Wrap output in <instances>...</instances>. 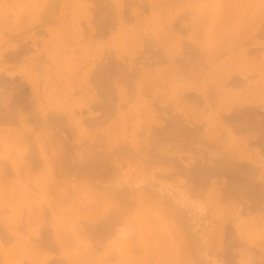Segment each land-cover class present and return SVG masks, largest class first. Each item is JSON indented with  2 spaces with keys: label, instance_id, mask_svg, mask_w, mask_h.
<instances>
[{
  "label": "rangeland",
  "instance_id": "374dc122",
  "mask_svg": "<svg viewBox=\"0 0 264 264\" xmlns=\"http://www.w3.org/2000/svg\"><path fill=\"white\" fill-rule=\"evenodd\" d=\"M7 0H5V2L3 1V0H0V8L1 9H3L2 10V15H5V14H7V9L9 10V11H11V13H10V15H9V11H8V17H7V15H5L6 16V19H5V16L4 17H2V21H3V30H2V32L0 33V80H1V82H0V94L2 93V95L4 94L5 96L6 95H8L7 93L9 92V95H8V99H12L14 102H19V103H15V104H17V105H15L14 107H15V109H17L16 110V115L15 114H13V115H15L16 117H17V119H16V117L15 116H13V117H11V120H9L8 119V121H10L11 122V126L13 127H11L10 126V124H6V123H4V121L3 120H5V119H3L2 121H3V123L4 124H0V125H3L1 128L3 129H1L0 128V136L2 135V134H4V136H1L2 137V139H1V137H0V153H2V154H6L7 152H10V150H12V151H15V153L13 154L12 152V154L10 153V155H8V153L6 154V155H3V157H4V160L2 159L3 157H1V155L2 154H0V162H6V165L4 164V163H0L1 165V167L3 166V168L5 169V167L8 165V164H10V159L11 158H13V159H15V160H19V158H21V157H19L20 155H23V151H26V152H28V148L29 147H31L32 145L31 144H29L30 143V140L31 139H34L33 141L35 142H33L32 140H31V142H33L32 144H33V147L35 148L36 147V149L39 147V144H41L42 143V145H43V148H45V152H46V154L47 155H50L51 154V156H52V158L54 159V163H55V165H56V171H55V168H54V166L55 165H53V171L54 172H58V171H61V169H59V167H57V166H59V164L61 165V168L63 167L64 168V166L65 167H70L71 168V166L72 165H68V166H66V164L65 163H67L68 161L69 162H71L72 163V161H74V159L72 158L73 156H74V158H75V161H77V159H76V155L77 154H75V152L78 150V149H80V148H78V147H80L81 146V148H82V144H83V146H84V144L86 143V142H89V143H91V147H92V130L95 128V129H98V130H100L101 129V131L102 130H104L103 128H105L107 131L109 130V128H110V130H109V134H111L112 135V138L111 139H108L109 141L111 140V143H113V146H114V144L116 143V146H118V145H121V142H125L124 144H126V145H128L129 144V141L128 140H130V138L131 137H135V140L138 142H140V141H142V144H139L136 148H140V149H142V151H140V153L142 152H144V150H146L145 151V154H146V152H148V151H151V149L150 150H147V149H149V147L146 149L145 148V146L148 144V141L150 140L152 143H156V141H157V139H155V142H154V139H152V138H149V140L147 141V139L148 138H146V137H149L147 134H148V132L145 130V132H144V135H140V129H138L139 128V126H140V124L141 125H143L142 123H146V120H148V118H145V115L144 114H146V110L148 109L147 108V106L149 107V109L151 110V116L152 115H154V117L156 116V117H160L161 116V114H162V112H164V110H162L164 107H162L163 105L165 106V105H167V103L169 102H171L170 103V105H171V109L167 106V108H169V109H167L166 107L164 108L165 110H169V112L168 113H171V114H173V115H175V114H181V112L179 113V111H181L182 110V113L184 112V109H185V107H186V105L189 107V109H193V111L195 112L194 114L196 115L195 117H196V122H197V125H198V122L200 123L199 124V126H201V128H202V130H203V133H200V135H201V139L203 140V138L204 139H206L207 138V140L206 141H208V136H210L211 134V136H214V134L216 135V136H219V135H221L220 137H221V139H223V137L225 136V137H227V135H225L226 133L223 131L222 132V130L221 129H216V126H214V125H217L219 128H222V125L224 126V128L226 127L227 129H228V127H231V126H228L227 124H224V122H226V123H228V124H230L231 125V123L233 124V122H231V120H229L228 119V121L226 120H224V118L226 117V116H223L222 117V119L224 120H222V121H218V124H217V119L216 118H218V120H221V118L219 119V116L221 117L222 115H224V114H221L222 113V111L224 110L225 112H226V110L228 109L229 110V107H230V110L232 111L233 110V108L236 106V107H239V105L240 106H243V105H245L246 107H247V103H248V105H249V107L248 108H251V111H252V107H253V105H254V107L255 106H257V107H255V109H256V112H262V113H264V106H262V105H264V100H262V99H264V91H261V90H264V84H262V83H264V82H260V78H259V76L260 75H262V74H264V73H262V69H260V68H264V67H262V66H264V64H262V62H264V61H260V59L258 60L257 58H255V56H254V58H253V60H252V57H253V55H255V54H257L258 52H259V50L260 49H264V46H262V45H264V43H262V42H264V39H262V38H264V37H262V36H264V35H260L261 36V38H259V37H257V35H254V36H256V38H257V40H256V38L255 37H252V39H249V37L251 36L250 35V33L251 32H253V31H260V29H262V27H264V26H261L260 27V25H262V22H264V19H262V16H264V15H262V14H264V10H261L260 11V13H259V10H260V8H257V10H258V12H257V10H256V7H259L260 6V4H262V3H264V2H262V1H264V0H248V1H246V0H228V1H230V2H227V0H216V1H214V0H209L211 3H210V5L208 6V2H207V0H190V1H188V0H182V1H179V0H172V1H174V2H172L171 1V3H167L168 5H166V7H165V13L164 12H162L163 13V17L165 18V26H164V22L160 19V18H162L161 17V11L162 10H164V9H162L161 7H163L164 8V6H162V5H164V4H166V2H168V1H170V0H165L164 2H163V0H162V2H160V0H158V2H156V3H154V1L153 0H141V4H137V3H139V0H137V5H131L129 2L130 1H133V0H129V2H128V5H126L125 7H124V3H125V1H128V0H125V1H123V0H112V2L114 3H111V1H108L109 3H110V5L112 6L113 5V7H114V5H115V7L113 8V7H111L110 6V8H112L111 10H112V12L113 13H111V11H109L110 13H111V15H110V13H108V11H106L105 10V12L104 11H102L103 9L101 8L102 6H105V3H102V1H101V3L103 4L102 6H100L99 7V9H95V6H96V4H99L100 5V0L98 1V0H96V2H95V4L93 3L94 2V0L92 1V0H76L77 2H81L82 4H83V7H82V12L81 13H77V15H76V18H75V21H74V24H72V25H68V21H62V15H60V14H62L63 12H61L59 9H57V11L56 10H54V11H56V14L54 13V12H52L51 10H49V11H51V14L52 13H54V14H52V17H53V20H54V18H55V20H54V22H56V23H54V22H52V23H50V25H49V23H48V21H46L45 23H48V24H43V25H45V26H38V27H43V29L45 30V32L44 31H42L43 33H41L40 34V32H39V34L38 33H36V35L34 34V35H31V33H34V31L36 32V29H37V31H39L38 30V28H36L37 26H35V29L33 28V27H31V26H33L35 23L36 24H38V21L40 20V18L38 17V14H37V12L38 13H40V10H38V11H36L35 12V9L36 8H34V7H36L35 5H36V3H35V0H26V1H21L20 2V0H17V3H18V1L20 2V3H18V5H17V7L15 6L14 8L11 6V4L9 3V0H8V3L6 2ZM92 1V2H91ZM145 1V2H144ZM188 1V2H187ZM193 1H195V3L194 4H192L193 3ZM202 1V3H198V2H201ZM214 1V2H213ZM260 1V2H259ZM4 2V3H3ZM99 2V3H98ZM124 2V3H123ZM134 2H136V0L134 1ZM134 2H131V3H133V4H135ZM147 2V3H146ZM189 2H190V4L191 5H188L189 4ZM217 2V3H216ZM220 2V3H219ZM226 4H225V3ZM27 3H28V5H27ZM142 3H145L144 5H142ZM161 3H162V5H161ZM181 3V4H180ZM187 3V4H186ZM216 3V4H215ZM227 3H228V6H229V9H228V6H227ZM242 3H243V6H242ZM9 4H10V6H9ZM126 4H127V2H126ZM129 4H130V9L129 8H127V6H129ZM146 4H150L149 6L150 7H148V12H147V10L146 11H142V9H144L143 8V6L145 7L146 6V8H147V5ZM179 4L181 5V7L179 6ZM214 4L216 5L214 8H213V6H214ZM223 4V5H222ZM231 4V5H230ZM234 4V5H233ZM237 4L239 5V6H237ZM259 4V5H258ZM87 5V6H86ZM99 5H97V6H99ZM138 5H142V7H141V9L138 7ZM157 5H159L158 7H156ZM171 5V6H170ZM174 5H176L175 7H174ZM185 5V7H183ZM254 5V6H253ZM262 5H264V4H262ZM261 5V6H262ZM88 6H94V8H87ZM96 6V7H97ZM137 6V8H135ZM177 6H179V7H177ZM222 6V7H221ZM227 8H226V7ZM233 6H234V8H233ZM241 6V7H240ZM32 7V8H31ZM108 7V6H107ZM107 7H105L106 9H107ZM120 7V8H119ZM124 9V8H127L128 10H130L131 11V15H128V14H130V13H125L124 12V15L126 14V15H128V16H133V17H131L132 19H128V21H130L129 23H127L126 22V20L124 21L123 19H122V8ZM203 7V8H202ZM232 7V8H231ZM235 7H236V10H238V11H235L234 12V10H235ZM238 7H240V8H238ZM98 8V7H97ZM104 8V9H105ZM145 8V9H146ZM169 8H170V10L171 11H169V15L167 14V12H168V10H169ZM173 8H175V9H173ZM181 8V9H180ZM204 8H205V10H204ZM214 9L213 10V13L211 12V9ZM217 8H218V10H219V13H218V11H217ZM242 8V9H241ZM253 8V9H252ZM262 9H264V6H262L261 7ZM15 9V10H14ZM26 9V10H25ZM31 9H33L32 11H31V13L29 12ZM88 9V10H87ZM90 9H95V12L96 11H98V13H99V11H101L102 13V16L101 17H103V14L105 15V16H107V15H109V17L108 18H111L110 16H112V17H116L115 19H114V21L115 22H117V24L115 23L114 24V26H112V27H114V28H112L111 27V25L114 23L113 21H112V24H110L111 23V21L110 22H108V25L107 24H105L108 20H110V19H106V22L104 21V22H101L100 23V20L99 19H97L96 20V22H98V23H95V24H93V22H95L94 20L95 19H93V22H90L89 20L93 17L91 14H93V12H91L92 10H90ZM126 9V10H127ZM144 9V10H145ZM188 9L189 10H191V11H196V13H192V14H195L196 16H195V18H193V16H191V11L190 12H188L187 13V15L189 16L188 18H186L187 20H185V23H186V21L187 22H189L188 24H189V26H192L190 29L188 28H186V27H184V26H187L186 24L185 25H183V27L184 28H186V30H188L189 32H187V34H186V30H185V32H183V33H185V35L183 34V33H177V30L179 31V29H178V27H177V30H176V32H175V29H176V26H174V23L171 25V23L172 22H174L173 20H175L176 18H178L179 17V14H180V12L182 13V11L183 10H185V11H188ZM196 9V10H195ZM231 9H232V11H231ZM44 10V9H43ZM42 9H41V11L42 12H44ZM139 10H140V12H139ZM207 10V11H206ZM225 10V11H224ZM248 10V11H247ZM119 11V12H118ZM120 11H122V12H120ZM136 11H138L139 13H137ZM184 11V12H185ZM223 11V12H222ZM230 11L233 13V16H231L230 17V14L232 15V13H230ZM243 11H244V13H243ZM254 11H255V15H251V14H254ZM32 12H34V13H32ZM58 12V13H57ZM61 12V13H60ZM94 12V13H95ZM104 12V13H103ZM143 12V13H142ZM145 12H147V13H145ZM171 12V13H170ZM205 12H207V13H205ZM215 12H217V13H215ZM225 12V13H224ZM228 12H229V14H228ZM238 12H240L238 15L240 16H238L237 18H236V16H237V14L236 13H238ZM248 12V13H247ZM252 12V13H251ZM15 13V14H14ZM21 13L22 14H24L23 16H24V18H21V20H23L24 22H20L19 24H18V26L16 27L14 24H16L17 23V20H18V17H19V15L21 16ZM28 13V14H27ZM29 13H30V15H31V18H26V17H28L29 16ZM45 13V12H44ZM98 13H96V15L98 14ZM135 13V14H134ZM140 13H142V16H141V14ZM159 13H160V15H159ZM177 13H178V16H177ZM201 13L203 14V15H201ZM208 13H209V15H208ZM259 13V15H258V17L256 16L257 14ZM262 13V14H261ZM19 14V15H18ZM37 14V15H36ZM40 14H43V13H40ZM39 14V15H40ZM47 14H50V12H48ZM50 14V15H51ZM80 14V15H79ZM100 14V15H101ZM121 15V17H120V15ZM140 14V15H139ZM218 14V15H217ZM225 14V15H224ZM236 14V15H235ZM242 14V15H241ZM243 14H244V16H243ZM245 14H247V16L245 15ZM249 14V15H248ZM78 15H79V17H78ZM88 15H90V16H88ZM94 15V14H93ZM136 15V16H135ZM157 15H158V18H157ZM181 15V14H180ZM182 15H186L185 13L184 14H182ZM181 15V16H182ZM206 15V16H205ZM213 15V16H212ZM229 15V16H228ZM41 16V15H40ZM104 16V17H105ZM128 16L126 17V16H123V18L124 17H126V19L128 18ZM180 16V17H181ZM210 16H212L213 17V19H212V17L210 18ZM221 16H224V17H221ZM243 16V17H242ZM255 16V17H254ZM9 17H14V18H9ZM57 17H59V18H57ZM83 18L82 20H83V24H85L86 25V27L87 28H89V31L87 32L88 34H86V32H85V35H84V33L82 32L83 31V29H84V31H85V29H87V28H85L84 26V28H82V24H81V22H80V18ZM94 17H96V18H98L99 17V15L98 16H94ZM100 17V18H101ZM185 17V16H184ZM184 17H182L183 19H185ZM187 17V16H186ZM201 17V18H200ZM209 17V18H208ZM230 17V18H229ZM253 17V18H252ZM51 17H49V19H50ZM191 18V19H190ZM193 18V19H192ZM204 18V19H203ZM207 18H208V20H207ZM227 18V19H226ZM242 18H244V19H242ZM7 19H9L8 21V23H7ZM10 19H11V21H10ZM37 19H39L38 21H37ZM47 19H48V16H47ZM58 19V20H57ZM80 19V20H79ZM112 19V18H111ZM124 21V22H126V23H124V22H122V20ZM182 19V20H183ZM189 19L191 20V23L192 22H194V23H192V25H190V21H189ZM199 19V20H198ZM203 19V20H202ZM212 19V20H211ZM223 19V20H222ZM242 19V20H241ZM253 19V20H252ZM262 19V20H261ZM27 21V23H25L26 21ZM28 20H31L30 21V23H31V25H29V21ZM41 20H43V23H44V18H42ZM77 20L79 21V22H77ZM85 20H86V22H85ZM101 20H102V18H101ZM131 20L133 21V22H131ZM179 20H181V19H179ZM194 20V21H193ZM218 20V21H217ZM222 20V21H221ZM228 20H231L233 23H231L230 21H228ZM241 20V21H240ZM260 20H261V24H260ZM51 21V20H50ZM162 21V22H161ZM177 20H175V25L177 24V22H176ZM208 21V22H207ZM212 21V23H210V25L207 27V25L209 24V22H211ZM226 21V22H225ZM255 21V22H254ZM42 22V21H41ZM64 22V23H63ZM76 22V23H75ZM159 22V23H158ZM179 23H180V21H178ZM183 22H184V20H183ZM230 22V23H229ZM240 22V23H239ZM256 22H258V23H256ZM10 23V24H9ZM21 23H23V24H21ZM32 23H33V25H32ZM90 23H92L93 24V26L92 25H90ZM104 23V25H107V26H104V25H102ZM182 23V22H181ZM196 23H199V24H196ZM218 23V24H217ZM220 23H222V24H220ZM6 24H9V25H6ZM26 24V25H25ZM35 24V25H36ZM39 24H40V22H39ZM65 24V25H64ZM79 24H80V27H79ZM109 24H110V26H109ZM130 24H132V25H130ZM160 24V25H159ZM195 24H196V26H195ZM203 25V24H205L204 25V27H203V29H201L202 27H201V25ZM217 25V27H219V29H220V27L221 26H224V24H226L225 25V27H222L220 30L219 29H217L216 28V25ZM220 24V25H219ZM238 24H240V25H242V26H240V25H238ZM253 24H256V25H253ZM258 24H260L259 26H258ZM23 25V26H22ZM27 25L28 26H30V28L32 29L33 28V30H29L28 32H27V30H23V29H26L27 28ZM41 25V24H40ZM59 25H61V26H59ZM66 25L68 26V27H66ZM98 25H100V26H98ZM179 25H181V24H179ZM231 26V28H230V26ZM248 25V26H247ZM251 25V26H250ZM25 26V27H24ZM96 26V27H95ZM124 26V27H123ZM131 26V27H130ZM156 26V27H155ZM163 26L166 28V30H164L163 29ZM170 26H173V27H175L174 29H173V27H170ZM198 26V27H197ZM200 26V27H199ZM227 26V27H226ZM229 26V27H228ZM245 26V27H244ZM254 27V28H250V27ZM257 26L259 27V30H257ZM5 27V28H4ZM13 27H15V28H13ZM92 27V28H91ZM98 27V29L100 30V32H99V30L98 29H96ZM111 27V28H110ZM170 27V28H169ZM194 27V28H193ZM207 27V28H206ZM249 28V30L248 29H246V28ZM17 28V29H16ZM30 28H28V29H30ZM94 28H95V30H94ZM108 28V29H107ZM228 28V29H227ZM230 28V29H229ZM246 30H245V29ZM4 29H6V31H4ZM13 29H15V30H13ZM22 29V30H21ZM40 29V28H39ZM108 31V33H107V31ZM109 29H111L112 31H110ZM171 29H173V30H171ZM183 29V28H182ZM182 29H180L181 31H184V30H182ZM195 29V30H194ZM198 29V30H197ZM215 29H216V31H215ZM240 29V30H239ZM250 29H252L251 30V32H250ZM256 29V30H255ZM17 30V31H16ZM20 30H21V32H20ZM94 30V31H93ZM190 30H191V32H190ZM196 30H197V32H196ZM202 30V32H199V31H201ZM207 30V31H206ZM224 30V31H223ZM226 30H227V32H226ZM228 30H229V32H228ZM3 31H4V33H5V35H4V33H3ZM41 31V30H40ZM101 31H102V33H101ZM104 31H105V33H107V34H105L104 33ZM140 31V32H139ZM12 34H11V33ZM14 32H16V34H17V36H18V34H19V36H18V38H21V39H24V40H22V41H26L25 42V44L26 43H28V44H26L27 45V47H26V45L24 46V47H26L24 50L25 51H23V48L24 47H22L21 48V45H19V47H20V49H18L19 47H18V45H16L15 44V42L16 41H13V38L11 37V39H10V36H12L13 34H15ZM24 32H26V33H24ZM90 32H96V34H97V32H99L98 33V35L100 36L99 38L97 37L96 39H95V36H96V34H94V36H92V34L90 33ZM151 34V36H150V34ZM219 32V33H218ZM222 32V33H221ZM224 32V33H223ZM242 32V33H241ZM255 32H253V33H251L252 35L255 33ZM262 32V31H261ZM28 33V34H27ZM47 33V35L45 36V34ZM197 33V35H194V34H196ZM214 33V34H213ZM245 33H249L248 35H245ZM260 33V32H259ZM259 33H255V34H258L259 35ZM262 33H264V32H262ZM7 34H10L9 36H7ZM21 34H23V36L21 35ZM24 34H26V35H24ZM38 34V35H37ZM89 34H91V36L89 35ZM102 36H101V35ZM141 34H142V36H145L146 34L148 35L149 34V36L151 37V38H149V37H147V36H145V38L147 37L148 38V40L150 39H152L153 40V38L155 39V42H154V40L153 41H151V45H155V44H153L152 42H154V43H157L156 44V46H152V47H155L154 49H152L151 48V45L150 44H148V47L146 46L147 45V41L148 40H144L143 38L144 37H141ZM145 34V35H144ZM169 34V35H168ZM177 34H179L178 36H177ZM182 34V36L181 37H185V38H183L182 39V41H184L185 42V39H186V41L188 42V40H190L189 42H190V44L188 45V46H190L191 45V42H192V44H193V48L194 47H196V48H198V50H199V54L196 52V56L194 55L195 53H194V51H196L197 49L195 48V50L192 52V55H194V56H192V55H190V56H192L193 58L191 59L190 58V60L191 61H196V62H198V60H201V61H199L198 63L200 64L201 62H202V64H200V65H198V66H204V67H198L197 66V64L198 63H196V65L193 63V65L192 64H189L188 63V61H187V59H189L188 58V56H189V54H191V53H187L188 55L187 56H185L186 55V53L185 54H182V52L183 51H186L187 50V48H186V50L183 48V50H182V52H180V49H182L181 47H180V43L182 42L181 41V37H180V35ZM199 34V35H198ZM211 34H212V36H213V38H212V36H211ZM217 34V35H216ZM218 34L220 35V36H222V38L219 36V38H218ZM222 34V35H221ZM227 34V35H226ZM237 34V35H236ZM240 34V35H239ZM1 35H2V37H1ZM28 35V36H27ZM33 36V37H31V38H29L30 36ZM105 35V36H104ZM192 35H194V36H192ZM242 35V37H241V39H240V36ZM4 36V37H3ZM16 36V37H17ZM21 36V37H20ZM82 36V37H81ZM84 36V37H83ZM106 38H104V37ZM191 36L194 38H191ZM207 36L208 37H210V39L209 38H207ZM216 36H217V39H216ZM225 36H227L226 38H225ZM231 36V37H230ZM239 36V37H238ZM8 37H9V39L11 40V41H13L12 43L9 41V39H8ZM16 37H14V38H16ZM22 37H24V38H22ZM26 37H28V38H26ZM94 37V38H93ZM103 37V38H102ZM124 37V38H123ZM153 37V38H152ZM178 37V38H177ZM189 37V38H188ZM214 37H215V39H214ZM233 37V38H232ZM248 37V38H247ZM26 38V39H25ZM79 38V39H78ZM93 38V39H92ZM165 38H167V39H165ZM175 38V39H174ZM180 38V40H178ZM199 38H201V39H199ZM229 38V39H228ZM235 40L236 39V41L234 42L233 40ZM235 38V39H234ZM237 38H238V44H237ZM251 38V37H250ZM255 38V40L256 41H251V40H253ZM28 39V40H27ZM142 39V40H141ZM188 39V40H187ZM220 39V40H219ZM227 39H228V41H227ZM35 40V41H34ZM36 40L38 41V43H37V46L35 45V43H36ZM98 40V41H97ZM128 42H127V41ZM144 40V42H142ZM165 40H166V42H165ZM207 40V41H206ZM212 42V44L210 45L209 43H210V41ZM213 40V41H212ZM243 40H245V41H249L250 42V44H249V42L248 43H246L245 44V42H243L242 43V41ZM9 41V42H8ZM21 41V40H20ZM20 41H18V44H19V42ZM33 42V44H32V42ZM93 41V42H92ZM125 41L127 42V43H125ZM164 41V42H163ZM177 41V43H175ZM179 41H180V43H179ZM224 41H226L225 43H224ZM240 41H241V44L242 45H240L239 43H240ZM262 41V42H261ZM8 42V43H7ZM35 42V43H34ZM131 42V43H130ZM186 42V43H187ZM202 42H204V43H202ZM207 42H209V43H207ZM215 42V43H214ZM221 42V43H220ZM258 42V43H257ZM22 43V42H21ZM125 43V44H124ZM147 47V50H148V48L149 49H152V50H157L158 51V53L156 52L155 53V51H153V53L155 54V59H157L158 58V56H159V59H160V63H159V61H157V60H155V63L153 62V63H151L154 59H153V55L154 54H152V53H150L151 55H149V57H152V58H149L148 57V52H150L149 50H148V52L146 51V48H145V46L144 47H142V45L143 44ZM148 43H149V41H148ZM179 43V44H178ZM208 44V46H207V44ZM216 43H218L217 45L218 46H215L216 45ZM231 43H232V45H231ZM234 43V44H233ZM253 45H252V44ZM256 43H257V46H256ZM24 44V43H23ZM46 44H48V47H47V45ZM91 44H94V45H91ZM120 44V45H119ZM130 44V45H129ZM174 44H176V46H177V48H175V45ZM182 44V43H181ZM213 44H215V45H213ZM222 44H224L225 45V48L226 49H224V45H222ZM236 44V46H238L237 48H235V50L233 49H231L232 47H233V45H235ZM244 44L245 45H249L250 47L252 46H254L252 49L254 50V53H253V55H252V52H250V53H245V52H248V51H246L247 49H249V46H244ZM259 44H261V45H259ZM18 47V48H16V46ZM30 45H32V46H30ZM118 47H117V46ZM150 45V46H149ZM185 45V44H184ZM187 45H185L184 47H186ZM204 45H206V46H204ZM210 45V46H209ZM222 45V46H221ZM230 46L231 48H228V47H226V46ZM23 46V45H22ZM62 46H64V47H62ZM115 46H116V48H115ZM204 46V47H203ZM211 46H215L214 48H211ZM222 47V48H220V47ZM258 46H261V47H259L258 48ZM78 47V48H77ZM110 48L111 47V49L113 48V50H116V52H108L109 54L111 53V54H113V55H115V56H112V57H114V58H112L111 59V61H116V60H114V59H118L117 60V62L119 61V60H122V61H124L123 59H125V60H127L128 61V63H129V61H130V63H132L135 59H137V61L139 60V58H140V60H142V64H141V61L139 62H136V66H138V63H140L139 65V70H140V68H141V66L143 65V63L144 62H146L147 63V61H151V59H153L151 62H149V63H151L152 65H154V66H152V65H148V64H145L144 63V65L143 66H145V67H143V68H141V72H139L137 69V73H139V74H142L143 72H142V69L143 70H145L146 72H147V75H146V83H149V82H147V80L148 81H150L151 83H149V84H151V86L150 85H148V84H144L143 86H141V84H139V82H138V80H136V78H138L137 76L136 77H134V81H133V84L132 85H134V88H131V87H133V86H131V85H129V88H128V85H126V90H129V93H131V95H133V97L132 96H130L129 94L127 95V91L124 93V96H125V98H127L126 99V102H127V104L128 105H126L125 103V99H124V96H122V95H119V96H122L123 98V100H119V102H118V99H121L119 96H118V91H117V89H116V83H115V85L114 86H109V87H105V88H101V86L98 84H96V80H94V79H89L88 81L90 82V81H92V80H94V83L98 86V88L99 89H103L102 91L101 90H99L98 88H96L97 86H95V84H93L95 87H91L90 85V83H92V82H90V83H88V82H85V81H87L86 80V77L89 75V76H92L91 74L93 73L94 74V72L92 71L93 69H94V67L92 66V65H94L95 67H96V65H98L97 63L99 62V64H102V63H104V61L105 62H107L108 63V60H107V58L109 59V57H111L109 54H107V53H105L104 52V48ZM139 47V48H138ZM158 47H160V50L162 51V54H163V56H162V59H164L165 57L166 58H168L169 59V57L172 55V57H171V61H175L176 59V61L177 62H174L175 64L177 63L178 64V62H179V64H178V66L179 65H183L182 67H184V65L185 66H187V63L190 65V69H188L189 67H187V72H189L190 70L192 71V69H193V75H191L192 74V72L190 73V74H188L187 75V73L185 72V74H186V76H182V74L180 73V75L182 76V77H180V75H178L179 73H177V71H179L180 70V68L178 67V66H175V69L177 70H175V69H172L173 67H167L166 68V66H170V65H168L167 63L169 62V63H173V62H170V60H167V61H164L166 64H163V60H161V54L160 55H158L159 54V52H161L160 50H158L159 48ZM170 49V51L167 49ZM203 47V48H202ZM207 47H208V50L206 51V49H207ZM235 47V46H234ZM256 47H257V49H256ZM15 49L16 48V50H13L12 51V49ZM84 48V49H83ZM105 48V49H106ZM127 48V49H126ZM156 48H158V49H156ZM192 48V47H191ZM191 48L189 49V51L191 50ZM213 50H211V49ZM216 48V50H214ZM227 48H228V50L229 51H227L226 52V50H227ZM246 48V49H245ZM79 49V50H78ZM122 50V51H120V50ZM137 49H139V50H141V51H138ZM143 49H145V54L142 52V51H144ZM173 50V53H172V50ZM201 49H202V51H201ZM219 49V50H218ZM220 49L222 50V52H223V50H224V52L222 53V54H220V55H218L219 54V52L221 53V51H220ZM230 49H231V51H230ZM242 49V51H240ZM243 49H245L244 51H243ZM252 49H250V51L252 50ZM259 49V50H258ZM2 50V51H1ZM108 50V49H107ZM117 50H118V52H117ZM133 50H135V51H133ZM137 50V51H136ZM151 50V51H152ZM166 50H168V52L166 51ZM177 50H179V51H177ZM205 50V51H204ZM210 50V51H209ZM255 50H257V52L255 51ZM14 51H15V53H14ZM18 51H21L22 53L20 54V55H16V56H14L15 54H18L19 52ZM69 51V52H68ZM91 51V52H90ZM109 51H111L110 49H109ZM125 51V52H124ZM165 51V52H164ZM212 51V52H211ZM218 52V56L217 55H215L216 54V52ZM261 51L262 50H260V53H261ZM5 52V53H4ZM10 52V53H9ZM74 52V53H73ZM105 54H104V53ZM121 52V54H119ZM136 52H141V54L139 53H137L138 55H136V53L134 54V53ZM177 52H179L180 54H177V56H175V54L177 53ZM212 53L211 55H209L210 53ZM235 52V53H234ZM241 52H244L249 58H247L246 56H244L245 54L243 53V55H241ZM12 53H14V54H12ZM90 53H92V54H90ZM116 53V54H115ZM124 53V54H123ZM167 53V54H166ZM169 53V54H168ZM200 53H203L202 54V56L200 55ZM12 54V55H11ZM98 54H104V55H106V56H108L106 59H104V57L103 58H101V59H103L104 61L103 62H101V59H100V55H98ZM156 54H157V56H156ZM198 54V55H197ZM252 56H251V55ZM262 54H264V51H262V53H261V60H264V58H262V57H264V55H262ZM91 55H93V56H91ZM124 55V56H123ZM136 55V56H135ZM144 55H147V59H145V61L143 60V57H144ZM181 55H183V57H184V59L185 58H187V59H182V60H184V61H182V60H179L178 59V57H181L182 58V56ZM212 55H215V56H213V59H211L212 58ZM241 55V56H240ZM257 55H259V54H257ZM3 56V57H2ZM17 56H19V57H17ZM99 56V57H98ZM103 56V55H102ZM120 56V57H119ZM124 58H123V57ZM128 56H130V58L128 57ZM133 56H135V57H137V56H140V57H137V58H135V59H133L134 57ZM141 56H142V58H141ZM189 56V57H190ZM208 57V58H210V59H208V58H206V57ZM211 56V57H210ZM217 56V57H216ZM260 56V55H259ZM125 57H128L129 59H127V58H125ZM131 57H132V59H133V61H132V59H131ZM164 57V58H163ZM177 57V58H176ZM220 57H222L221 59H219ZM233 57H235V58H233ZM239 57V58H238ZM245 58V60L247 61V62H245V60H244V58ZM74 58H76V59H74ZM98 58H99V61H98ZM123 58V59H122ZM148 58H149V60H148ZM202 58H203V61H204V63H203V61H202ZM216 58V59H215ZM218 58V59H217ZM223 58H224V60H225V62H224V60H223ZM230 59V61H228L229 59ZM240 59V60H236V59ZM247 58V59H246ZM78 59V60H77ZM93 59H95V60H93ZM158 59V60H159ZM175 59V60H174ZM233 59V60H232ZM77 60V61H76ZM89 61V64L86 66L85 64H87V62ZM98 62H97V61ZM147 60V61H146ZM164 60H166V59H164ZM234 61V62H232V61ZM87 61V62H86ZM94 61V62H93ZM95 61L97 62L96 63V65H95ZM110 60H109V62H111ZM127 61H125V62H127ZM132 61V62H131ZM144 61V62H143ZM162 61V62H161ZM187 61V63H185ZM206 61H208V63H209V66H208V63H206ZM218 61L220 62V64L218 63ZM223 61V62H222ZM235 61L237 62L236 64H235ZM101 62V63H100ZM125 62H123L124 64H125ZM222 62V63H221ZM226 62H228L227 64H226ZM243 62V63H242ZM250 62H251V64H252V67L251 66H249L250 65ZM254 62V63H253ZM68 63H69V65H68ZM80 63V64H79ZM91 63V64H90ZM128 63H126V64H128ZM162 63V64H161ZM191 63V62H190ZM231 63V64H230ZM240 63V64H239ZM262 65H260V64ZM121 64H122V62H121ZM126 64L124 65V68H125V66H126ZM133 64H134V62L132 63V66H133ZM176 64V65H177ZM207 66H206V65ZM242 64H244V65H242ZM247 64V65H246ZM254 64L256 65V67L258 68V67H260L259 68V70H261L260 72L262 73H260V72H257V71H259L257 68H254ZM86 66V67H80V66ZM105 65V64H104ZM104 65H102V66H104ZM135 65V64H134ZM174 65V64H173ZM172 65V66H173ZM192 65V66H191ZM222 65L224 66V67H222ZM99 66V65H98ZM101 66V65H100ZM130 67L131 65L130 64H128L127 65V67ZM150 67V66H152V67H150V68H148V67ZM195 66V67H194ZM240 66V67H239ZM242 66V67H241ZM79 67H80V69H79ZM91 69H90V68ZM154 67V70L152 71V68ZM192 67V68H191ZM226 67V68H225ZM232 67V68H231ZM25 68V69H24ZM70 68L72 69V70H70ZM133 68V67H132ZM156 68V69H155ZM165 68V69H164ZM171 68V69H170ZM178 68V69H177ZM199 68H202V69H204V70H201V69H199ZM231 68V69H230ZM236 68V69H235ZM36 69V70H35ZM67 69H69V71L67 70ZM81 70V72H82V74H80L79 73V76H78V72L76 73L77 75H75V74H73V73H75L74 71H76V70ZM90 69V70H89ZM146 69H148V70H146ZM184 69V68H183ZM194 69H195V72L197 73H195L194 72ZM246 69V70H245ZM257 69V70H256ZM78 70V71H79ZM85 70H87V72H88V70H89V72L91 71L92 73H89L88 72V75H86V73L87 72H85ZM95 70V69H94ZM133 70H135V69H133ZM135 70V71H136ZM157 70V71H156ZM161 70H162V72H161ZM168 70V71H167ZM207 70V71H206ZM248 70H250V71H248ZM64 71V72H63ZM70 71L72 72V74H73V76L75 75V78L74 77H72V74L70 73ZM154 71H156V72H154ZM200 71V72H199ZM207 73H206V72ZM251 71H256V75L257 74H259V75H257L258 76V81H257V78H255V76H254V78L252 77L253 75H255L254 74V72L252 73ZM85 72V73H84ZM148 72H152V73H155V74H153V75H155L156 77V79L159 81L158 83L160 84V83H163V84H161V86L162 87H158L159 86V84L157 83V86L155 85V84H152L154 81L153 80H155L156 81V79H154V77H152V74H149ZM158 72V73H157ZM159 72L162 74H159ZM245 73V75H244V73ZM68 73H69V75H68ZM199 73H201V74H199ZM241 73V74H240ZM6 74V75H5ZM158 74V75H157ZM249 74V75H248ZM253 74V75H252ZM9 75V76H8ZM160 75V76H159ZM201 77H200V76ZM239 75H240V77H239ZM246 75H248V76H246ZM3 76V77H2ZM84 76V77H83ZM88 76V77H89ZM102 76V75H101ZM157 76L159 77V78H162V79H158L157 78ZM187 76H190L192 79H189V77H187ZM227 76V77H226ZM251 76V77H250ZM82 77H83V82H82ZM88 77H87V79H88ZM147 77H149L148 79H147ZM196 77H197V79L199 78V79H202L201 81H202V86H201V81L199 82L200 84H195V83H198V81H199V79L197 80L196 79ZM203 77V78H202ZM234 77H237V78H234ZM239 77V78H238ZM261 77V76H260ZM262 77H264V76H262ZM66 78V79H65ZM116 78V77H115ZM150 78H152L153 80H150ZM224 78V79H223ZM230 78V79H229ZM246 78V79H245ZM251 78H253V79H251ZM41 79V80H40ZM61 79L63 80L62 82H61ZM75 79V82L76 83H74V80ZM227 79H229L228 81H227V84L225 83L226 82V80ZM233 79V80H232ZM235 79H245L244 81L246 82V86H248L249 85V87L251 88V91H256L255 92V94L253 95V93L254 92H251V91H248V90H250V88L249 87H245V86H243V84L241 85L240 83H241V81H239V82H237ZM262 79H264V78H262ZM4 80H6V82L4 81ZM85 80V81H84ZM164 81V82H161V81ZM166 80V81H165ZM195 80V81H194ZM230 80H232V81H230ZM234 80L237 82V83H234ZM242 80V81H243ZM253 80H255L253 83H252V81ZM56 81V82H55ZM190 81V82H189ZM216 81V82H215ZM224 81V82H223ZM248 81V82H247ZM249 81H251L250 83H249ZM4 82V83H3ZM72 83V84H76L77 86H75V87H73V85L72 84H70L69 85V83ZM81 82H82V84L83 85H85V86H87V88L85 89L83 86H81L82 84H81ZM203 82H204V86L206 87V84L208 83V84H210L211 85V88H212V86H213V90H214V87H215V90L214 91H217L216 93L221 97H218L217 98V96L218 95H216V93L214 94V93H212L210 96L211 97H209V94L210 93H208V92H211V91H207L206 89H205V87L203 86ZM206 82V83H205ZM230 82V83H229ZM54 83V84H53ZM79 83H80V86H79ZM86 83V84H85ZM156 83V82H155ZM181 83V84H180ZM222 83V84H221ZM225 83V84H224ZM229 83V84H228ZM234 84V85H232V84ZM242 83H244V82H242ZM249 83V84H248ZM257 83H259V84H262V89L260 88V87H258V85L259 84H257ZM18 84V85H17ZM61 84V85H60ZM164 84H166V86L167 87H165V85ZM176 85L175 87H174V85ZM245 84V83H244ZM248 84V85H247ZM252 84V86H250ZM56 85L58 86V88L56 87ZM72 85V86H71ZM92 85V86H93ZM153 85H155L154 87H153ZM164 85V86H163ZM169 85H173V86H169ZM209 85V86H210ZM225 85H226V87H225ZM236 85H240V86H237V88H236ZM6 86V87H5ZM89 86L92 88V90H91V88H89ZM100 86V87H99ZM144 86L145 87H147V88H144ZM153 87V88H151L152 90L155 88V87H158L157 89L155 88L153 91L151 90V89H149V91H148V88H150V87ZM222 86H223V88H222ZM229 86V87H228ZM255 86V87H254ZM20 87V88H19ZM65 87V88H64ZM67 87H69V88H67ZM113 87V88H112ZM114 87H115V90H114ZM122 87H124V86H120V88H122ZM171 87V89H169ZM174 87V88H173ZM185 87V88H184ZM207 87H208V85H207ZM233 87V88H232ZM235 87V88H234ZM239 87V88H238ZM255 88V90H254V88ZM10 88V89H9ZM16 90H15V89ZM74 88V89H73ZM79 88V89H78ZM83 88V89H82ZM94 88H96V90L94 89ZM110 88V89H109ZM125 88H123V89H125ZM128 88V89H127ZM136 88V89H135ZM139 88H141V93H142V95L144 96L143 97V100H142V95L141 94H139L140 93V90H139ZM162 88V89H161ZM163 88H168L167 90H170L171 91V93H170V91H164L165 89H163ZM172 88H173V90H172ZM191 88V89H190ZM62 89V90H61ZM77 90L76 91V93H73V94H76V95H73V96H70L71 94H69V93H71V92H73L74 90ZM87 89H90L89 90V93H88V91H87ZM106 89V90H105ZM144 89H147L146 90V92H147V94H146V96H145V93H144V91L143 90ZM186 91H185V90ZM201 89V90H200ZM204 89V90H203ZM224 89V90H223ZM241 89L244 91H241ZM261 89V90H260ZM15 90V91H14ZM20 90V91H19ZM67 90V91H66ZM78 90H79V92H78ZM86 90V91H85ZM98 90V91H97ZM110 90H113L112 92L110 91ZM151 90V91H150ZM192 90V91H191ZM212 90V89H211ZM247 90V91H246ZM258 90V91H257ZM63 91V92H62ZM69 91V92H68ZM84 91V93H82ZM94 91H97L98 92V95L97 94H95L94 93ZM101 91V92H100ZM137 91V92H136ZM155 91H157V92H155ZM163 92V93H161V92ZM179 91H181V92H184V93H186V96L188 97H186L185 98V100H184V103H183V100L182 99H184V94H182L183 95V98L181 99H178V97L180 96H176V94L177 93H179L180 94V92ZM194 91V92H193ZM204 93H206V94H204ZM213 91V92H214ZM247 93H246V92ZM260 91V92H259ZM4 92H6V94L4 93ZM15 92V93H14ZM17 92V93H16ZM19 92V93H18ZM57 92V93H56ZM96 92V93H97ZM99 92L101 93V94H103V96H101L100 94H99ZM105 92V93H104ZM111 92V94H113L114 96H112V95H110L109 93ZM177 92V93H176ZM89 94V97L91 98H89L87 95ZM107 93V94H106ZM152 93V95L150 96V94ZM153 93H155V94H157L158 96H160V95H162V97L160 96V97H158L159 98V100H160V98H162L163 99V94H165L166 95V97H164V102L166 101V100H168L167 101V103L165 102V104H161L160 102H162V103H164L163 102V100L161 99L159 102H158V100H155V101H153V99H152V101L154 102V104H155V102H156V104L155 105H152L151 103H153L152 101H150V97H152L153 96ZM161 93V94H160ZM169 94L170 93V98L167 96V94ZM172 93H175V94H172ZM198 93V94H197ZM201 93H203V94H201ZM252 93V94H251ZM257 93V94H256ZM259 93V94H258ZM17 94V95H16ZM24 94V95H23ZM68 94V95H67ZM83 94H84V96H83ZM106 94V95H105ZM160 94V95H159ZM172 94V95H171ZM200 94V95H199ZM2 95H1V97H2ZM92 95H94L95 96V98H94V96H92ZM100 95V96H99ZM105 95V96H104ZM112 96V97H108L107 98V96ZM148 95V96H147ZM157 95H156V97H157ZM178 95V94H177ZM182 95L180 96V97H182ZM202 95V96H201ZM214 95H216V96H214ZM48 96V97H47ZM68 96H69V100H68ZM82 96L85 98H87L88 99V101L90 102L91 100L93 101V103L91 104V102L89 103V105L91 106H88L87 107V105H88V103H86V101L85 100H87V99H84V98H82ZM129 96L132 98L131 100L133 101V102H130L131 100L129 99ZM150 96V97H149ZM174 96V97H173ZM201 96V97H200ZM252 96L254 97L253 99H252ZM0 97V98H1ZM102 98L103 97V99H101L102 101H100V98ZM105 97H106V99H105ZM154 98V96H153V98L154 99H158V98ZM174 98V101L172 100L173 98ZM190 97H192V99H191V101H190ZM198 97V100L196 99V98ZM200 97V98H199ZM216 97V98H215ZM255 97H256V99H255ZM26 98V99H25ZM96 98H98V99H96ZM110 98V99H109ZM111 98H114L113 100H114V103H115V105H113V107L114 106H116L115 107V109H114V114H113V110H109V112L106 114V115H104V119H105V117L107 118V119H105V120H101V121H105L104 123H102L101 125H102V128L100 127V129H99V125H100V123H101V121H99L98 122V124L96 123L95 125L94 124H92V126H93V128H91V129H89V134H88V131H87V129L88 128H90V125L88 126V128L86 129L85 127H87V124H83V125H80L81 124V122L83 123V121L85 122V119H83L82 121H77V120H80V119H82L84 116L85 117H90L91 115H96V116H99V111L100 110H96L97 108L95 107V106H97V100H98V104H104V103H107L108 101L109 102H111L112 101V99ZM118 98V99H117ZM136 98H137V100H136ZM166 98V99H165ZM168 98V99H167ZM196 99V101H195V99ZM215 98V99H214ZM2 99H3V101H2ZM8 99H7V97H5L4 98V96H3V98H1L0 99V101H2L0 104H1V106H3L2 104H4L3 102H5V103H7V104H5V105H7V107L9 106H11V105H9L10 104V101H8ZM10 99V100H11ZM21 99V100H20ZM94 99H96V101L94 100ZM117 99V100H116ZM139 99H141V100H139ZM148 99H149V101L151 102V103H149V101H148ZM176 99V100H175ZM189 99V100H188ZM193 99H194V101H193ZM252 101H251V100ZM262 100V103L261 102H259L260 100ZM11 100V101H12ZM28 100H30V101H28ZM72 100V101H71ZM169 100H171V101H169ZM258 102V103H260V105H255V104H252V103H257L256 101ZM117 101V102H116ZM120 101L123 103V105H122V103L120 104ZM129 101V102H128ZM140 101V102H139ZM148 101V102H147ZM178 101H179V103H178ZM180 101H182V103L180 102ZM215 101V102H214ZM220 101H222L221 103H223V104H221V103H219L220 104V106H222L223 105V108L222 107H220V108H222L223 110L221 111V109H218V107L216 106L218 103L217 102H220ZM235 101H237V102H240V101H244L243 103H246V104H237V105H235L234 107H233V105H234V102ZM255 101V102H254ZM75 103V105H73L74 103ZM100 102V103H99ZM142 102V103H141ZM174 102V103H173ZM186 102V103H185ZM197 102H199V103H197ZM213 102H214V104H213ZM12 103V102H11ZM64 103V105H62ZM72 103V104H71ZM96 103V105H94V106H92L93 104H95ZM120 104V106L118 107V105ZM134 103V104H133ZM149 103V104H148ZM168 103V104H169ZM178 103V104H177ZM191 103H193V104H191ZM233 103V105H231L230 106V104H232ZM257 103V104H258ZM78 105V107H77V105ZM82 104V105H81ZM118 104V105H117ZM124 104H125V107H124ZM142 104H144L143 105V107H141L142 106ZM148 104V105H147ZM151 104V105H150ZM180 104V105H179ZM4 105V106H5ZM38 105V106H37ZM68 105V106H67ZM122 105V106H121ZM141 105V106H140ZM146 105V106H145ZM183 105H184V107H183ZM190 105V106H189ZM198 105V106H197ZM213 105V107H211ZM0 106V107H1ZM3 106V107H4ZM13 106V105H12ZM18 106V107H17ZM20 106V107H19ZM66 108H65V107ZM81 106H84V107H81ZM145 106V107H144ZM153 106V107H152ZM154 106H156V108L158 109V106H160L159 107V109H161V112H160V116H157L158 115V113H159V110L156 112L157 113V115L156 114H154V112H155V110H157ZM252 106V107H251ZM262 106V107H261ZM3 107H1V109L3 108ZM6 106L4 107L5 108V110H7L8 108H7ZM14 107H10V108H14ZM25 107V108H24ZM27 107V108H26ZM37 107V108H36ZM40 107V108H39ZM43 107V108H42ZM92 107L93 108H95V109H93L92 110ZM112 107V108H113ZM188 107H186V109H185V111H187V108ZM191 107V108H190ZM211 107V108H210ZM225 107H227L226 109H225ZM231 107H233L232 109H231ZM7 108V109H6ZM9 108V109H10ZM45 108V109H44ZM48 108V109H47ZM69 108V109H68ZM74 108H76V109H74ZM78 108H85L83 111H84V113H82L84 116L82 117V115H79V112H80V110L78 111ZM89 108V109H88ZM117 108H120V109H117ZM123 108V109H122ZM140 108H143L142 109V113L140 112L141 111V109ZM257 108H258V110H257ZM8 109V110H9ZM14 109V110H15ZM25 109V110H24ZM30 109V110H29ZM44 109V110H43ZM47 109V110H46ZM53 109V110H52ZM60 109V110H59ZM75 111H74V110ZM91 109V113L89 112L88 113V111ZM125 109H127V110H125ZM130 109H132L131 111H133V115L131 114V116H129L128 114H127V112H129V110ZM146 109V110H145ZM147 110V111H149L150 112V110ZM155 109V110H154ZM196 109V110H195ZM214 109V110H213ZM254 108H253V111L255 110ZM262 110V111H259V110ZM3 110V109H2ZM2 110H0V112L2 111ZM4 110V111H5ZM11 110H13V109H10V112H13V111H11ZM18 110H20V111H18ZM36 110V111H35ZM45 110L46 111H48V112H45ZM56 110V111H55ZM65 110H67V112L65 111ZM76 110H77V113H78V115H73L74 113H76ZM116 110H118L117 111V113H116ZM123 110H124V112H123ZM140 110V111H139ZM152 110H153V113H152ZM218 110V111H217ZM17 111H18V113H17ZM27 111V112H26ZM44 111V112H43ZM55 111V112H54ZM69 111V112H68ZM82 111V110H81ZM130 111V112H131ZM172 111H174V112H172ZM175 111L177 112V113H175ZM214 111V112H213ZM9 112V111H8ZM20 112H22L24 115H26V116H24V117H28V118H31V120L29 121V119L27 118L26 120H28L29 122V126L26 124L27 123V121L26 122H24L25 121V118L23 117V114H21L20 115ZM43 112V113H42ZM74 112V113H73ZM88 114H87V113ZM130 112H129V114H130ZM137 112H139V114L137 113ZM145 112V113H144ZM166 112V111H165ZM191 112V111H190ZM205 112V113H204ZM255 112V111H254ZM254 112H251V114L252 115H254L255 113ZM5 113V112H4ZM13 113H15V111L13 112ZM47 113V114H46ZM57 113V114H56ZM62 113V114H61ZM66 113H68V114H66ZM71 113V114H70ZM81 113V112H80ZM101 113V112H100ZM112 115H111V114ZM132 113V112H131ZM167 113V112H166ZM175 113V114H174ZM224 113V112H223ZM226 113H230V111L229 112H226ZM225 113V114H226ZM1 114H3V112H1ZM0 114V115H1ZM7 114H9L10 115V113H7ZM7 114H6V117H8V118H10L9 116H7ZM31 114V115H30ZM51 114V115H50ZM59 114V115H58ZM61 114V115H60ZM88 116H87V115ZM91 114V115H90ZM109 114H110V116H109ZM117 114V115H116ZM128 116H127V115ZM137 114V115H136ZM171 114H164L163 113V116H166L167 117V115H170V116H173V115H171ZM221 114V115H220ZM257 114V113H256ZM255 114V118H256V115ZM39 115V116H38ZM55 115V120H56V117H58L59 116V118H61V120L59 121V119L57 118V120H58V122L57 121H55V120H53V116ZM90 115V116H89ZM93 115V116H94ZM101 115V114H100ZM114 115V117H113V119H112V116ZM120 115V116H119ZM202 115V116H201ZM214 115V116H213ZM227 115V114H226ZM229 115V114H228ZM259 116H262V117H264V115H261V114H258ZM20 116H22L23 117V121L21 120L22 118L20 117ZM42 116V117H41ZM46 116V117H45ZM65 116H67V117H65ZM118 116V117H117ZM138 116V117H137ZM139 116L140 117H142V119H139ZM211 116H212V118H211ZM15 117V118H14ZM19 117H20V119H19ZM40 117V118H39ZM79 117H80V119H79ZM115 117H117L116 119H115ZM127 117H128V119H127ZM133 117H134V120L133 121H131L130 122V119L129 118H132L133 119ZM136 117V118H135ZM162 117V116H161ZM248 117H250L249 118V120L251 119V116L250 115H248ZM254 116H252V118H253ZM262 117H260V118H262ZM4 118V117H3ZM51 118H52V121L54 122L55 121V124H53L52 123V126L50 125V124H48V123H51L50 121H51ZM74 118H76V119H74ZM91 119L93 118V120H94V117H90ZM111 120H110V119ZM156 119V122H159L158 120L160 119ZM214 118V119H213ZM244 118V117H243ZM255 118H253V119H255ZM258 118V117H257ZM260 118H258V120L257 119H255V120H253V119H251V121L253 120V121H255V123L254 124H257L258 122H259V125L261 126H259V125H257V126H259L260 127V129L262 128V125H264V122H262V124L260 123L262 120H260ZM0 119H2V117L0 118ZM12 119H16V120H18V122L16 121H12ZM35 119V120H34ZM40 119V120H39ZM63 119V120H62ZM88 119V118H87ZM103 119V118H102ZM131 119V120H132ZM138 121H137V120ZM144 119H146V120H144ZM208 119V120H207ZM216 119V120H215ZM244 119H247V118H244ZM243 119V121H245L246 122V120H244ZM37 120V121H36ZM46 120H47V122H46ZM93 120H91V121H93ZM96 120V119H95ZM113 120H115V121H113ZM215 120V121H214ZM248 120V119H247ZM248 120V121H249ZM258 122H257V121ZM2 121H0V122H2ZM8 121H6L7 123H10V122H8ZM24 122V124L22 123V122ZM40 121V122H39ZM76 121V122H75ZM111 121V122H110ZM127 121V122H126ZM137 121V122H136ZM206 121H207V123H208V125H207V123H206ZM210 123H209V122ZM212 121V122H211ZM241 122H242V124L245 126V124H251V123H245V122H243L242 121V118H241V120H240ZM239 121V122H240ZM13 122H15V124L17 123L18 125H15ZM34 122V123H33ZM57 122V123H56ZM59 122H62L61 124L59 123ZM69 122V123H68ZM74 122V123H73ZM88 122V120H86V123ZM108 122V123H107ZM125 122V123H124ZM129 122V123H128ZM195 122V123H196ZM222 122V123H221ZM257 122V123H256ZM12 123L15 125H12ZM32 123V124H31ZM76 123V124H75ZM93 123H94V121H93ZM131 123H133L132 124V126H133V129H135V130H132V127H131V125H129V124H131ZM138 123V124H137ZM144 123V124H145ZM148 123L149 124H151L152 125V123L153 122H151V121H148ZM214 123V124H213ZM222 125H221V124ZM236 124H237V121L235 122ZM34 124H35V127H34ZM36 124H37V126H36ZM60 125V126H56V125ZM70 126H69V125ZM73 124V125H72ZM154 124V123H153ZM213 124V125H212ZM219 124H220V126H219ZM241 123H238V125H242ZM24 125H26L27 127H25ZM53 125H55V126H53ZM77 125V126H76ZM98 125V126H97ZM104 125V126H103ZM105 125L107 126V127H109V128H107V127H105ZM129 127H128V126ZM137 125V126H136ZM139 125V126H138ZM205 125H207V127L208 126H210L209 128H206L205 127ZM227 125V126H226ZM242 125V126H243ZM7 126H8V129H6L7 128ZM16 126H19V127H21L20 129H22L21 131H20V129L18 130V128L19 127H17V129H16ZM97 126V127H96ZM125 126L128 128V131H127V128H126V130L125 129H123V128H125ZM211 126H213V129H212V127ZM241 126V127H242ZM250 126V125H249ZM249 126H245V127H249ZM252 126H253V124H252ZM10 127V128H9ZM25 127V128H24ZM45 127V128H44ZM71 127H74V128H71ZM77 127V128H76ZM84 127V128H83ZM116 129H118V130H116ZM131 127V128H130ZM138 127V128H137ZM233 127V126H232ZM231 127V128H232ZM254 128L256 127V125L255 126H253ZM28 128H30V130H27ZM61 128H63V129H61ZM80 128V129H79ZM114 129L113 131H117L116 133H114L111 129ZM206 128V129H205ZM242 128H244V127H242ZM241 128V129H242ZM5 129H6V131H5ZM10 129V130H9ZM13 129H14V131H13ZM35 129H37V130H35ZM60 131H59V130ZM67 129V130H66ZM72 131H71V130ZM94 129V131H95V133H97L96 132V130ZM247 129V128H246ZM244 130L243 129V131H241V132H244L245 131V137H251V138H253L254 139V137L256 136V135H258V133H257V131L254 133L253 132V130H252V128H251V130L252 131H250L249 132V135L252 133V134H254V137H252V135L251 136H247V133H248V131L247 130ZM256 129V128H255ZM260 129H259V131H260ZM262 129H264V128H262ZM261 129V131H264V130H262ZM9 130V131H8ZM17 130V131H16ZM24 130L27 132V131H29L28 133H24V134H21L22 136H23V141H25V142H23V141H21L20 142V140L19 139H21L22 138V136H19L20 134V132H24ZM33 130V131H32ZM81 130L83 131L82 133H81ZM86 131V133H87V135H89V136H91L92 138H83V136H81V135H84V134H86L85 133V131ZM91 130V131H90ZM122 130V131H121ZM204 130L208 133V135H206V136H202V134H204ZM207 130H210V133H209V131H207ZM216 130V131H215ZM217 130H220V131H217ZM232 131V130H235V129H229V131ZM248 130H250V127L248 128ZM32 131V132H31ZM56 131V132H55ZM63 131V132H62ZM127 131V132H126ZM130 131H133V133L132 132H130ZM139 131V132H138ZM213 131H215L214 132V134H213ZM230 131V132H231ZM258 131V132H259ZM261 131H260V133H261ZM9 132V133H8ZM15 132H17V134L15 133ZM31 132V134L33 135V137H31V134H29ZM37 132V133H36ZM44 132H47L46 134H44ZM58 132V133H57ZM73 132V133H72ZM111 132V133H110ZM137 132V133H136ZM220 132H222V134H220ZM233 132V131H232ZM236 130H235V134H236ZM10 133H12V134H10ZM13 133H15L14 135H13ZM41 133V134H40ZM65 133V134H64ZM100 133V131L97 133V134H99ZM119 133H121L120 135H119ZM126 133H128V134H126ZM240 132H238L237 134H239ZM259 133V135H261ZM19 134V135H18ZM28 134V136L29 137H31V139L29 138L28 140H27V138L24 140V135L26 136ZM55 134V135H54ZM60 134V135H59ZM64 134V135H63ZM97 134H96V136H97ZM135 134L137 135V134H139V135H137V136H135ZM210 134V135H209ZM223 134H224V136H223ZM241 134V133H240ZM239 134V136L241 137V135ZM244 134V133H243ZM10 135V136H9ZM16 135H18V140L19 141H17V136ZM36 135H39V136H36ZM41 135V136H40ZM50 137V136H52V138H54L55 139V137H56V139L59 141H56L57 142V144H56V147L58 146V144L60 143V145L58 146V148L59 147H61V148H59V150H58V148H57V150L59 151V154L61 155L62 154V152L65 150V152H63V155H64V153L66 154L67 152H66V150L68 151V153H69V149L71 148L70 146H72V152H70V153H72V155L71 154H69V155H71V156H69V155H66V156H69V158H70V160L71 159H73V160H68L67 161V159H66V157H65V159H66V161L67 162H65L64 160H62V162H65L64 164L63 163H59V164H56V161H58V162H60L58 159H56V158H58V151L57 150H51V149H54V148H51V147H55L54 145H52V143L54 142V140L53 139H51V137L49 138L48 136ZM55 137H54V136ZM74 135V136H73ZM76 135V136H75ZM117 135H119V136H117ZM128 136V138H126L127 136ZM234 135V134H233ZM259 135H258V137H259ZM14 136H16V137H14ZM86 136V135H85ZM84 136V137H85ZM96 136H94V137H96ZM113 136H115V138L113 137ZM131 136V137H130ZM21 137V138H20ZM27 137V136H26ZM44 137L46 138L47 137V139H45L47 142L50 140H53V142L52 143H47L46 141H44ZM78 137H79V140H80V137H81V142H83L80 146H77L78 145V143L80 142V141H78ZM117 137H119V138H117ZM121 137L124 139L123 141L122 140H120L121 142H119L120 144H117V142L119 141L118 139H121ZM234 137H235V139L237 140V139H240L239 137H238V135L237 136H235L234 135ZM12 138H15L16 139V142H14V139H12ZM38 138L40 139V140H38ZM76 138V139H75ZM117 138V139H116ZM138 138H140V140L138 139ZM157 138V137H156ZM256 138V137H255ZM43 139V140H42ZM55 139V140H56ZM75 139V140H74ZM83 139H85V140H83ZM87 139V140H86ZM89 139H91V142L89 141ZM96 139H98V138H96ZM96 139L94 138V140L96 141ZM113 139V140H112ZM128 139V140H127ZM138 139V140H137ZM160 139V138H159ZM241 139H245V138H243V136L241 137ZM247 139V142L249 143V141L251 140V139H249V138H246ZM245 139V140H246ZM252 139V140H253ZM38 140V141H37ZM64 140V141H63ZM108 140H102V143L103 142H105L104 144H110V142L108 141ZM115 140H118V141H116L115 142ZM125 140H127L128 142H126ZM162 140V139H161ZM187 139L185 138V139H182V140H175V141H178L177 143H175V144H178L179 142H183V143H185V141H186ZM225 140H226V138H225ZM224 140V141H225ZM256 140V139H255ZM11 141V142H10ZM13 141V142H12ZM27 141H29L28 142V145H27ZM43 141V142H42ZM72 141H74L73 142V145H75V144H77V145H75L76 147H77V149H74L75 147L72 145V144H70L69 145V143H72ZM95 141H93V143L95 142ZM144 141H146V142H144ZM168 141V140H167ZM166 141V143H171L170 141H172V140H170V141H168L167 142ZM174 141V140H173ZM173 141H172V143L171 144H173ZM187 141H189L190 143H191V141L190 140H187ZM222 141V140H221ZM232 142H233V140H231ZM20 142V143H19ZM45 142H46V144H45ZM76 142H78V143H76ZM80 142V143H81ZM151 142L149 143V144H151ZM162 142V141H161ZM160 141H159V143L157 142V144H160L161 143ZM165 142V141H164ZM164 142L162 143V144H164ZM188 142V143H189ZM220 142V141H219ZM223 142V141H222ZM227 144H229L230 143V141H229V138H228V140H226L225 141ZM225 142H224V144L223 145H226V147H229V146H231V144H233V143H230V145H228L227 146V144H225ZM229 142V143H228ZM256 142H257V140H256ZM16 143V144H15ZM98 143H99V141H98ZM122 143V144H123ZM128 143V144H127ZM183 143H182V145H181V147H182V149H183ZM189 143V144H190ZM195 143H198V142H194L193 141V144L191 143V145L189 146V144H184V146L186 145V147H191V146H193V147H201V144L202 143H204L205 144V147H206V143L205 142H199V143H201L199 146H196L197 144H195ZM208 143V142H207ZM2 144V145H1ZM8 144L10 145L9 147H8ZM20 144L22 145V149L24 148V149H27V150H20ZM34 144H35V146H34ZM49 144H50V146H49ZM68 144V145H67ZM95 144V143H94ZM132 144V143H131ZM130 144V145H131ZM161 144V146L160 145H157L158 147H162L163 145ZM175 144H174V146H175ZM222 144V143H221ZM244 143L242 142V144L241 145H243ZM255 144H257L258 145V143H255ZM253 145L252 144V147H251V144H250V148H249V146H245V145H243L245 148H244V151L246 152L245 154L246 155H250V154H255V151H257V149H258V146H260V144L257 146V145ZM30 145V146H29ZM50 147V148H48V146ZM88 146H89V144H87ZM87 145H85V147L87 146ZM195 145V146H194ZM203 145V144H202ZM15 146V147H14ZM17 146H19V147H17ZM24 146V147H23ZM29 146V147H28ZM47 146V147H46ZM69 146V147H68ZM154 146H155V150H156V152H160V151H162V150H165L166 148H165V146L168 148H170V146H169V144H165L162 148L163 149H160V148H158L155 144H154ZM204 146V145H203ZM66 147V148H65ZM84 147V148H85ZM143 147V148H142ZM156 147H157V149H160V150H157L156 149ZM172 147V149H170L169 150V148H168V150H169V152H167L166 150V152L167 153H170V151L171 150H176L177 148L179 149V147H177V146H175V147H177V148H175V149H173V146H171ZM181 147H180V149H181ZM193 147H191V148H186V152L183 150H176V151H171V153L173 152V154L174 155H172V156H175V158H177V163H180L181 165H183L182 167H183V170L185 171V169H186V167L185 166H187L184 162L186 161V160H188L189 161V164H190V158L194 155L192 152H194L197 148H193ZM232 147H233V145H232ZM247 147V148H246ZM254 147H256V148H254ZM17 148V149H16ZM46 148L48 149V151L50 152V154H48L49 152L46 150ZM64 148V149H63ZM145 148V149H144ZM193 148V149H192ZM253 148V149H252ZM261 148V147H260ZM260 148L258 149V150H260ZM30 149V148H29ZM63 150V151H61V150ZM83 149V148H82ZM87 149V148H86ZM86 149H85V151H86ZM144 149V150H143ZM190 151V149H192L191 150V152H189L188 150ZM195 149V150H194ZM247 149V150H246ZM248 149H250V150H248ZM71 150V149H70ZM81 150V149H80ZM194 150V151H193ZM22 153H20V152ZM52 151V152H51ZM55 151H56V158H55ZM61 151V152H60ZM79 151V150H78ZM76 152V153H80V152ZM84 151V149L82 150V152ZM152 151H154L153 149H152ZM151 151V153L153 154V152ZM187 151L189 152V153H192L193 155L191 156V155H188V154H186L187 153ZM252 151V152H251ZM254 151V152H253ZM156 152H154V154L156 155V161H158L159 159H162L161 157L163 156V154H164V152L162 151V156H161V152H160V154L158 155V154H156ZM176 152V153H175ZM178 152H183V154L182 155H180V153H178ZM185 152V153H184ZM249 152V153H248ZM17 153H18V157H14V155L16 156L17 155ZM67 153V154H68ZM139 153V154H140ZM150 153V152H149ZM150 153V154H151ZM20 154V155H19ZM28 154L29 153H27V156H28ZM54 154V155H53ZM145 154L143 153V154H140V155H142V157L144 156L145 157ZM148 154V153H147ZM150 154H148V156H150ZM175 154H178V155H175ZM186 154V155H185ZM63 155H61V157H63L64 158V156ZM139 155V156H140ZM171 155V154H170ZM183 155L184 156H190V157H183ZM10 157V158H7V157ZM51 156H50V158H49V156H47V158H49L50 160H53V159H51ZM138 156V158H140ZM159 156V157H158ZM165 157L167 156L166 154L164 155ZM164 156H163V159H164ZM171 156V157H172ZM177 156V157H176ZM179 156H180V158H179ZM184 158V159H181L182 157ZM253 156V155H252ZM23 157L25 158L26 157V155H25V152H24V155H23ZM22 157V158H23ZM60 157V158H61ZM133 157H135V156H133ZM143 157V158H144ZM146 157H147V155H146ZM168 157H170V156H167V158ZM5 158H7V160H5ZM18 158V159H17ZM23 158V159H24ZM129 159H130V161L133 159L134 160V158H132V157H128ZM132 158V159H131ZM148 158H150V159H148ZM152 158V159H151ZM154 158V155H152V157H147L146 158V160L148 159V160H150V161H148L149 163L152 161V163L150 164L151 165V168L152 167H155V166H153V165H155V164H153V163H156V162H153V159ZM166 158V159H167ZM174 158V157H173ZM170 159V160H174V159ZM62 159V158H61ZM166 159L165 160H163L162 162H163V164H160V160H159V163L157 164L156 163V167L155 168H153V169H151L150 168V165L148 164V162L146 161V163H147V165H144V163L145 162H143L141 165L143 166V167H141V165H138V164H133V163H129V169H128V167L126 168L125 167V165H123V168H124V171H125V173H123L125 176L123 177V175L122 176H120V179L118 178V180L119 181H122V179L121 178H125V177H128V174H130V176H129V178L130 179H133V181H134V183H137L138 182V180H139V182L141 181L140 179H141V176H146V174H144V172H142L144 169H147L148 167V170H153V171H155L154 169H158L159 168V170H161V172L159 171V170H157L158 172H160V173H163L164 171V173H163V175H166L167 174V172H169L170 173V171H171V169H172V171H173V165H176V160H174L173 162H175V164H173V163H171L170 161H166ZM181 159V160H180ZM190 159V160H189ZM21 160V159H20ZM19 160V161H20ZM25 160V159H24ZM30 160V159H29ZM28 159H26V161H27V163H28V161H29ZM137 160V158L134 160V161H136ZM183 160V161H182ZM25 161V162H26ZM74 161V162H75ZM133 161V162H134ZM180 161H182V162H180ZM22 162L24 163V161H21V164H20V162H18L19 163V165H23L22 164ZM57 162V163H58ZM68 162V163H69ZM73 162V163H74ZM132 162V161H131ZM164 162H169L171 165H172V168L170 169V164L168 163V165L165 167V168H167V169H169V171L168 170H166L165 168H163V165H164ZM187 162V161H186ZM30 163V162H29ZM70 163V164H71ZM140 163H141V161H140ZM74 164H76V162L74 163ZM73 164V165H74ZM132 164V165H131ZM188 164V163H187ZM5 165V166H4ZM159 165V166H158ZM162 165V166H161ZM165 165H166V163H165ZM133 166H135V168H133ZM145 166H147L146 168H145ZM158 166V167H157ZM161 166V167H160ZM178 166H179V164H178ZM178 166H176V169H177V167ZM9 167V168H8ZM35 167H37V166H35ZM139 167H141V168H139ZM190 166H187V170H188V168H189ZM10 169V165L9 166H7L6 167V169ZM31 168V174H29L30 173V170L27 172V175L29 174V175H31V182L30 183H32V185L30 184V183H27V181H26V179L24 180V179H22L23 181H25L24 183V185H25V188L27 187V188H29V189H25L24 190V192L26 193V194H20L19 192H16L15 193V195L13 194V191H10V189H13V188H15V187H12V185H14L15 186V184L16 183H18L17 181L18 180H21V178H22V174H21V172H20V174L21 175H19L20 176V178L18 177L17 179L18 180H15L16 179V177H15V174H14V172L13 171H4V169L2 170L1 168H0V170H2V171H0V190L1 191H3L4 193H5V195L6 196H4L5 197V199H4V197L3 196H1V195H4V194H2L1 193V191H0V200L2 199L1 197H3V199H2V201H4V202H2V201H0V202H2V205L3 204H5V201H6V203L8 204V203H11V205H12V207H10L11 209H9V208H7V207H9L10 206V204H8V205H5V208H7V211H6V209L1 205V203H0V206H2L4 209H2V207H0V209H2L0 212H3V214H0V219L2 220V218L7 222V225H11L10 226V228H11V230H12V228H16L17 226H18V228L20 229H17L18 231H16V233L19 235H17V237L19 238L20 237V239H19V241H21V246L23 247V243H24V247L21 249L20 248V246L18 247L17 246V249L19 248V252H17V249L13 252V257H15V255L17 254V253H20V251L21 250H23V252L24 251H26V253L24 254L22 251V253L24 254V257H25V260H24V258H23V260L24 261H26V262H24V261H22V257H23V254L21 255L22 257L20 258L19 256H20V254H18V255H16L18 258H20V260H18L17 259V264H28L29 263V260H28V258H29V255H28V251H27V249L29 248V249H31V246H29L28 247V242H30V244H32V242H31V240H33V239H37L38 240V242L39 241H41V240H39V239H43V238H40V237H37V236H39L40 234L42 235L43 234V236H44V233H47V232H42V231H46V230H41V233L39 232V234L37 233L38 232V229H40V226H42V227H45L46 229H47V231H48V229H49V226H50V224H51V226H50V229H49V231H48V235L46 234V236H49L48 238L46 237V239L48 240V239H50L52 242L49 244L50 246H53L54 245V247H57V248H55L54 249V247H53V250H54V252L52 251H50L51 250V247L50 246H48V244L46 243V240H42L41 242H43L42 244L45 246V243H46V248L49 250V248H50V250L48 251V252H50L52 255H53V257L57 254V258H58V261H60V259H62V261H64V259L66 258V256H70V257H73V256H77V254H76V251H78V249L77 250H75V248H78L79 246V240H80V238L82 239V236H83V234H82V232H78V231H76L77 229L76 228H78V227H76V228H74L73 227V225L75 224L73 221H75L77 218H76V215H70L69 217H73V216H75L74 218H76L75 220H74V218H70L69 220H71L70 222H72V224H67V219L66 218H68L67 216V214H73V212H75V214H76V211H77V209L78 208H76L73 204H71V205H68L67 204V202H63L62 201V197H65V196H67L66 198H70L72 195H70L71 194V190H70V192H66L65 190V188H70L71 189V187L73 186V185H77V184H82L83 182H82V178L79 176V175H77V173L75 174L74 172H76V170L74 171L73 169L74 168H72V171H69V172H67V170H71L70 168H68V169H64L63 170V172H64V174L65 173H69V175H70V179H69V183H66L67 184V186L69 185H71L70 187L68 186V187H63V186H65V183H64V181L63 180H60V179H64L62 176H64L63 174L62 175H60V179H57L58 178V176H59V174H61L60 172H58V176L56 175H51V176H47V181H46V174H45V176H44V171H42V170H37L36 171V169L38 168H34V167H30ZM29 168V169H30ZM33 168L35 169L34 171H32L33 170ZM137 168V169H136ZM144 168V169H143ZM161 168V169H160ZM180 168V166L178 167V169ZM185 168V169H184ZM21 169H24L23 167H21ZM134 169V170H133ZM141 169H143L142 171H141ZM177 169V170H178ZM44 170V169H43ZM138 170V171H137ZM141 171V173H140V171ZM147 170V171H148ZM180 170V172L182 171V168L181 169H179ZM178 170V171H179ZM3 171H4V173H3ZM46 171V170H45ZM66 171V172H65ZM74 171V172H73ZM153 171H151V173L148 171V173L146 172V170H145V173H147V175L148 174H150V175H148V176H150V178L151 177H153L154 175V178L152 179H150L148 176H146L145 178L144 177H142V182H143V184H145L144 183V181H146V186L148 187V185H147V183L148 182H151L153 185H157V186H152L151 187V185L152 184H150V183H148L149 184V187L150 188H152V191L154 190V188L155 189H157L158 190V184L161 182V183H164V182H162V181H165L166 183H169L170 182V184L168 185V187H166L167 185H165V186H162V185H160V188L159 189H161V190H159V191H153V193L155 192V194L157 193V194H159V195H162V193L160 194V191L162 192V190L163 191H167L166 189L167 188H169V187H171L170 185H172V187L174 188V189H172V187H171V189L172 190H170V188H169V190L167 191V192H163V193H166V196L167 197H169L170 199L173 197L172 195L173 194H175V195H177V186L178 187H181V183H184V184H182V187L185 185V183L187 182L185 179V182H184V180H183V178L185 177L184 175V177H182V175L180 176V175H178L176 172H172L173 173V175H175V176H172L171 174L172 173H170L169 174V178L168 177H166V179L168 178V181L166 180V179H163L162 180V174L161 175H159L160 173H156V174H154L155 172H153ZM156 171V172H157ZM175 171V170H174ZM184 171H183V173H184ZM7 172V173H6ZM36 172H38V175H37V173ZM42 172H44L43 174H41ZM53 172V174H55ZM71 172V173H70ZM132 172H135V173H132ZM152 172H153V175H152ZM11 175V177H9V174ZM74 173V174H73ZM166 173V174H165ZM3 174V175H2ZM6 174V175H5ZM14 176H13V175ZM24 174H26V173H24ZM72 174V175H71ZM134 174V175H133ZM137 174V175H136ZM180 174V173H179ZM186 174V173H185ZM38 176L40 179H41V177H40V175H43V179H42V181H44V179H45V181L48 183V181H49V179H52L51 180V182H52V184H51V186H50V182L47 184V185H45V182H43V190L44 191H42V186H41V190H39V189H37V187L34 185L35 184V182L37 181V180H33V176ZM68 174H66V177L67 176H69ZM75 175H77V177L79 176L80 178H77ZM127 175V176H126ZM135 175L137 176V179H136V177H135ZM139 175H140V177H139ZM176 175H178V179H177V177H176ZM3 178H2V177ZM12 176H13V180H11L12 179ZM53 176V177H52ZM74 177V178H71V177ZM159 176H161V177H159ZM167 176H168V174H167ZM180 176V177H179ZM15 177V178H14ZM38 177H37V179H38ZM56 177V178H55ZM62 177V178H61ZM133 177V178H132ZM139 177V178H138ZM157 177V178H156ZM159 177V178H158ZM165 177H163V178H165ZM171 177H173V178H171ZM176 177V178H175ZM182 177V179H180ZM4 178H6L5 180H2V179H4ZM10 178V179H9ZM23 178H26V175L23 177ZM155 178L157 179L156 181H155ZM187 178V177H186ZM67 180H68V177L66 178ZM74 179H76V180H78L79 181V179H82L81 181H79V182H77V184L75 183V184H73L74 183V181L73 180ZM145 179V180H144ZM148 179V180H147ZM160 179H161V181H160ZM177 179V181H180V182H173V180L175 181ZM259 179H261V178H259ZM2 180V181H1ZM21 180V181H22ZM39 180V179H38ZM57 180H58V182H57ZM137 180V181H136ZM159 180V181H158ZM4 181V182H3ZM20 181V182H21ZM59 183V184H61V186L63 187V189H62V187H59L58 185H57V183ZM84 181V180H83ZM136 181V182H135ZM154 181V182H153ZM1 182H3L4 183V185L6 184V186L8 185V188L6 187V189H5V186H3V185H1ZM15 182V183H14ZM18 183V184H22V183ZM61 182V183H60ZM63 182V183H62ZM66 182V181H65ZM68 182V181H67ZM142 182H141V184H139V188H136V191H135V189H133V187L132 186H129V185H125L124 187H126L127 188V186H129V187H131L132 188V190L130 191V193L132 192V194H130L129 193V196L127 197V202L128 201H132L133 200V203H132V205H131V202H128L129 204H126L127 202L126 201H124L125 199H126V197H120V198H123L122 200L124 201V202H126L125 204H126V206L125 205H123L122 203V206H125L124 208H126V210H123V212L121 211V213L119 212V214H121V216H120V219H121V221H119V223L118 224H116V226L114 225L113 227H111V230L112 231H114V236L117 234L118 235V233H116V232H118L117 230L118 229H116V227L118 228L119 226L118 225H124V226H126V225H128V226H126V227H130L131 225V223H132V231L134 230V228H135V234H136V236L135 237H137L138 236V241H139V243H137V244H139V247L140 246H142L141 245V241L139 240V235H138V229H137V227H136V222H134L135 220H133V213L135 212V214H137L138 213V215H142V212H138V211H143V208L142 209H140V210H137V209H139L140 207L139 206H137V205H140V203H137L138 202V200L134 197V196H136V193H137V191L138 190H140V191H138V193H141V194H143V196H144V199H146V200H144L143 199V201H141V202H146V203H144V205L146 206V207H149L150 209H147L145 206H143L144 207V210H145V208H146V210L148 211V212H150V210H152L153 208H155V210L154 211H156L155 213H156V217H154L155 219H153L152 217H150L149 216V213H147L146 211H143V213H147L148 215L146 216L145 214L143 215V220H145V223L147 224V225H144V227H148V224L150 225L151 224V228H153V230H152V232L153 233H151L152 235L154 234V227L156 228V225L155 226H153L154 225V223H152V222H154V221H150L151 220V218L153 219V220H155V223H157V222H159V220H160V222L162 221V222H165L166 224L165 225H163L164 227L167 225V229H170V230H168L167 231V233H169L170 234V236H172L171 238H170V240L172 239L173 240V238H174V243H173V241H172V243L171 242H169V244L171 243V245L172 244H174V245H168V246H171L172 248H174V252L175 253H173V254H176V256L178 257V258H180V263L181 264H191L190 262L192 261V263L193 264H195V262L196 263H200L201 261V263H203V259L205 258V259H208V257H209V262L211 261V259H212V255H213V257L215 256V254H216V252H217V249L219 250V245L218 246H216V242H214V243H212V240L211 241H209V244L211 243V245H209L208 244V246H209V248L206 246V244H204V243H208V241L207 242H204V240L206 239H202V243H201V238L200 237H202V236H204V237H209V238H207V239H210L211 238V234L209 235V233H211V232H208V230H207V232H208V236H205V235H202V234H205V233H207L206 232V229H208L209 228V230H210V227H208V224L211 222V220L209 219L210 217H212L211 219H213V214H211L207 209H205V210H207L206 212H204V210L201 212L200 211V213L199 212H197V214L199 213V214H201V215H203L204 213L205 214H207V215H209V213H210V215L208 216V218L206 219L205 218V216L207 217V215H205V216H203V220H200L202 223H200V225L202 226V228L201 229H203L204 227H206V229H204V230H202V231H205L204 233L202 232L201 234H199V232H201L200 230V226H199V229L200 230H198V228L197 227H195L194 228V231L196 232V231H199V232H196V235H197V233L200 235H197L198 236V239H199V242H200V246H201V244H202V246H201V248H202V252H201V249H200V251L199 252H201V254H202V257L203 258H200L199 260L200 261H198V260H194L195 258L196 259H198L199 258V256H201L200 255V253L199 254H197V253H195V252H197L198 251V246H196V245H199V243L198 244H194L192 241H189V243L191 244V247L189 248V243L188 242H186V240H191L190 238H189V236H187L188 238H186V240H185V243H183L184 245H182V246H179L180 245V242H181V240H180V238L181 237H183L182 235H181V237L179 236V234H181V229L182 228H180L178 225H180V226H184L183 224H180V223H183V221H185V219L187 220L186 221V224L188 225V221L190 222V220H192V218H194V216H195V212L196 211H191L190 210V212L189 213H192L191 214V216H192V218H190L189 217V214L188 215H185V213L183 214L182 213V216H185L184 218L183 217H179V218H177V220L179 219L180 221H182V222H179V221H176L175 220V222H179V224L177 225L176 223H174V224H176L178 227H179V229H180V233H179V229H178V231H177V229H176V227H175V229L174 230H172V228L170 227V225H171V223L170 222H174V220L173 219H175V218H172V214L171 213H173L172 211H170L168 208L166 209L165 208V211L163 212V206L164 205H166L165 203V200H167L168 201V199L169 198H166V196L163 194V196H165L164 198H162V197H160V199H164V200H159L158 199V197L156 198V196L154 195V197L156 198V200L154 201V198H153V196L151 195V192L150 191H147V189H150V188H146V186H145V188H143V187H140V185L142 186L143 184H142ZM2 183V184H3ZM122 184L123 183H125L124 181H122L121 182ZM156 183V184H155ZM166 183H164V184H166ZM176 183V184H175ZM31 186H30V185ZM42 184V183H41ZM53 184L56 186H54V188H57V186H58V190L60 191V189L63 191H61L59 194H61V198H54V195L52 196L53 198V200H55L56 199V201L58 202L59 200L58 199H60L62 202H63V205H62V203L60 202V207H61V209L63 208V210H67V208H69V210H71L72 209V213H71V211H69V210H67L66 211V215L64 214L65 212H62L63 210H61L60 209V207H58L59 206V203L56 205V203H53L54 201H52L51 199H49L50 201H48V199L45 197V196H47L48 194L50 195V198H51V192L49 193V192H47V191H49V189H53V190H50V191H52V194H53V191H55V193H56V191L57 192H59L58 190H55L54 188H53ZM63 184V185H62ZM73 184V185H72ZM111 184H113V183H111ZM27 185V186H26ZM124 185V184H123ZM136 185V184H135ZM174 185H176V186H174ZM1 186H2V188H1ZM28 186H30V187H32L33 189L35 188V192H33V189H31L30 187H28ZM44 186H46V187H44ZM48 186V187H47ZM50 186V187H49ZM138 186V185H137ZM161 186L163 187V189L161 188ZM124 187H122V188H124ZM165 187H166V189H165ZM176 187V188H175ZM218 187H221V186H218ZM46 188V189H45ZM135 188V187H134ZM141 188H142V190H144V192H145V189H146V191H147V193L145 192V193H143V191L141 192ZM8 190V191H5V190ZM175 189H176V191H175ZM232 189V188H231ZM47 190V191H46ZM151 190V189H150ZM234 190H236V189H234ZM233 190V191H234ZM31 191V192H30ZM39 193H38V192ZM170 191V192H169ZM173 191V192H172ZM239 191V190H238ZM238 191L236 190V192L238 193ZM7 192V193H6ZM10 192V193H9ZM37 192V193H36ZM95 192V191H94ZM93 192V194L91 195H87L86 194V196H91L92 198H87L86 200H87V204H86V206H87V208L88 209H91V210H86V212L88 213V214H86L87 215V218H86V215H85V212H83V213H79L78 211H77V216H79V214H80V219L78 218L77 220L78 221H76L77 223H80L81 222V220L83 221V223L84 222H86V221H88L89 219H92V217H96L94 220L92 219V221H89V222H86V223H84V224H82V225H84V228L85 227H87L88 226V224L87 223H89V226H91V225H93V224H96V223H98L99 221H101L102 219L101 218H103V216H104V218L105 217H107V216H109L110 215V212H115V207L116 206H118L119 204H116V203H118V201L119 202H121L122 200L119 198V197H116V201H117V198L118 199H120V200H118L117 202H115V199H111V201H112V203H111V201L109 202V200L107 201V203L109 202L110 203V206H109V210H108V212L107 213H105L106 211L102 208V207H104V206H106L107 207V209H108V205H109V203L108 204H106V202H105V204H104V206H101V205H103V204H101L100 203V205H99V203H97L96 202V197H95V193ZM136 192V193H135ZM148 192H150V195H151V197H149V195H146V194H148ZM175 192V193H174ZM230 192L232 193V191H229V193L227 194V195H225V196H227V197H225L224 196V198H225V202H226V205L227 206H229V210H236V215L234 214V216H237V218H236V220H237V223L236 224H238V220H241L240 221V223L242 222H246V219H247V221H248V219H250V218H255V216L258 214V213H261V214H264V212H260V210H256L255 211V209L253 208L254 207V205L252 206V205H250L249 206V203H251L250 201H248V199H246V197H245V199L248 201V206L246 205L247 203L245 202V199L244 198H242L244 195H242L243 193L242 192H239V193H242L241 194V196L242 197H240V194L238 195L237 194V197H236V199H234L235 197L234 196H236V195H232V194H235V193H232L231 194V197H230ZM9 193V195H7ZM18 193V194H17ZM31 193V196L29 195V194ZM42 193V194H41ZM54 193V194H55ZM67 193V194H66ZM69 193V194H68ZM135 193V194H134ZM172 193V194H171ZM195 193L198 195V193H197V191L195 190ZM201 193V192H200ZM200 193H199V195H200ZM40 194V195H39ZM46 194V195H45ZM63 194V195H62ZM64 194H66L65 196H64ZM97 194V193H96ZM169 194H171V195H169ZM43 199V201H42V199H41V201L43 202H41V204H43V205H45L46 207H45V209H44V211H43V216H44V212H45V210L47 211V212H45V213H47L46 215L48 216V218H47V222H48V224H47V222H46V220L44 219V220H42L44 217H46V216H40L41 215V213L42 212H39V211H42L43 210V208H44V206H43V208L41 207V206H39V204L38 203H40L39 202V200H40V198L39 199H37V197H39V196ZM43 195H44V197H43ZM58 195V194H57ZM169 195V196H168ZM201 195H203L202 196V198H203V201L205 202V200H206V193H201ZM16 196H17V198H16ZM56 196V195H55ZM130 196H132V197H134V198H132V200L130 199ZM238 196H239V201L237 202V204L236 203H234V204H232L233 202H235L234 200H238ZM6 197H7V199H6ZM12 197H13V201L11 202V199H12ZM19 197L22 199H19ZM23 197V198H22ZM35 197H36V200H35ZM56 197H60V196H56ZM93 197H94V199H93ZM198 197V196H197ZM200 198H198L197 200H198V202L199 203H201L200 202V200L199 199H202L201 198V196H199ZM232 197H233V199H232ZM34 198V199H33ZM49 198V197H48ZM151 198H153V199H151ZM9 199V200H8ZM19 199V200H18ZM24 199V200H23ZM88 199H89V201H91V199H92V201H91V203L89 204V201H88ZM130 199V200H129ZM152 200V205H151V200ZM169 199V200H170ZM174 199H177L175 196H174ZM173 198H172V200L170 201V204H172V202H175V200H174ZM242 199H243V201H242ZM15 200H17V201H15ZM32 201V203H31V201ZM65 200H67V199H65ZM73 200V199H72ZM93 200H94V204L96 205H94V204H92V202H93ZM136 200V201H135ZM161 202V203H164L163 204V206L162 207H160L161 205V203H159V201ZM174 200V201H173ZM229 201V203H231L230 205L228 204V201ZM15 201V202H14ZM20 201V202H19ZM52 201V202H51ZM55 201V202H56ZM68 201V200H67ZM71 201V200H70ZM150 201V202H149ZM162 201H164V202H162ZM176 201H178V200H176ZM202 201V200H201ZM19 202V203H18ZM22 202V203H21ZM35 202V203H34ZM38 202V203H37ZM46 202H47V204L50 202V203H52V206L53 205H56V207L55 206H53L54 208V212H52L51 211V208H52V206H51V204L49 203V205H46ZM74 202V201H73ZM83 202V201H82ZM123 202V203H124ZM140 202V201H139ZM156 202H158L159 204L158 205H160L159 206V208L160 209H158V207H157V203ZM207 202V201H206ZM205 202V203H206ZM30 203H31V206L32 207H34L33 205H36L37 206V204H38V208L40 207L42 210H39L36 206V208L34 207L33 208V210H36V212L35 211H31L30 213L32 214L33 213V216L32 215H30L29 214V211H27V209H28V206L30 205ZM84 203H86V201H84ZM83 203V204H84ZM115 204V206H114V204ZM169 203V202H168ZM175 203H178V202H175ZM174 203V204H175ZM203 203V202H202ZM204 203V204H205ZM242 205H241V204ZM25 204V206L23 207V205ZM40 204V205H41ZM76 204H79V203H76ZM90 206H89V205ZM113 204V205H112ZM252 204H255V203H252ZM68 207H67V206ZM80 205V204H79ZM98 205L100 206V207H98ZM114 206V209L113 208H111L112 206ZM128 205H131L133 208H131L130 206H128ZM136 205V206H135ZM168 205V204H167ZM166 205V206H167ZM173 205V204H172ZM205 205H207V203L205 204ZM232 205H233V207H234V209H233V207H232ZM242 207H241V206ZM245 205V206H244ZM49 206V207H48ZM70 206V207H69ZM78 206V205H77ZM92 206V208H89V207H91ZM95 206V210H97V211H99V212H97L96 211V213H95V215H93V214H91V216H89V213H93V212H90V211H94L93 209V207ZM122 206H120V207H122ZM171 206V205H170ZM203 206V204H201V207ZM244 206V207H243ZM252 206V208H250V209H248L249 207H251ZM15 207H16V209H15ZM20 207V209H19V211H18V208ZM72 207V208H71ZM75 209H74V208ZM128 207V208H127ZM129 207L131 208V211H129ZM137 207V208H136ZM165 207V206H164ZM168 207V206H167ZM23 208V213H24V215L22 216V211L20 212V210ZM100 210H102V211H104V213H100V212H102V211H100ZM170 208V207H169ZM203 208H205V207H203ZM207 208V207H206ZM13 209H14V211H13ZM25 209V210H24ZM48 209V210H47ZM113 211H112V210ZM123 209V208H122ZM209 209V208H208ZM251 209H253L252 211H251ZM12 210V211H11ZM38 210V211H37ZM58 211V212H56L55 213V211ZM74 210V211H73ZM159 210H161V211H159ZM167 210H169V211H167ZM202 210V209H201ZM249 210V211H248ZM18 211V212H17ZM25 211V212H24ZM60 211V212H59ZM127 213H126V212ZM128 211H129V213H128ZM159 211V212H158ZM166 211H167V213H166ZM233 211V212H234ZM251 211V212H250ZM259 211V212H258ZM40 213V215H39V213ZM171 212V213H170ZM230 212V211H229ZM238 212V213H237ZM242 212H246V213H249V214H247V215H249V216H251V214H252V216L253 217H249V216H247L246 215V213L244 214V213H242ZM257 212V213H256ZM12 213V216H13V218H12V216H10V218L8 217L10 214ZM15 213V214H14ZM21 213V215H19ZM52 213V214H51ZM61 215V217L59 216V214ZM62 213H63V215H62ZM126 213V214H125ZM150 213H152L153 214V211H151ZM159 213L162 215V217H159ZM240 213V215H238ZM242 213V214H241ZM254 213H256V214H254ZM34 214H35V216H34ZM49 214V215H48ZM57 214H58V216H57ZM97 214V215H96ZM98 214H100V216L98 217ZM101 214L103 215L102 217H101ZM109 214V215H108ZM112 214V213H111ZM125 214V215H124ZM128 214V215H127ZM152 214H150V215H152ZM166 214H171V215H169V216H165ZM193 214H194V216H193ZM198 214V215H199ZM244 214V215H243ZM36 215H39V216H36ZM52 215H55V217H54V219L56 220V218L58 219V221H53V223H52V219H53V217L52 218H49V217H51ZM66 217H65V216ZM131 215V217H129ZM155 215V214H154ZM201 215H199L201 218H202V216ZM260 215V214H259ZM259 215H257L256 216V218L257 217H259ZM7 216V217H6ZM14 216H15V218H17L18 216L20 217V218H17V219H15L14 218ZM28 216H31V219H32V221L33 222H35V223H32L31 224V222L30 223H28L27 225L25 224V225H20L19 226V224H20V222H17L16 220H18L19 219V221H21L22 219H24L25 217L26 218H28ZM82 216H83V218H85V219H82ZM125 216L127 217V218H125ZM165 216V217H164ZM171 216V217H170ZM243 216H247L246 217V219H245V217H244V219L242 220L241 219V217L243 218ZM39 217H43V218H39ZM147 217H149V218H147V219H150V220H147L146 221V218ZM159 217V218H158ZM170 217V218H169ZM175 217V216H174ZM196 217V216H195ZM199 217V218H200ZM9 218V219H8ZM13 220H12V219ZM22 218V219H21ZM63 218H65L66 219V223H63V222H61V220H63ZM98 218V219H97ZM103 218V219H104ZM131 218V220H129ZM161 218H164V219H162L161 220ZM167 218H169V220H165V219H167ZM171 218H172V220H171ZM183 218V219H182ZM198 218V216L196 217V219ZM229 218V217H228ZM8 219V220H7ZM11 219V220H10ZM21 219V220H20ZM50 219H51V222H50ZM53 219V220H54ZM59 219H61V220H59ZM87 219V220H86ZM100 219V220H99ZM129 221H128V220ZM159 219V220H158ZM182 219V220H181ZM195 219V218H194ZM195 219V220H196ZM204 219H206V221L204 220ZM38 220V221H37ZM80 220V221H79ZM86 220V221H85ZM208 220H210L209 222H207ZM8 221H10L9 223H8ZM11 221H14V223L12 224L11 223ZM24 221V220H23ZM31 221V220H30ZM36 221L38 222V223H36ZM130 221H132L131 223H130ZM167 221V222H166ZM192 221H194V220H192ZM205 221V222H204ZM213 221V220H212ZM56 222H57V224H56ZM69 221H68V223H70ZM125 222V223H124ZM148 222V223H147ZM150 222V223H149ZM158 223L157 224V227L158 226H162V223ZM41 223H42V225H41ZM50 223V224H49ZM93 223V224H92ZM130 223V224H129ZM134 223V224H133ZM170 223V224H169ZM185 223V222H184ZM192 223H194V224H192ZM190 222L189 223V225L188 226H186V224H185V226H186V228L188 227V229L190 230H192V232H193V227L194 226H196V221L195 222ZM207 225H206V224ZM211 223H214V222H211ZM14 224H17V226L16 227H13L14 226ZM37 224V225H36ZM53 224H54V226H53ZM62 225V227L60 226V225ZM164 224V223H163ZM173 224V225H174ZM191 224H192V226H191ZM204 224L206 225V226H204ZM6 225V226H7ZM30 225L32 226V227H30ZM38 225H39V227H38ZM57 225V226H56ZM71 227H70V226ZM76 225V224H75ZM80 224H78V226H79ZM133 225H134V227H133ZM175 225V226H176ZM242 224H239L238 225V227H239V229H240V231H242V230H244L243 229V227L241 226ZM0 226H2V227H0V228H3V224L1 225V223H0ZM6 226H5V230H7L6 229ZM24 226V227H23ZM29 226V227H28ZM33 226H34V228H33ZM61 228H60V227ZM77 226V225H76ZM88 226V227H89ZM153 226V227H152ZM184 226V227H185ZM189 226L191 227V228H189ZM209 226H212V225H209ZM258 226V225H257ZM256 226V227H257ZM36 227H38V228H36ZM42 227H41V229H42ZM54 227H56L55 229H54ZM173 227V226H172ZM246 227V226H245ZM244 227V228H245ZM27 228V229H26ZM29 228H32L33 230H28ZM44 228V229H45ZM62 229L61 231H65L64 233L63 232H61V231H59L60 229ZM76 229V230H74V229ZM162 228V227H161ZM186 228L184 229L185 230V232H187V230H186ZM196 228H197V230H196ZM213 228H215V225H213ZM212 228V229H213ZM36 229V230H35ZM71 231H70V230ZM73 229V230H72ZM79 229H81L80 227H79ZM78 229V230H79ZM113 229H115V230H113ZM145 229V228H144ZM149 229H150V226H149ZM164 229V228H163ZM166 229V230H167ZM246 229H247V227L245 228V230L242 232V234L246 231ZM259 227H257L255 230H254V232H256V233H258L257 235L255 234L254 235V237L255 238H247V237H244L243 238V235L244 236H246V232L243 234V235H241V242L242 241H244V242H242V244L243 243H245V244H243V245H247L249 248H248V250H247V248H246V250L248 251V252H251L250 254H252V256H257L258 258H264V256H258L260 253V255H264V253H262V252H264V250H262V248H264V238H262L261 237V234H262V231H264V230H262L261 229V231H260V235H259ZM1 230V229H0ZM56 230H58L59 232H61V234H59ZM175 230H176V232H175ZM190 230V231H191ZM13 232L12 233H10V234H13V235H15L16 236V233H15V231H14V229L12 230ZM20 231H26L25 233H23V234H25V235H23V234H21L20 233ZM36 231V232H35ZM72 231H76V232H72ZM258 231V232H257ZM19 232V233H18ZM31 232V233H30ZM72 232V233H71ZM78 232V234L80 233V234H82V236L81 235H79L80 236V238H79V236H78V234H76ZM146 232V231H145ZM195 232H194V234H195ZM213 232H214V229H213ZM213 232H212V234H213ZM27 233L29 234L30 233V235H32L33 236V238H32V236H31V239H30V241H28L29 240V236L30 235H28V238L26 237V235H27ZM37 234L36 236L34 235V234ZM58 233V234H57ZM70 233V234H69ZM74 233V234H73ZM116 233V234H115ZM148 233H150V232H148ZM182 233H184V231L182 232ZM65 234V235H64ZM133 233H130L129 235L131 236ZM134 234V235H135ZM150 234V235H151ZM178 234V236H176ZM187 234V233H186ZM186 234H185V236H186ZM40 235V236H41ZM60 235H64L65 236V242L67 243V238H69L68 237V235L71 237V238H73V236L75 237V238H73V239H70V240H72L71 241V243L72 244H70V247L69 248H71L72 247V249H73V251H72V249H70L71 250V253H69V250H68V252L65 250V249H63L62 247H63V245L65 246V242H64V244H63V242H62V240L64 239H61V237H63V236H61L60 238L58 237V238H56L57 236H60ZM67 235V236H66ZM120 236H121V234H119ZM151 235V236H152ZM184 235V234H183ZM196 235H195V239H197L196 238ZM262 235H264V234H262ZM42 236V237H43ZM113 236V237H114ZM126 237L128 236V235H125ZM130 236H128L127 238L129 239V237ZM176 236V237H175ZM110 237H112V233H111V235H109L108 236V238H110ZM113 237L111 238V239H113ZM124 236H121V240L122 239H124L123 241H120L119 239H117V237H114V240L113 241H115L116 239H117V243L116 242H113V241H111L110 239H108L107 238V236L105 237V238H102V239H100V240H102V243H104L103 244V246L104 247H102V245L100 246V244H102V243H96L95 242V244H94V242H92V241H90V240H88V241H90V242H87V239H85L86 241H83V242H87V243H90L91 245H93L92 246V248L91 249H94V248H96V246H98L99 248L98 249H101L102 251H100V250H98L97 248L95 249V250H97V251H93L94 253H97V254H94V255H96V256H100V257H103V259H104V257H105V261L104 260H102V262L103 263H106L107 261L109 262L108 264H110V261L109 260H111V263L112 264H115V262H116V260L114 259V257L113 258H111L112 257V255H111V253H110V251H109V255H108V251H106L105 252V250H107V247L108 246H111L112 244H115V245H117L118 243H120V245H123L124 243H130V244H133L132 243V241H136V239H132L130 242L128 241V240H126L125 241V238H123ZM132 238H134L133 236H131ZM177 237H178V239H177ZM203 237V238H204ZM213 237V236H212ZM259 237V238H258ZM261 237V238H260ZM5 237H3V239H4ZM22 238H24V239H28V240H26V241H28L27 243H25L26 241H22L23 239ZM76 238H79L77 241H76ZM85 237H83V239H84ZM118 238H119V236H118ZM126 238V239H127ZM176 238V239H175ZM184 238V237H183ZM3 239H1V240H3ZM57 239V240H56ZM74 239H75V241H76V244H75V241H74ZM82 239V240H83ZM89 239V238H88ZM108 239V240H107ZM151 239H153V237L152 238H150V240ZM212 239V238H211ZM246 239H247V243L249 244H251V242H252V244H251V246L253 245V247L255 248V249H257L258 248V250L257 251H259V254L258 255H256V254H254V253H257L256 251H255V249L253 248V247H251L252 248V251H250V244L248 245L247 243H246ZM251 239V242H249V240ZM260 239V240H259ZM0 240V244H1V246L4 248V251L5 250H7V249H10V248H8L7 247V244L9 245V244H12V241H13V239L12 238H10V241H8V240H5V242H7V243H3L4 244V246L2 245V241ZM3 240V241H4ZM58 240H61V242H62V245H60L61 243H59L60 241H58ZM70 240L68 241L69 243H70ZM118 240H119V242H118ZM130 240V239H129ZM155 240V239H154ZM169 240V241H170ZM16 240L14 239V241H13V244L15 245V242ZM19 241H17V242H19ZM54 241V242H53ZM97 241H99V240H97ZM128 241V242H127ZM135 241H134V243H135ZM151 241H153V240H151ZM150 241V242H151ZM175 241H176V243H175ZM194 241H196V240H194ZM206 241V240H205ZM259 241V242H258ZM23 242V243H22ZM40 242V243H41ZM45 242V243H44ZM47 242H49V240L47 241ZM81 240H80V243H81V246H80V249L81 248H83V244H85L84 246H86V247H88V245H90V244H87V243H83ZM92 242V243H91ZM101 242V241H100ZM107 244H106V243ZM122 242V243H121ZM149 242V243H150ZM155 242V247H157L158 246V244H157V241L155 240L154 241ZM153 242V243H154ZM183 242V241H182ZM196 242H198V240L196 241ZM255 242H256V244H255ZM260 242H262V244H260ZM53 243H55V244H53ZM59 243V244H58ZM186 243H188L187 245H188V247H186L185 245H186ZM12 244V246L14 247V245ZM25 244H27V247L25 246ZM38 248H41L42 249V247H43V250H42V252L44 251V253H46V256H47V259H48V256H50V257H52V255L50 254V255H48L49 253L48 252H46L45 251V248H44V246H42L41 244H38L36 241H35V243H34ZM33 244V245H34ZM53 244V245H52ZM68 244V243H67ZM75 244V245H74ZM182 244V243H181ZM255 244V245H254ZM32 245V246H33ZM61 247H60V246ZM71 245H74V246H71ZM91 245L89 246V247H91ZM125 245V244H124ZM123 245V246H124ZM128 244H126L125 246H127ZM136 245V244H135ZM177 245L180 247H177ZM193 245V246H192ZM194 245L196 246V248L194 247ZM204 245V246H203ZM256 245H258V246H256ZM12 246H11V248H12ZM35 246V247H36ZM39 246H41V247H39ZM68 246V245H67ZM113 246V245H112ZM112 246L111 247H109V248H112ZM123 246H121V247H123ZM131 246V245H130ZM149 246H151V244L149 245ZM186 248H185V247ZM200 246H199V248H200ZM207 248H206V247ZM260 246H262V247H260ZM7 247V248H6ZM36 247V248H37ZM66 247V246H65ZM89 247L87 248V249H89ZM94 247V248H93ZM114 247V246H113ZM134 247V246H133ZM170 247V249L169 250H172V248ZM175 247H177L176 249H175ZM183 247H184V249H195L196 251H194V253H192V254H195V257H193L192 258V256H191V258H189V259H193V260H190V261H188L189 259H188V257L186 256L187 254H188V252H190V250L187 252V253H185L184 252V250H183ZM203 247H205L206 248V252H207V254H208V256L206 255H204V248ZM212 247V249H211V251H210V248ZM214 247V248H213ZM218 247V248H217ZM36 248L34 249V246H33V249L34 250H31V253H30V251H29V254L31 255H34V253L36 252V251H41V249L40 250H38V248H37V250H36ZM69 248H67L66 247V249H69ZM102 248H104V251H103V249ZM129 248V247H128ZM138 248V245H137V247H135V248H133L134 250H132V251H135L136 249ZM152 248V247H151ZM151 248H149L150 249V251H152L151 250ZM167 248V247H166ZM217 248V249H216ZM259 248H261V249H259ZM28 249V250H29ZM61 249V250H60ZM155 249V248H154ZM215 249V250H214ZM254 249V250H253ZM56 250V251H55ZM57 250H58V252H57ZM59 250L60 251H62V252H59ZM168 250V251H169ZM35 251V252H34ZM64 251V252H63ZM138 250H136V252H137ZM181 251V252H180ZM184 253H183V252ZM193 251V250H192ZM209 251V252H208ZM215 251V252H214ZM245 251V250H244ZM247 251H245L246 253H248ZM254 251V252H253ZM34 252V253H33ZM107 255H104V253ZM136 252L134 253V257H137V255H135L136 254ZM154 252V251H153ZM210 252H211V255H210ZM14 253H16V254H14ZM39 252H37L36 254H35V256L38 254ZM43 253V254H44ZM60 253V254H59ZM69 253V254H68ZM131 253V252H130ZM157 253V252H156ZM155 253V254H156ZM159 253V252H158ZM166 253H169V254H172V251L170 252H166ZM165 253V254H166ZM179 253V254H178ZM191 253V252H190ZM213 253V254H212ZM215 253V254H214ZM65 255V256H63V255ZM68 254V255H67ZM73 254V255H72ZM137 254H138V252H137ZM154 254V253H153ZM185 255V257H187V258H185L184 257V255ZM192 254H190V255H192ZM217 254H218V252H217ZM28 255V256H27ZM60 255L61 256H63V258H61L60 257ZM84 255V254H83ZM159 255H161V254H159ZM158 255V257L160 258L161 256H159ZM181 255H182V258H181ZM190 255H188V256H190ZM28 258H27V257ZM35 256H33V258H36ZM38 256V255H37ZM140 256V255H139ZM138 256V257H139ZM157 255H155V257H156ZM175 256V257H176ZM194 256V255H193ZM196 256H198V257H196ZM254 256V257H255ZM16 257V258H17ZM107 257H109L110 259H107ZM154 257V256H153ZM172 257V259H173V256H170V258ZM176 257V258H177ZM80 258H83V256H80L79 258L77 257V259H76V261L75 262H77V260H79ZM158 258V259H159ZM166 258L167 257H165V260H166ZM185 258V259H184ZM256 258V257H255ZM260 258V259H261ZM51 259V263H52V258H49L48 260H50ZM83 259H86V258H83ZM106 259H107V261H106ZM112 259H113V261H112ZM152 259L153 258H151L150 259V261H152ZM158 259H156L155 260V258L153 259V262H150V263H152V264H158V262H157V260ZM188 259V260H187ZM202 259V260H201ZM260 259H259V262H260ZM53 260H57L56 259V256L54 257V259ZM87 260V259H86ZM86 260H83V263L86 261ZM100 260H101V258H100ZM155 260V261H154ZM160 260V259H159ZM165 260H163V262H162V264L165 262ZM184 260H185V262L187 261V263H185L184 262ZM255 260V259H254ZM258 259H256V261H257ZM262 260V259H261ZM170 261H172V260H170ZM19 262V263H18ZM54 262H56V261H54ZM169 262V261H168ZM173 262V261H172ZM206 260H204V263L203 264H206ZM47 263V262H46ZM50 263V262H49ZM48 263V264H49ZM149 262L147 263V264H150ZM175 263V261L173 262V264ZM180 263H178V264H180ZM198 263V264H199ZM56 264V263H55ZM107 264V263H106ZM127 264V263H126ZM166 264V263H165ZM168 264H171V263H168ZM207 264H209L208 262H207ZM226 264H229V263H227L226 262Z\"/></svg>",
  "mask_w": 264,
  "mask_h": 264
},
{
  "label": "bare ground",
  "instance_id": "6f19581e",
  "mask_svg": "<svg viewBox=\"0 0 264 264\" xmlns=\"http://www.w3.org/2000/svg\"><path fill=\"white\" fill-rule=\"evenodd\" d=\"M3 1L5 2V0H3ZM21 1H26V0H20V2H21ZM85 1H86V0H85ZM89 1H90V0H89ZM92 1H93V0H92ZM92 1H91V2H92ZM98 1H99V0H98ZM101 1H102V0L99 1V2H100V5H99V4H96V6H97V5H99V6H97L98 8L95 6V9H96V10L99 9V7L103 5L102 3H105V6H102V7H101V8L103 9L102 11L105 12V10H106V11H108V13H110L109 11H111V13H113V12H112L113 9L110 8L111 5H110V3L108 2V1H111V3H113L112 0H103L102 3H101ZM123 1H125V0H123ZM134 1H135V0L129 2V0H128V1H125V3L123 2V3H124V7H125L126 5H128V2H129L131 5H133V6H134V5H137V4H141V0H139V3H137V0H136V2H134ZM146 1H147V0H146ZM153 1H154V3L158 2V0H153ZM164 1H165V0H163V2H164ZM167 1H168V0H167ZM171 1H172V0L166 2V4L162 5L163 2H162V0H160V2H162L161 5L164 6V8L161 7L162 9H164V10L161 11V14H162L161 17H162V18H160V19H161L162 21H163V20L165 21V18L163 17L164 15H163L162 12L165 11V7H166V5H168L169 3H171ZM174 1H175V0H174ZM174 1H172V2H174ZM179 1H182V0H179ZM188 1H190V0H188ZM188 1H187V2H188ZM199 1H200V0H199ZM202 1H203V0H202ZM202 1H201V2H198V3H202ZM204 1H205V0H204ZM210 1H211V0H210ZM210 1L207 0V2L209 3L208 6H209L210 3H211ZM214 1H216V0H214ZM214 1H213V2H214ZM221 1H222V0H221ZM223 1H224V0H223ZM223 1H222V2H223ZM243 1H244V0H243ZM246 1H248V0H246ZM4 2H3V3H4ZM6 2L8 3V0H7ZM20 2L18 1V3H20ZM95 2H96V0H94L93 3L95 4ZM99 2H98V3H99ZM126 2H127V4H126ZM131 2H134L135 4H133V3H131ZM144 2H145V1H144ZM147 2H148V1H147ZM147 2H146V3H147ZM175 2H176V1H175ZM182 2H183V1H182ZM227 2H230V1L227 0ZM244 2H245V1H244ZM259 2H260V1H259ZM262 2H264V1H262ZM9 3L11 4V6H12L13 8H14L15 6L17 7V5H18L17 0H9ZM35 3H36V5H35L36 7H34V8H36V9H35V12L38 11V10H40V13H43V14H40V13L37 12L38 17H39V18L41 17V18H40V20L37 19V21L39 20V21H38V24L35 23L36 25H35V24L33 25V23H32L33 26H31V27H33V28L35 29V26H37L36 28H38L39 31H37V29H36V32L34 31V33H31V35H34V34L36 35V33L39 34V32H40V34H41V33H43L42 31L45 32V30L43 29V27H38V26H45V25H43V24H48L49 22H50V23L54 22L55 18H54V20H53L52 14H54V13L56 14L57 9H59L61 12H63L62 14H60V15H62V17H61V18H62V21H64V20H65V21H68V25H72V24H74V21H75V18H76L77 13H81V12H82V7H83V4H82L81 2H77L76 0H35ZM96 3H97V2H96ZM136 3H137V4H136ZM167 3H168V4H167ZM194 3H195V1H193L192 4H194ZM216 3H217V2H216ZM216 3H215V4H216ZM219 3H220V2H219ZM224 3H225V2H224ZM10 4H9V6H10ZM113 4H114V3H113ZM130 4H129V6H127V8H129V9H130ZM144 4H145V3H142V5H144ZM180 4H181V3H180ZM180 4H179V6L181 7ZM186 4H187V3H186ZM195 4H196V3H195ZM211 4H212V3H211ZM215 4H214L213 8L216 6ZM225 4H226V3H225ZM262 4H264V3H262ZM262 4H260L259 7H256V10H257V8H260L259 13H260L261 10H264V9L261 8L262 6H264V5H262ZM27 5H28V3H27ZM142 5H138V7L141 9ZM146 5H147V8H146V6H145V7L143 6V8H144V9L146 8V9H145V10L142 9V11H146V10H147V12H148V10H149L148 7H150L151 5H150V4H146ZM149 5H150V6H149ZM188 5H191L190 2H189ZM222 5H223V4H222ZM230 5H231V4H230ZM233 5H234V4H233ZM258 5H259V4H258ZM261 5H262V6H261ZM11 6H10V7H11ZM86 6H87V5H86ZM107 6H108V7H107ZM140 6H141V7H140ZM155 6H156V5H155ZM158 6H159V5H157L156 7H158ZM170 6H171V5H170ZM175 6H176V5H174V7H175ZM179 6H177V7H179ZM227 6H228V3H227ZM237 6H239V5L237 4ZM242 6H243V3H242ZM253 6H254V5H253ZM91 7H92V6H91ZM91 7L88 6L87 8H91ZM105 7H107V9H106ZM111 7H113V5H112ZM114 7H115V5H114ZM114 7H113V8H114ZM183 7H185V5H184ZM221 7H222V6H221ZM225 7H226V6H225ZM240 7H241V6H240ZM240 7H238V8H240ZM31 8H32V7H31ZM92 8H94V6H93ZM104 8H105V9H104ZM119 8H120V7H119ZM121 8H122V7H121ZM127 8H124V9L122 8V11H123V12L120 11V12L123 13L122 15H123V16H126V17H127L128 15H131V11L128 10ZM135 8H137V6H136ZM175 8H176V7H175ZM175 8H173V9H175ZM202 8H203V7H202ZM213 8L211 9V12H212V13H213V10H214ZM226 8H227V7H226ZM231 8H232V7H231ZM233 8H234V6H233ZM41 9H42V10L44 9L43 11H44L45 13L42 12ZM53 9L56 10V11H54ZM95 9H93V10L90 9V10H92L91 12H93V11L95 12ZM111 9H112V10H111ZM126 9H127V10H126ZM180 9H181V8H180ZM228 9H229V6H228ZM241 9H242V8H241ZM252 9H253V8H252ZM2 10H3V9L0 8V33H1L2 30H3V28H2V27H3V24H2V23H3L4 20L2 21V17H4L5 15H7V14H8V11H9V10L7 9V14L2 15V13H3ZM14 10H15V9H14ZM25 10H26V9H25ZM32 10H33V9H31L29 12L31 13ZM49 10H51V11L53 10L52 12H54V13L51 14V11H49ZM87 10H88V9H87ZM195 10H196V9H195ZM204 10H205V8H204ZM219 10H220V9H219ZM219 10H218V8H217L218 13H219ZM125 11H126V12H125ZM169 11H171L170 8H169L167 14L169 13ZM184 11H185V10H183L182 13L180 12V14L182 15V14L185 13L186 15H182V16H181V15L179 14V17L175 19V20H177V21H176V22H177L176 25H175V20H173L174 22L171 23V25L174 23V26H176L175 32H176L177 27H178L179 31L177 30V33H178V32H179V33H180V32L183 33V32H185V30H186L187 27H188L189 29L192 27V26H189V24H188L189 22H187L188 20L186 19V18H188V17L190 16L189 14H188V15H189V16H188L187 13L190 12L191 10L188 9V11H185V12H184ZM206 11H207V10H206ZM224 11H225V10H224ZM231 11H232V9H231ZM231 11H230V13H232ZM235 11H238V10H236V7H235L234 12H235ZM247 11H248V10H247ZM48 12H50L51 15H50V14H47ZM61 12H60V13H61ZM94 12H93L94 15L91 14L93 17L89 20L90 22H93V19H95V20H94L95 22H93V24L98 23V22H96L97 19L100 20V23H101V22H104V21L106 22V19H110V20H108L105 24L108 25V22H110V21H111L110 24H112V21H113L114 23L111 25V27L114 26L115 23L117 24V22L114 21V19H115L116 17H115V18L112 17L113 15L110 16V17L112 18V19H111V18H108L109 15L105 16V15L103 14V17H101V16H102V14H101L102 12H101V11H99V13H98V11H96L95 13H94ZM104 12H103V13H104ZM118 12H119V11H118ZM124 12H125V13L128 12V13H130V14L127 13L128 15H126V14L124 15ZM136 12L139 13L140 10H139V12H138V11H136ZM147 12H145V13H147ZM193 12L196 13V11H191L190 14H191V16H193V18H195L196 15H195V14H192ZM222 12H223V11H222ZM234 12H233V13H234ZM257 12H258V10H257ZM10 13H11V11H9V15H10ZM30 13H29V16L26 17V18H28V19L31 18ZM32 13H34V12H32ZM57 13H58V12H57ZM96 13H98V14L96 15ZM111 13H110V15H111ZM142 13H143V12H142ZM142 13H140L141 16H142ZM164 13H165V12H164ZM170 13H171V12H170ZM205 13H207V12H205ZM215 13H217V12H215ZM224 13H225V12H224ZM233 13H232V15L230 14V17L233 16ZM239 13H240V12L236 13V14H237L236 18L240 15ZM243 13H244V11H243ZM247 13H248V12H247ZM251 13H252V12H251ZM259 13L256 15L257 17H258V15H259ZM11 14H12V13H11ZM14 14H15V13H14ZM27 14H28V13H27ZM37 14H36V15H37ZM39 14H40L41 16H40ZM100 14H101V15H100ZM134 14H135V13H134ZM140 14H139V15H140ZM219 14H220V13H219ZM228 14H229V12H228ZM236 14H235V15H236ZM238 14H239V15H238ZM261 14H262V13H261ZM18 15H19V14H18ZM23 15H24V14H22V13H21V16L19 15L18 20H17V23L14 24L16 27L18 26V24H19L21 21L24 22L23 20H21V18H24ZM79 15H80V14H79ZM79 15H78V17H79ZM98 15H99L98 18L94 17V16H98ZM119 15H120V14H119ZM159 15H160V13H159ZM168 15H169V14H168ZM201 15H203V14L201 13ZM208 15H209V13H208ZM217 15H218V14H217ZM224 15H225V14H224ZM241 15H242V14H241ZM245 15L247 16V14H245ZM248 15H249V14H248ZM251 15H255V11H254V14H251ZM262 15H264V14H262ZM47 16H48V19H47ZM88 16H90V15H88ZM104 16H105V17H104ZM123 16H122V19H123L124 21L126 20V22L128 21L129 18L132 19L131 17H133V16H131V17L128 16V18L126 19V17L123 18ZM135 16H136V15H135ZM177 16H178V13H177ZM180 16H181V17H180ZM184 16H185V17H184ZM186 16H187V17H186ZM191 16H190V17H191ZM205 16H206V15H205ZM212 16H213V15H212ZM212 16H210V18H211ZM228 16H229V15H228ZM243 16H244V14H243ZM243 16H242V17H243ZM7 17H8V15H7ZM49 17H51V18L49 19ZM100 17L102 18V20H101ZM120 17H121V15H120ZM182 17H184L185 19H183ZM221 17H224V16H221ZM230 17H229V18H230ZM239 17H240V16H239ZM254 17H255V16H254ZM9 18H14V17H9ZM42 18H44V23H43V20H41ZM57 18H59V17H57ZM105 18H106V19H105ZM157 18H158V15H157ZM193 18H192V19H193ZM200 18H201V17H200ZM208 18H209V17H208ZM208 18H207V20H208ZM252 18H253V17H252ZM5 19H6V16H5ZM31 19H32V18H31ZM80 19H81V20H80ZM80 19H79V20H80V22H81V24H82V25H81L82 28H84V27L87 28L86 25L83 24V23H84V22H83L84 19H83L82 17H81ZM82 19H83V20H82ZM122 19H121V20H122ZM179 19H181V20H179ZM182 19L184 20V22H183ZM190 19H191V18H190ZM190 19H189V21H190V25H192V23H194V22L191 23V20H190ZM203 19H204V18H203ZM203 19H202V20H203ZM212 19H213V17H212ZM212 19H211V20H212ZM226 19H227V18H226ZM242 19H244V18H242ZM242 19H241V20H242ZM262 19H264V16H262ZM262 19H261V20H262ZM8 20H9V19L6 20L7 23L9 22ZM50 20H51V21H50ZM57 20H58V19H57ZM123 20H122V22H124ZM132 20H133V19H132ZM132 20H131V22H133ZM185 20H187V21H186L187 24L185 23ZM198 20H199V19H198ZM222 20H223V19H222ZM222 20H221V21H222ZM241 20H240V21H241ZM252 20H253V19H252ZM261 20H260V24H261ZM10 21H11V19H10ZM25 21H26V20H25ZM28 21H29V22H28L29 25H31V23H30L31 20H28ZM41 21H42V22H41ZM46 21H48V23H45ZM97 21H98V20H97ZM162 21H161V22H162ZM164 21H163V22H164ZM178 21H180V23H179ZM193 21H194V20H193ZM217 21H218V20H217ZM228 21H230L231 23H233L231 20H228ZM39 22H40L41 25L39 24ZM77 22H79V21L77 20ZM82 22H83V23H82ZM85 22H86V20H85ZM126 22H124V23H126ZM129 22H130V21H128L127 23H129ZM181 22H182V23H181ZM207 22H208V21H207ZM225 22H226V21H225ZM230 22H229V23H230ZM254 22H255V21H254ZM25 23H27V21H26ZM50 23H49V25H50ZM54 23H56V22H54ZM63 23H64V22H63ZM75 23H76V22H75ZM158 23H159V22H158ZM210 23H212V21L209 22V24L207 25V27L210 25ZM239 23H240V22H239ZM256 23H258V22H256ZM9 24H10V23H9ZM9 24H6V25H9ZM21 24H23V23H21ZM93 24L90 23V25H92V26H93ZM110 24H109V26H110ZM179 24H181V25H179ZM185 24L187 25V26H184V27H186V28L183 27V25H185ZM196 24H199V23H196ZM196 24H195V26H196ZM217 24H218V23H217ZM220 24H222V23H220ZM220 24H219V25H220ZM260 24H258V26H259ZM25 25H26V24H25ZM64 25H65V24H64ZM95 25H96V24H95ZM102 25H104V23H103ZM107 25H104V26H107ZM130 25H132V24H130ZM159 25H160V24H159ZM200 25H201V24H200ZM204 25H205V24L201 25V27H202L201 29H203ZM215 25H216V24H215ZM225 25H226V24H224V26H221L220 29H221L222 27H225ZM238 25H240V24H238ZM253 25H256V24H253ZM9 26H10V25H9ZM22 26H23V25H22ZM59 26H61V25H59ZM83 26H84V27H83ZM98 26H100V25H98ZM164 26H165V22H164ZM164 26H163V29L166 30V28H165ZM229 26H230V25H229ZM229 26H228V27H229ZM231 26H232V25H231ZM231 26H230V28H231ZM240 26H242V25H240ZM247 26H248V25H247ZM250 26H251V25H250ZM258 26H257V30H259V27H258ZM261 26H264V22H262V25H260V27H261ZM24 27H25V26H24ZM66 27H68V26L66 25ZM79 27H80V24H79ZM95 27H96V26H95ZM111 27H110V28H111ZM123 27H124V26H123ZM130 27H131V26H130ZM155 27H156V26H155ZM170 27H173V26H170ZM170 27H169V28H170ZM197 27H198V26H197ZM199 27H200V26H199ZM207 27H206V28H207ZM226 27H227V26H226ZM244 27H245V26H244ZM4 28H5V27H4ZM13 28H15V27H13ZM28 28H30V26L27 25V28H26V29H23V30H27V32H28L29 30H33V28H32V29H31V28L28 29ZM39 28H40V29H39ZM91 28H92V27H91ZM112 28H114V27H112ZM174 28H175V27H173V29H174ZM182 28H183V29H182ZM188 28H187V29H188ZM193 28H194V27H193ZM216 28L219 29V27H217V25H216ZM230 28H229V29H230ZM250 28H254V27L252 26V27H250ZM16 29H17V28H16ZM96 29H98V27H97ZM107 29H108V28H107ZM114 29H115V28H114ZM173 29H171V30H173ZM180 29H182V30H184V31H181ZM220 29H219V30H220ZM227 29H228V28H227ZM244 29H245V28H244ZM246 29L249 30L248 27H247ZM246 29H245V30H246ZM13 30H15V29H13ZM21 30H22V29H21ZM21 30H20V32H21ZM40 30H41V31H40ZM94 30H95V28H94ZM94 30H93V31H94ZM98 30H99V29H98ZM105 30H106V29H105ZM109 30L112 31L111 29H109ZM194 30H195V29H194ZM197 30H198V29H197ZM197 30H196V32H197ZM239 30H240V29H239ZM251 30H252V29H250V32H251ZM255 30H256V29H255ZM4 31H6V29H4ZM4 31H3V33H4ZM16 31H17V30H16ZM88 31H89V28L85 29V31H84V29H83L82 32H83L84 35H85V32H86V34H88V33H87ZM106 31H107V30H106ZM206 31H207V30H206ZM215 31H216V29H215ZM217 31H218V30H217ZM217 31H216V32H217ZM220 31H221V30H220ZM223 31H224V30H223ZM252 31H253V30H252ZM261 31L264 32V27H262V29H260V31H256V32L253 31V32H255V33H259V32H260L259 35H258V34H255V33L252 35L251 33H253V32H251V33H250V35H251L250 37H251V38L249 37V39H252V37H255V38H256V36H254V35H257V37H259L261 34L264 35V33H262ZM29 32H30V31H29ZM99 32H100V30H99ZM99 32H97V34H96V32H90V33H91V34L93 33L92 36H94V34H96V36H95V39H96L97 37H98V38L100 37V36L98 35ZM139 32H140V31H139ZM187 32H189V31L186 30V34H187ZM190 32H191V30H190ZM199 32H202V30L199 31ZM226 32H227V30H226ZM228 32H229V30H228ZM10 33H11V32H10ZM14 33H15V34H13L12 36H10V39H11V37H12V38H13V41H16L15 44L18 45V47H19V45H21V48H22V47H24L26 44H28V43L25 44L26 41H22V40H24V39L18 38L19 34H18V36H17L16 32H14ZM24 33H26V32H24ZM101 33H102V31H101ZM104 33H105V31H104ZM107 33H108V31H107ZM107 33H105V34H107ZM148 33H149V32H148ZM218 33H219V32H218ZM221 33H222V32H221ZM223 33H224V32H223ZM229 33H230V32H229ZM241 33H242V32H241ZM11 34H12V33H11ZM27 34H28V33H27ZM38 34H37V35H38ZM40 34H39V35H40ZM91 34H89V35L91 36ZM149 34H150V33H149ZM149 34H148V35H147V34H146V35L144 34V35L147 36V37H149V38H151V37H150L151 34H150V36H149ZM183 34L185 35V33H183ZM213 34H214V33H213ZM248 34H249V33H248ZM248 34L245 33V35H248ZM4 35H5V33H4ZM9 35H10V34H7V36H9ZM21 35L23 36V34H21ZM24 35H26V34H24ZM46 35H47V33L45 34V36H46ZM100 35H101V34H100ZM102 35H103V34H102ZM102 35H101V36H102ZM107 35H108V34H107ZM168 35H169V34H168ZM178 35H179V34H177V36H178ZM194 35H197V33L194 34ZM194 35H192V36H194ZM198 35H199V34H198ZM216 35H217V34H216ZM221 35H222V34H221ZM226 35H227V34H226ZM236 35H237V34H236ZM239 35H240V34H239ZM262 35H261V36H262ZM16 36H17V37H16ZM27 36H28V35H27ZM29 36H30V35H29ZM85 36H86V35H85ZM92 36H91V37H92ZM104 36H105V35H104ZM104 36H103V37H104ZM145 36H142V34H141V37H144V38H143L144 40L147 38V37L145 38ZM181 36H182V34L180 35V37H181ZM192 36H191V38H193ZM211 36H212V34H211ZM211 36H210V37H211ZM219 36H220V35L218 34V38H219ZM222 36H223V35H222ZM222 36H220V37L222 38ZM261 36H260L259 38H261ZM1 37H2V35H1ZM3 37H4V36H3ZM14 37H16V38H14ZM20 37H21V36H20ZM31 37H33V36H30L29 38H31ZM81 37H82V36H81ZM83 37H84V36H83ZM103 37H102V38H103ZM210 37L207 36V38H209V39H210ZM226 37H227V36H225V38H226ZM230 37H231V36H230ZM238 37H239V36H238ZM241 37H242V35L240 36V39H241ZM262 37H264V36H262ZM22 38H24V37H22ZM26 38H28V37H26ZM26 38H25V39H26ZM93 38H94V37H93ZM93 38H92V39H93ZM104 38H105V37H104ZM123 38H124V37H123ZM152 38H153V37H152ZM177 38H178V37H177ZM183 38H185V37H181V41H182ZM188 38H189V37H188ZM194 38H195V37H194ZM194 38H193V39H194ZM212 38H213V36H212ZM232 38H233V37H232ZM232 38H231V39H232ZM247 38H248V37H247ZM255 38H254L253 40H251V41H256L257 38H256V40H255ZM0 39H1V38H0ZM8 39H9V37H8ZM10 39H9V41L12 43L13 41H11L12 39H11V40H10ZM78 39H79V38H78ZM105 39H106V38H105ZM165 39H167V38H165ZM174 39H175V38H174ZM199 39H201V38H199ZM214 39H215V37H214ZM216 39H217V36H216ZM228 39H229V38H228ZM228 39H227V41H228ZM234 39H235V38H234ZM262 39H264V38H262ZM20 40H21V41H20ZM27 40H28V39H27ZM141 40H142V39H141ZM144 40H143L142 42H144ZM146 40H148V38H147ZM153 40H154V42H155V39H154V38H153ZM153 40H152V39H151V40L149 39V40H148L149 43H148V41H147V45H146V46L148 47V44L151 45V41H153ZM178 40H180V38H179ZM183 40H184V39H183ZM187 40H188V39H187ZM219 40H220V39H219ZM232 40H233V39H232ZM9 41H8V42H9ZM18 41H20L19 44H18ZM34 41H35V40H34ZM38 41H39V40H38ZM38 41L36 40V43L34 42L36 46H37ZM97 41H98V40H97ZM126 41H127V40H126ZM126 41H125V43L128 42V41H127V42H126ZM189 41H190V40H188V42H187L186 39H185V42H184V41L181 42L182 44L180 43V41H179L180 44L178 43V44L180 45V47L182 48V49H180V52H182L183 48H184L185 50H186V48H187L186 51H183V52H182V54H185V53H186L185 56H187L189 53H191V54H189V56L192 55V52H193V51L195 50V48H196V47L193 48V44H192V42H191V45L188 46V45L190 44ZM206 41H207V40H206ZM209 41H210V40H209ZM212 41H213V40H212ZM233 41L235 42L236 39L233 40ZM249 41H250V40H249ZM249 41H245V40H243L242 43L245 42V44H246V43H248ZM8 42H7V43H8ZM21 42H22V43H21ZM31 42H32V41H31ZM39 42H40V41H39ZM92 42H93V41H92ZM154 42H152V43L155 44V45H151V48H152V49L155 48V47H152V46H156V44H157V43H154ZM163 42H164V41H163ZM165 42H166V40H165ZM186 42H187V43H186ZM225 42H226V41H224V43H225ZM261 42H262V41H261ZM23 43H24V44H23ZM125 43H124V44H125ZM130 43H131V42H130ZM144 43H145V42H144ZM175 43H177V41H176ZM202 43H204V42H202ZM207 43H209V42H207ZM207 43H206V44H207ZM214 43H215V42H214ZM220 43H221V42H220ZM226 43H227V42H226ZM257 43H258V42H257ZM257 43H256V46H257ZM262 43H264V42H262ZM32 44H33V42H32ZM142 44H143V43H142ZM184 44H185V45L188 44V45H187L186 47H184V46H185ZM209 44L211 45L212 42L210 41ZM217 44H218V43H216V45H215V44H213V45L218 46ZM233 44H234V43H233ZM237 44H238V38H237ZM239 44L242 45V44H241V41H240ZM245 44H244V46H249V45H245ZM249 44H250V42H249ZM251 44H252V43H251ZM253 44H254V43H253ZM253 44H252V45H253ZM0 45H1V44H0ZM16 45H15V46H16ZM22 45H23V46H22ZM46 45H47V47H48V44H46ZM91 45H94V44H91ZM119 45H120V44H119ZM129 45H130V44H129ZM150 45H149V46H150ZM174 45H175V48H177L176 44H174ZM210 45H209V46H210ZM222 45H224V44H222ZM222 45H221V46H222ZM231 45H232V43H231ZM231 45H230V46H231ZM259 45H261V44H259ZM30 46H32V45H30ZM116 46H117V45H116ZM116 46H115V48H116ZM144 46H145V45L143 44L142 47H144ZM146 46H145L146 51H147V52H148V50L150 51V52H148V54H147L148 57H149V55H151L150 53L154 54L153 51H155V50H152V49H149V48H148V50H147V47H146ZM204 46H206V45H204ZM204 46H203V47H204ZM207 46H208V44H207ZM215 46H214V47H215ZM230 46L228 45V46H226V47L231 48L232 46H231V47H230ZM234 46H235V47H234ZM238 46H239V45H238ZM238 46H236V44H235V45H233V47H232L231 49H232V50H233V49L235 50V48H237ZM262 46H264V45H262ZM18 47L16 46V48H18ZM26 47H27V45H26ZM26 47L23 48V51H25L24 49H25ZM62 47H64V46H62ZM117 47H118V46H117ZM191 47H192V48H191ZM203 47H202V48H203ZM214 47L211 46V48H214ZM219 47H220V46H219ZM253 47H254V46H253ZM253 47H252V46H251V47L249 46V49L246 50V51H248V52H245V53L247 54V53L252 52V55H253V53H254V50H253V49L255 48V47H254V48H253ZM259 47H261V46H258V48H259ZM16 48H15V49L13 48L12 51H13V50H16ZM77 48H78V47H77ZM105 48H106V47H105ZM105 48H104L103 50H104V52L106 51L105 53H107V54H109L108 52H111V53H112L113 51L116 52V50H113L114 47H113L112 49H111V47H110V48L108 47V48H106V49H105ZM115 48H114V49H115ZM138 48H139V47H138ZM158 48H159V49H158ZM158 48H156V49L160 50V47H158ZM166 48H167V47H166ZM190 48H191V50L189 51ZM211 48H210V49H211ZM220 48H222V47H220ZM228 48H227L226 52L229 51ZM252 48H253V49H252ZM18 49H20V47H19ZM26 49H27V48H26ZM83 49H84V48H83ZM107 49H108V50H107ZM109 49H110L111 51H109ZM126 49H127V48H126ZM167 49H168V48H167ZM196 49H197V50L194 51V53H195L194 55H195V56H196V52H197V53L199 52L198 48H196ZM224 49H226V48H225V45H224ZM231 49H230V51H231ZM245 49H246V48H245ZM245 49H243V51H244ZM250 49H252V50L250 51ZM256 49H257V47H256ZM78 50H79V49H78ZM119 50H120V49H119ZM137 50H138V51H141V50H139V49H137ZM137 50H136V51H137ZM143 50H144V51H142V52L145 54L146 51H145V49H143ZM151 50H152V51H151ZM168 50L170 51V49H168ZM168 50H166V51L168 52ZM171 50H172V49H171ZM207 50H208V47H207L206 51H207ZM211 50H212V49H211ZM214 50H216V48H215ZM218 50H219V49H218ZM258 50H259V49H258ZM260 50L264 51V49H260ZM260 50H259V52L257 53V54H259L260 56L254 53L255 55H253L252 60H253V58H254V56H255V58H257V59L259 58L261 62L264 61V60H261V53H262V51H261V53H260ZM1 51H2V50H1ZM107 51H108V52H107ZM120 51H122V50H120ZM133 51H135V50H133ZM160 51H161V50H160ZM177 51H179V50H177ZM191 51H192V52H191ZM201 51H202V49H201ZM204 51H205V50H204ZM209 51H210V50H209ZM212 51H213V50H212ZM212 51H211V52H212ZM220 51H221V53L219 52V54H218V52L215 51V52H216L215 55H217V54L220 55V54H222V53L224 52V50H223V52H222L221 49H220ZM240 51H242V49H241ZM255 51L257 52V50H255ZM18 52H19V53H18V54H15L14 56H16V55H20V54L22 53L21 51H18ZM68 52H69V51H68ZM90 52H91V51H90ZM104 52H103V53H104ZM117 52H118V50H117ZM124 52H125V51H124ZM156 52L158 53L157 50L155 51V53H156ZM164 52H165V51H164ZM4 53H5V52H4ZM9 53H10V52H9ZM14 53H15V51H14ZM14 53H12V54H14ZM73 53H74V52H73ZM105 53H104V54H105ZM111 53H110V54H111ZM133 53H134V52H133ZM135 53H136V52H135ZM135 53H134V54H135ZM137 53H138V54H139V53L141 54V52H137ZM137 53H136V55H138ZM172 53H173V50H172ZM187 53H188V54H187ZM209 53H210V52H209ZM234 53H235V52H234ZM243 53H244V52H241V55H243ZM245 53H244V54H245ZM12 54H11V55H12ZM90 54H92V53H90ZM104 54H101V55L98 54V55H100V59L103 58V57H104V59H106V58L110 55V54H109L108 56H106L107 54H106V55H104ZM113 54H114V53H113ZM113 54L110 55L111 57H109V59L107 58L108 63L105 62L103 59H101V62L104 61V63L99 64V62H98V61H99V58H98V61L96 60L98 63L95 61V65H96V63H97L99 66L96 65V67H95L94 65H92V66L94 67V69H95V70H94V69L92 70V71L94 72V74H93L91 71L89 72V70L91 69V68L89 67L90 69L88 70V72H89V73H92V74H91L92 76H89L87 70H85V72H87L86 75H88L89 77L87 76V77H88V79H87V77H86V80H87V81H85V80H84V81H85V82H88V83L92 82V83H90V84H91L90 86H91L92 88L95 87V86H97L98 84L101 86V88H105V87H109V86H111L112 84H113L112 86H114L115 83H116V85H117V86H116V89H117V91H118V96H119V95L124 96V93L127 91V95L129 94L130 96L133 97V95H131V93H129V90H126L125 87H126V85H128V88H129V85H131V86H133V87H131V88H134V85H132V84H133V81L135 80L134 77H136V76L138 77V78H136V80H138V82H139V84H141V86H143L144 84H145V85L148 84V85L151 86V84H149V83H151V82L147 80V82H149V83H146V80H145V79H146L147 72H146L145 70H143V69H142V72H143L142 74H139V73H137V72H138V71L141 72V68H143V67L146 66V65L143 66L144 63H145V64H148V63L151 62L153 59H154V60H153L151 63H153V62L155 63V60L159 61V63H160L159 56H158L157 59H155V58H154V57H155V54H154L153 56L151 55V56L153 57V59H151V61H150L149 58H152V57H149V58H148L149 61L146 60V61H147V63H146V62H144V61H145V59H147V58H146L147 55H144V57H143V60H144L143 62H144V63H143V65L141 66V68H140V70H139L138 67L140 66V65H139L140 63H138V66H136V65H137L136 62H138V61L140 62V61H141V64H142V60H140V58H139V60L137 61V59H138L137 57H140V56H137V57H135L136 55L133 56V57H134L133 59L137 58V59H135L134 61H133V59H132V57H131L132 61H133L134 64H135V65L133 64V66H132V63H133V62L131 61L132 63H130V61H129V63H128L127 60L123 59V58H124V57H123L124 55L122 56V57H123L122 59H123L124 61L119 60V61L117 62V60H118L117 58L114 59V60H116V61H111V59L114 58V57H112V56H115V55H113ZM115 54H116V53H115ZM119 54H121V52H120ZM123 54H124V53H123ZM160 54H161V55H160ZM163 54H164V53H163ZM163 54H162V51H161V52H159L158 55L161 56L160 58H161V60H163V64H166V63L168 62L167 60H170V59H171L172 55L169 57V59L166 58V57H165V58L163 57L164 59H166V60H164V59H162ZM166 54H167V53H166ZM168 54H169V53H168ZM177 54H180V53L177 52V53L175 54V56H177ZM198 54H199V53H198ZM198 54H197V55H198ZM202 54H203V53H200L201 56H202ZM211 54H212V53H210L209 55H211ZM246 54H245L244 56H246L247 58H249V57L247 56L248 54H247V55H246ZM102 55H103V56H102ZM194 55H192V56H194ZM215 55H212V58H211V59H213V56H215ZM218 55H217V56H218ZM241 55H240V56H241ZM250 55H251V54H250ZM252 55H251V56H252ZM262 55H264V54H262ZM91 56H93V55H91ZM156 56H157V54H156ZM181 56H182V58H181V57H178V59L180 58L179 60L184 59L183 55H181ZM189 56H188L189 59L185 58V59H187V61H188L189 64H192V65H193V63H194V64L196 65V63H198L199 61H201V60H198V62H196V61H197V60H196V61L193 62V61L190 60V58L192 59L193 57H192V56L189 57ZM217 56H216V57H217ZM2 57H3V56H2ZM17 57H19V56H17ZM98 57H99V56H98ZM105 57H106V58H105ZM119 57H120V56H119ZM128 57L130 58V56H128ZM128 57H125V58L129 59ZM205 57H206V56H205ZM210 57H211V56H210ZM141 58H142V56H141ZM144 58H145V59H144ZM176 58H177V57H176ZM206 58H208V57H206ZM218 58H219V57H218ZM218 58H217V59H218ZM221 58H222V57H220L219 59H221ZM233 58H235V57H233ZM238 58H239V57H238ZM238 58H237L236 60H240V59H241V58H240V59H238ZM243 58H244V57H243ZM247 58H246V59H247ZM262 58H264V57H262ZM74 59H76V58H74ZM158 59H159V60H158ZM185 59H184V60H185ZM208 59H210V58H208ZM215 59H216V58H215ZM228 59H229V58H228ZM259 59H258V60H259ZM77 60H78V59H77ZM77 60H76V61H77ZM93 60H95V59H93ZM109 60H110L111 62H109ZM129 60H130V59H129ZM174 60H175V59H174ZM176 60H177V59H176ZM176 60H175V61H171V60H170V62H173V63H169V62H168L167 64H168V65L171 64V65H170V66H166V68H167V67H168V68H169V67H173L172 69H175V66H178V64H179V62H178V64L176 63L177 65L174 63V62H177ZM184 60H182V61H184ZM223 60H224V58H223ZM232 60H233V59H232ZM232 60H231V61H232ZM244 60H245V58H244ZM87 61H88V60H87ZM87 61H86V62H87ZM89 61H90V60H89ZM89 61L87 62V64H85L86 66L89 64ZM125 61H127V62H125ZM164 61H167V62L165 63ZM187 61H186L185 63H187ZM202 61H203V58H202ZM228 61H230V59H229ZM240 61H241V60H240ZM253 61H254V60H253ZM93 62H94V61H93ZM101 62H100V63H101ZM121 62H122V64H121ZM123 62H125V64L128 63V64H130L131 66H130V67H129V66L127 67L128 64H126V66H125V68H124V65H125V64H124ZM161 62H162V61H161ZM190 62H191V63H190ZM192 62H193V63H192ZM195 62H196V63H195ZM222 62H223V61H222ZM222 62H221V63H222ZM224 62H225V60H224ZM232 62H234V61H232ZM245 62H247V61L245 60ZM151 63H149L148 65H152ZM188 63H187V66L184 65V67H182V66H183L182 64L179 65L178 67L180 68V70L177 71V70L175 69V70L177 71V73L180 72V73L182 74V76L185 74V72L187 73V75L190 74V73L193 71V69H192V71H191V70L189 71L190 73L187 72V71H188V70H187V67H189L188 69H190V65H189ZM203 63H204V61H203ZM206 63H208V61H206ZM218 63L220 64L219 61H218ZM227 63H228V62H226V64H227ZM236 63H237V62L235 61V64H236ZM242 63H243V62H242ZM253 63H254V62H253ZM79 64H80V63H79ZM90 64H91V63H90ZM104 64H105V65H104ZM161 64H162V63H161ZM173 64H174V65H173ZM200 64H202V62H201ZM200 64L198 63L197 66L200 65ZM230 64H231V63H230ZM239 64H240V63H239ZM259 64H260V63H259ZM262 64H264V62H262ZM68 65H69V63H68ZM100 65H101V66H100ZM102 65H104V66H102ZM172 65H173V66H172ZM192 65H191V66H192ZM202 65H203V64H202ZM202 65H201V66H198V67H204V66H202ZM205 65H206V64H205ZM227 65H228V64H227ZM242 65H244V64H242ZM246 65H247V64H246ZM260 65H261V64H260ZM86 66H83V65H82V66H80V67L82 68V67H86ZM152 66H154V65H152ZM152 66H150V67H152ZM206 66H207V65H206ZM208 66H209V63H208ZM249 66L252 67L251 62H250V65H249ZM261 66H262V65H261ZM261 66H260V67H261ZM80 67H79V69H80ZM132 67H133V68H132ZM147 67H148V66H147ZM150 67H148V68H150ZM194 67H195V66H194ZM222 67H224V66L222 65ZM239 67H240V66H239ZM241 67H242V66H241ZM260 67L257 68L256 65L254 64V68H257L258 70H259ZM262 67H264V66H262ZM183 68H184V69H183ZM191 68H192V67H191ZM225 68H226V67H225ZM231 68H232V67H231ZM231 68H230V69H231ZM24 69H25V68H24ZM79 69H78V70H79ZM133 69H135V70L137 69L138 71H137V70L135 71V70H133ZM150 69H151V68H150ZM155 69H156V68H155ZM164 69H165V68H164ZM170 69H171V68H170ZM177 69H178V68H177ZM199 69L204 70V69H202V68H199ZM235 69H236V68H235ZM257 69H256V70H257ZM260 69H262V73H264V68H260ZM35 70H36V69H35ZM67 70L69 71V69H67ZM70 70H72V69L70 68ZM78 70L74 71L75 73H73V74H75V75L78 74V76H79V73L82 74L81 70H79V71H78ZM146 70H148V69H146ZM153 70H154V67L152 68V71H153ZM245 70H246V69H245ZM156 71H157V70H156ZM156 71H154V72H156ZM167 71H168V70H167ZM206 71H207V70H206ZM206 71H205V72H206ZM248 71H250V70H248ZM260 71H261V70H259V71H257V72H260ZM63 72H64V71H63ZM77 72H78V73H77ZM85 72H84V73H85ZM161 72H162V70H161ZM194 72H195V69H194ZM196 72H197V71H196ZM196 72H195V73H196ZM199 72H200V71H199ZM251 72L253 73L254 71H251ZM70 73L72 74L71 71H70ZM76 73H77V74H76ZM148 73H149V74H152V77H154V79H156V78H155V77H156V76H155V75H156L155 73H152V72H148ZM157 73H158V72H157ZM180 73H179L178 75H180ZM183 73H184V74H183ZM206 73H207V72H206ZM243 73H244V72H243ZM245 73H246V72H245ZM245 73H244V75H245ZM260 73H261V72H260ZM262 73H261V74H262ZM73 74H72V77L75 78V75L73 76ZM153 74H155V75H153ZM159 74H161V73L159 72ZM193 74H194V73L192 72L191 75H193ZM196 74H197V73H196ZM199 74H201V73H199ZM240 74H241V73H240ZM254 74H255V75L252 74V75H253L252 77L254 78V76H255V78H257V81H258L259 79H258V76H257V75H259V74L256 75V71L254 72ZM5 75H6V74H5ZM68 75H69V73H68ZM82 75H83V74H82ZM101 75H102V76H101ZM157 75H158V74H157ZM161 75H162V74H161ZM248 75H249V74H248ZM248 75H246V76H248ZM8 76H9V75H8ZM159 76H160V75H159ZM182 76L180 75V77H182ZM184 76H186V74H185ZM199 76H200V75H199ZM260 76H261V77H260ZM260 76H259V78H260V82H264V79H262V78H264V77H262V76H264V74H262V75H260ZM2 77H3V76H2ZM83 77H84V76H83ZM83 77H82V82H83ZM115 77H116V78H115ZM187 77H189V79H192L190 76H187ZM200 77H201V76H200ZM200 77H199V78H200ZM226 77H227V76H226ZM239 77H240V75H239ZM239 77H238V78H239ZM250 77H251V76H250ZM148 78H149V77H147V79H148ZM157 78H158V79H162V78H159L158 76H157ZM199 78H198V79H199ZM202 78H203V77H202ZM234 78H237V77H234ZM240 78H241V77H240ZM253 78H251V79H253ZM65 79H66V78H65ZM75 79H76V78H75ZM75 79L73 80L74 83H76V82H75ZM89 79H90V80H91V79L96 80V84H97V85L94 83V80H92V81L89 82V81H88ZM196 79H197V77H196ZM198 79H197V80H198ZM223 79H224V78H223ZM229 79H230V78H229ZM229 79L226 80V82H225L226 84H227V81H228ZM245 79H246V78H245ZM245 79H244V80H245ZM40 80H41V79H40ZM150 80H153V79L150 78ZM201 80H202V79H199L198 83H195V84L198 85V84L201 83V86H202V81H203V80H202V81H201ZM232 80H233V79H232ZM232 80H230V81H232ZM235 80H236L237 82L241 81L240 84H241V85L243 84V86H245L246 88L249 87L248 84L251 82V81H249V83L247 84L248 86H246V82H245L243 79H240V80H239V79H235ZM235 80H234V83H237ZM238 80H239V81H238ZM242 80H243V81H242ZM4 81L6 82V80H4ZM62 81H63V80L61 79V82H62ZM153 81H154V82H153L152 84H155V85L157 86V83H158L160 80L158 81V80L156 79V81H155V80H153ZM165 81H166V80H165ZM194 81H195V80H194ZM200 81H201V82H200ZM254 81H255V80H253L252 83H253ZM0 82H1V80H0ZM55 82H56V81H55ZM82 82H81V84H82ZM155 82H156V83H155ZM161 82H164V81L162 80ZM189 82H190V81H189ZM199 82H200V83H199ZM215 82H216V81H215ZM223 82H224V81H223ZM242 82H244L245 84L242 83ZM247 82H248V81H247ZM258 82H259V81H258ZM3 83H4V82H3ZM72 83H73V82H72ZM72 83L70 82L69 85L72 84ZM205 83H206V82H205ZM225 83H224V84H225ZM229 83H230V82H229ZM229 83H228V84H229ZM53 84H54V83H53ZM85 84H86V83H85ZM93 84H95V86H94ZM158 84H159V83H158ZM161 84H163V83H160L158 87H162ZM180 84H181V83H180ZM221 84H222V83H221ZM231 84H232V83H231ZM253 84H254V83H253ZM257 84H259V83H257ZM262 84H264V83H262ZM262 84H259V85H258V87H260L261 89H262ZM17 85H18V84H17ZM60 85H61V84H60ZM72 85H73V87L77 86L76 84H72ZM72 85H71V86H72ZM92 85H93V86H92ZM155 85H153V87H154ZM164 85H165V87H167L166 84H164ZM164 85H163V86H164ZM173 85H174V84H173ZM173 85H169V86H173ZM207 85H208V87H207ZM209 85H210V84L207 83V84H206V87H205V86H204V82H203V86L205 87V89H206L207 91H211V92H208V93H210V94H209V97H211V96H212L211 94H212V93L215 94L217 91H214V90H215V87H214V90H213V86H212V88H211V85H210V86H209ZM232 85H234V84H232ZM79 86H80V83H79ZM81 86L84 87L85 85L82 84ZM90 86H89V88H91ZM100 86H99V87H100ZM120 86H124V87L120 88ZM150 86H149V87H150ZM175 86H176V85H174V87H175ZM234 86H235V85H234ZM237 86H240V85H236V88H237ZM250 86H252V84H251ZM5 87H6V86H5ZM56 87L58 88L57 85H56ZM153 87L148 88V91H149V89H151V88H153ZM158 87H155V88L157 89ZM174 87H173V88H174ZM225 87H226V85H225ZM228 87H229V86H228ZM254 87H255V86H254ZM254 87H253V88H254ZM19 88H20V87H19ZM64 88H65V87H64ZM67 88H69V87H67ZM84 88L86 89L87 86H85ZM92 88H91V90H92ZM96 88H98V86H97ZM96 88H94V89L96 90ZM112 88H113V87H112ZM123 88H125V89H123ZM128 88H127V89H128ZM144 88H147V87L144 86ZM155 88H154V89H155ZM173 88H172V90H173ZM184 88H185V87H184ZM222 88H223V86H222ZM232 88H233V87H232ZM234 88H235V87H234ZM238 88H239V87H238ZM249 88H250V87H249ZM251 88H252V87H251ZM251 88H250V90H248V91H251ZM9 89H10V88H9ZM14 89H15V88H14ZM73 89H74V88H73ZM78 89H79V88H78ZM82 89H83V88H82ZM98 89H99V88H98ZM109 89H110V88H109ZM135 89H136V88H135ZM154 89H153V90H154ZM161 89H162V88H161ZM163 89H165L164 91H170V90H167L168 88H167V89H166V88H163ZM169 89H171V87H170ZM190 89H191V88H190ZM211 89H212V90H211ZM261 89H260V90H261ZM15 90H16V89H15ZM15 90H14V91H15ZM61 90H62V89H61ZM89 90H90V89H87L88 93H89ZM99 90L102 91L103 89H99ZM105 90H106V89H105ZM114 90H115V87H114ZM125 90H126V91H125ZM139 90H140V93H139V94L142 95V93H141V88H139ZM142 90H143V89H142ZM146 90H147V89H144V90H143L144 93H145V96H146V94H147V92H148V91L146 92ZM151 90H152V89H151ZM151 90H150V91H151ZM153 90H152V91H153ZM184 90H185V89H184ZM200 90H201V89H200ZM203 90H204V89H203ZM223 90H224V89H223ZM254 90H255V88H254ZM19 91H20V90H19ZM66 91H67V90H66ZM76 91H77V90L75 89L73 92L69 93V94H71L70 96L76 95V94H73V93H76ZM85 91H86V90H85ZM97 91H98V90H97ZM97 91H94V93L98 95V92H97ZM101 91H100V92H101ZM110 91L112 92L113 90H110ZM185 91H186V90H185ZM191 91H192V90H191ZM213 91H214V92H213ZM241 91H243V90L241 89ZM246 91H247V90H246ZM246 91H245V92H246ZM257 91H258V90H257ZM261 91H264V90H261ZM62 92H63V91H62ZM68 92H69V91H68ZM78 92H79V90H78ZM96 92H97V93H96ZM100 92H99V94H100L101 96H103V94H101ZM102 92H103V91H102ZM111 92H110L109 94L112 95V96H114V95H113L114 93L111 94ZM113 92H114V91H113ZM136 92H137V91H136ZM155 92H157V91H155ZM160 92H161V91H160ZM179 92H180V94L176 92V93L178 94V95L176 94V96L178 97L179 95L181 96L182 94H184V99H182V98H183V95H182V97H180V96L178 97V99L181 98V99L183 100V103H184L185 98H186L189 94L186 96V93L181 92V91H179ZM193 92H194V91H193ZM202 92H203V91H202ZM243 92H244V91H243ZM251 92H254V93H253V95H254L256 91H251ZM259 92H260V91H259ZM2 93H3V92H2ZM2 93L0 94V97H1ZM4 93L6 94V92H4ZM14 93H15V92H14ZM16 93H17V92H16ZM18 93H19V92H18ZM56 93H57V92H56ZM79 93H80V92H79ZM82 93H84V91H83ZM88 93H87V94H88ZM104 93H105V92H104ZM161 93H163V92H161ZM161 93H160V94H161ZM170 93H171V91H170ZM170 93H169V94L166 93L167 96H168L169 98H170V96H169ZM203 93H204V92H203ZM203 93H201V94H203ZM217 93H218V92H217ZM217 93H216V95H218ZM246 93H247V92H246ZM7 94L9 95V92H8ZM72 94H73V95H72ZM106 94H107V93H106ZM106 94H105V95H106ZM149 94H150V93H149ZM157 94H158V93H157ZM157 94L153 93L154 98L156 97ZM160 94H159V95H160ZM172 94H175V93H172ZM172 94H171V95H172ZM197 94H198V93H197ZM204 94H206V93H204ZM204 94H203V95H204ZM251 94H252V93H251ZM256 94H257V93H256ZM258 94H259V93H258ZM8 95L5 96V95L3 94L1 98H3V96H4V98L7 97V99H8ZM16 95H17V94H16ZM23 95H24V94H23ZM67 95H68V94H67ZM100 95H99V96H100ZM105 95H104V96H105ZM151 95H152V93L150 94V96H151ZM163 95H164V96H163V99L160 98V100L162 99L163 102H164V97H166V95H165V94H163ZM199 95H200V94H199ZM210 95H211V96H210ZM216 95H214V96H216ZM83 96H84V94H83ZM83 96H82V98H84ZM87 96L89 97V94H88ZM92 96H94V95H92ZM112 96H109V95H108L107 98H108V97H112ZM122 96H119L121 99H118V98H117V99H118V102H119V100H123V99H122V98H123ZM130 96H129V99L131 100L132 98H131ZM147 96H148V95H147ZM150 96H149V97H150ZM153 96L150 97V101H152V99H153V101L158 100V102H159L160 100H159L158 97H160V96L162 97V95H160V96L157 95L156 98H158V99H154ZM185 96H186V97H185ZM201 96H202V95H201ZM201 96H200V97H201ZM47 97H48V96H47ZM143 97H144V96L142 95V100H143ZM173 97H174V96H173ZM173 97H172V98H173ZM188 97H189V96H188ZM188 97H187V98H188ZM200 97H199V98H200ZM218 97H220V96L218 95L217 98H218ZM1 98H0V99H1ZM89 98H90V97H89ZM94 98H95V96H94ZM99 98H100V97H99ZM187 98H186V99H187ZM195 98H196V97H195ZM195 98H194V99H195ZM215 98H216V97H215ZM215 98H214V99H215ZM220 98H221V97H220ZM253 98H254V97L252 96V99H253ZM10 99H11V98H10ZM10 99H8V101H10V104H9V105H11L10 107H14L15 105H17V104H15V103H19V102H14L15 100L13 101L12 99H11V100H12V101H11ZM25 99H26V98H25ZM84 99H87V98L85 97ZM90 99H91V98H90ZM96 99H98V98H96ZM96 99H94V100L96 101ZM101 99H103V97L100 98V101H102ZM105 99H106V97H105ZM109 99H110V98H109ZM111 99H112L111 102L108 101L107 103H104V104H102V103H101V104H98V100L96 101V102H97V106H95V107L97 108L96 110H100V111H99V116H96L97 114H96V115L93 114L94 116L91 115V114H92V113H91V109L88 111V113L90 112V113H91L90 115H91L92 117H94V120H93V118H92V119L90 118V117H91L90 115H89L90 117H85V116H84L85 114H84V115L82 114V113H84V111L86 110L85 108H84L85 110H84L83 108H78V111L80 110V112H81V113L79 112V115H82V117H83V116H84V117H83L82 119H80V117H79L80 120H77V121L79 122V121H82L83 119H85V122H84V121H83V123L81 122L80 125H83V124L85 125V124H87V127H85L86 125H85V126L83 125L86 129H87L88 126L90 125V128L87 129L88 134L90 133V132H89V129L93 128L92 124L95 125L96 123L98 124L99 121L107 119L106 117H105V119H104V115H106V114L109 112L110 109L113 110V114H114V109H115L116 106L113 107V105H115L114 100H113L114 98H111ZM117 99H116V100H117ZM124 99H125V102H126V99H127V98H125V96H124ZM165 99H166V98H165ZM167 99H168V98H167ZM191 99H192V97H190V101H191ZM194 99H193V101H194ZM196 99L198 100V97H197ZM196 99H195V101H196ZM255 99H256V97H255ZM20 100H21V99H20ZM68 100H69V96H68ZM136 100H137V98H136ZM139 100H141V99H139ZM142 100H141V101H142ZM172 100L174 101V98H173ZM175 100H176V99H175ZM188 100H189V99H188ZM250 100H251V99H250ZM256 100H257V99H256ZM256 100H255V101H256ZM259 100H260V99H259ZM262 100H264V99H262ZM262 100H260L259 102L262 103ZM2 101H3V99H2ZM2 101H0V103H1ZM28 101H30V100H28ZM71 101H72V100H71ZM85 101H86V103L89 102L88 99L85 100ZM91 101H92V100H91ZM91 101H90V102H91ZM137 101H138V100H137ZM148 101H149V99H148ZM148 101H147V102H148ZM150 101H149V103H151ZM153 101H152V102H153ZM167 101H168V100H166L165 102L167 103ZM169 101H171V100H169ZM195 101H194V102H195ZM251 101H252V100H251ZM255 101H254V102H255ZM11 102H12V103H11ZM90 102H89V103H90ZM116 102H117V101H116ZM122 102H123V101H122ZM122 102L120 101V104H121ZM128 102H129V101H128ZM130 102H133V101L131 100ZM139 102H140V101H139ZM142 102H143V101H142ZM142 102H141V103H142ZM156 102H157V101H156ZM156 102H155V104H156ZM165 102H164V103L160 102V103H161V104H165ZM180 102L182 103V101H180ZM214 102H215V101H214ZM214 102H213V104H214ZM221 102H222V101L217 102L218 104H217L216 106L218 107V109H221V111H222L224 108H223V105L220 106L219 103H221ZM243 102H244V101H240V102L235 101V102H234V105H233V103H232V104H230V106L233 105V107H234V106L237 105V104H246V103H247V102H246V103H243ZM249 102H250V101H249ZM249 102H248V103H249ZM256 102H257V101H256ZM3 103H4V104H2L3 106H4L5 104H7V103H5V102H3ZM73 103H74V102H73ZM89 103H88L87 107L90 106ZM92 103H93V101L91 102V104H92ZM99 103H100V102H99ZM143 103H144V102H143ZM149 103H148V104H149ZM168 103H169V102H168ZM168 103H167V105H165V106L163 105L162 107H164V108H165V107L167 108V106H168V107H169V106L171 107V105H170L171 102H170L169 104H168ZM173 103H174V102H173ZM178 103H179V101H178ZM178 103H177V104H178ZM185 103H186V102H185ZM197 103H199V102H197ZM248 103L246 104L247 107H246L245 105H243V106H240V105H239V107H236V106H235L234 108L231 107V109L233 108L232 111L230 110V107H229V110L227 109L226 112H229V111H230V113H226V112L223 110L221 114H224V115H222L221 117L219 116V119L221 118V120H218V118H216V119H217V124H218V121H222V120H223L222 117H223V116H226L225 118L223 117L224 120H225V121H226V120L228 121V119H229V120H231V122H233V124L231 123V125H230V124H228V123H226V122H224V124H227L228 126H231V127L233 126L232 128L235 129V130L237 131L236 134L234 133L235 130H232L233 132H232L231 130H230L231 132L229 131V129H232L231 127H228V129H227L226 127L224 128V126L221 124V123H222V122H221L220 124L222 125V128H219L217 125H214V126H216V129L218 128V129H221L222 132L224 131V132L226 133L225 135H227V137H225L224 134H223L224 137H223V139H221V137H222L221 135L216 136V135L214 134V132L216 131V130H215V131H213L214 136H211L212 134H211V135L209 134L210 136H208V141H206L207 138L204 139L205 137L203 138V140L201 139V135H200V133H203V130H202L201 126H199V124H200L201 122H200V123L198 122V125H197V122H196L197 120H196V117H195L196 115L194 114L195 112L193 111L194 108H193L192 110L189 109V107L187 106L188 104L186 105V107H188V108H187V111H185V109H186V107H185L183 113H182V110H181V111H179V113L181 112V114H175V113H177V112L175 111V113H174L175 115H173V114H171V113H168L169 110L171 109L170 107H169L170 109L167 108V109H169V110H165L164 108H163V109L161 108L162 110H164V112H162V114H161L162 117L160 116V112H161V109H159L160 106H158V109L156 108V106H154V107L157 109V110L154 109V110H155L154 114L157 115V113H158L157 111L159 110V113H158L157 116H160V117H159L160 119H159L158 117H156V116L154 117V115L151 116V110H150L151 108L149 109V107L147 106V108L150 110V112L147 111L148 109H147V110L145 109V110H146V114H144V115H145V118H148V120L144 119V120H146V123L144 122L145 124L142 123L143 125H141V124H140V126L138 125L139 128H138V127H137V128L140 129V130H139V131L141 132L140 135H141V134L144 135L145 130L148 132L147 135H148L149 137H146V138H148L147 141L149 140V138H152V139L155 138V139H157V141H156V143H152L150 140L148 141V144L145 146V148L147 149V148L149 147V149H147V150H150V149H151V151H152V149H153L154 151H152L153 154L151 153V151H148V152H146V154H145V151H146V150H144V149H145V148H144V149H143V150H144L143 153L145 154V157L143 156L144 158L142 157V155H140V154H143L142 152L140 153V151H142V149H140V148H136L139 144H142V141H140V142L138 141V142H137V141L135 140V137H131V136H130V137H131L130 140L127 139V140L129 141V144L127 143L128 145L124 144L125 142L123 143V142L120 141V140H122V141L124 140V139L121 137V139H118L119 141H118V140H115V142L118 141L117 144H120L119 142H121V145L116 146V143H115L114 146H113V143H111V140H110V141L108 140V139H111V138H112V135L108 133L109 130H110V128L107 127V126L105 125V127L109 128L108 131H107L105 128H103L104 130H102V131H101V129H100V127L102 128V125H101V124L104 123L105 121H101L100 125H99V126L97 125V126L99 127L100 130L94 128V129L96 130L97 133L100 131L99 134L95 133L94 129L92 130V133H91V134H92L93 136H92V135H91V136H92L93 138H92L91 136L87 135V133H86L85 130H84V131H85L86 134L81 135V136H83V138H86V137H87V138H88V137H89V138H92V144H93L92 147H91V143H89V142H86V143L84 144V146H83V144H82L83 142H81V141H82V140H81V137H80V140H81V141L79 140V137H78V141H80L81 143H80V142H79V143L76 142V143H78V145H77V144H75V145L80 146V145L82 144V148L84 149V151L82 152L83 149L81 148V146L78 147V148H80L81 150H80V149H78L79 151L77 150V151L80 152V153H76L77 151L75 152V154H77V155H76V159H77V161H75L74 156L72 157V158L74 159V161L76 162V164H74V163H75L74 161H72V163L68 161V160H70V158H71V157L69 158V156H71L72 153H73V152H72V151H73V150H72V146H70V147H71V148H70L71 150L69 149V153H68V151L66 150V152H67L68 154H67V153H66V154L64 153L65 156L63 155V152H65V150L63 151V150L60 149L61 151H63L61 155H63L64 158L61 157V155L59 154V151H58L59 148H61V147L58 148V146L60 145V143H59L58 146L56 147V144H57L56 141H58V140L56 139V137L54 136L55 134H54L53 136L55 137L56 140H55L54 138H52V136H50L51 139L54 140V142H53V140H51L53 143H52L50 140H49L48 142H49V143H52V145L55 146V147H51V148H54V149H51L52 151H53V150H57V148H58V150H57V151H58V158H56V156H57V155H56V151H55V153H54L55 155L53 154V155L55 156V158L58 159V160L60 161V162L56 161V164H59V163H63V164H64L65 162L68 161L69 163H68V162L65 163L66 166H68V165H72V166H71V168L68 167V168H70L71 170H67V172L72 171V168H74V169H73L74 171L77 169L76 172H74V171H73V172H74L75 174L78 172L77 175H79L84 181H83L82 179H79V181L82 180L83 183H82V184H77V182H79V181L76 180V179H74V180L72 179V180L74 181L73 184L76 183L77 185H73V184H72L73 186L71 187V189H70V188H68V189L65 188V189H66V190H65L66 192H70V190H71V194H70V195H72V196H71L70 198H66V197L68 196V195L65 196V195L67 194V193H66V194H64L65 197H62V198H63V199H62V198H61V194H59L62 190H61V189H60V191L58 190V186H59V187H62V186H61V184L57 183V182H58V180H57V182H56V181H55V182L57 183V185H58V184H59V185L57 186V188H54L55 185L53 184V188H54L55 190H58L59 192L56 191V193H55V191H53V194H52V191H50V190H53V189L51 188V189H49V191L46 190V191L49 192V193L51 192V193H50V194H51V198H50V195H49V194H48L47 196H45V197L48 199V201H50L49 199H51L52 201H54L53 203H56V205L59 203V206H58V207H60V205H61L60 202H61L62 205H63V202H64V201L67 202L68 205L73 204L76 208H78L77 211H78L80 214L83 213V212H85V215H86V214H88V213H87L88 211L86 212V210H91V209H88L87 206H86V204H87V200H86V199H87V198H89V199L92 198L91 196H89V197L86 196V194H87V195H88V194L90 195L91 193L93 194V192L95 191L94 193H95V197H96V198H95V199H96V202L99 203V205H100V203L103 204V205H101V206H104L105 202H106V204H108V203L111 201V199H115V202H117V201L120 200V199L122 200L123 198H120V197H123V196L126 197V199L124 200V201H126V200H127V197L129 196L130 191L132 190V188L129 187V186H132V187L134 186L135 188L133 187V189H135V191H136V188H139V184H141V182L143 181V180H142V177L145 178L146 176L150 175V174L147 175L148 171H149L150 173H151V171H153V170H148L149 167H148L147 169H144V168H143L144 170L141 169V171L143 170L142 172H144V174H146V176H145V175H144V176H141V179H140L141 181L139 182V180H138L137 183H134L133 179H130L131 177L129 178L130 174H128V177H125L124 179L121 178L122 181L125 182V183H123V184H124V185H123V184L121 183L122 181H119V180H118V178L120 179V176H122V175H123V177L125 176V175L123 174V173H125L124 168H123V165H125L126 168L128 167V169L130 168V167H129V163H133V164L136 163V164H138V165H141L143 162H145L144 165H147L146 161H147V162L150 161V160H148V159H150V158H148L147 160H146V158H147V157H152V155H154V158H153L154 160H153V162H156V163L158 164V163H159V160H160V161H161L160 164H163L162 161L165 160V159L167 158V156H170V157H168V158L166 159V161H167V160L170 161V162L172 161L171 163H173V164H175V162H176V165H173V164H172V165L174 166V167H173V171H172V169H171V168H172V165H171L169 162H164L163 168H165V167L168 165V163H169V164L171 165V166H170V169H171L172 172H176V173L178 172L177 174L180 175V176L182 175V177L185 176V177L183 178V180H184V179H185V180L187 179V180H186L187 182L185 183V185H184L183 187H182V184H184V183H181V182H180L181 180H180V181H177V179H178V175H176L177 179H176L175 181L173 180V182H177V183L180 182V183H181V187H178V186L180 185V184L178 183L179 185L177 186V191H176V189H175V191L177 192V195H175V194L172 195V196H173V197H172L173 199H174V196L177 198V199H174V200H175V202H178V203L172 202L173 205L170 204V201L172 200V198L170 199L169 197L166 196V193H163V192H167V191L169 190V188H170V190L174 189V188L172 187V185H170V186L172 187V189H171V187H169V188L166 189V187H168V185L170 184V182H169V183H166L165 181H162V182H164V183H166V184L161 183V182L158 184V185H159V186H158L159 188H160V185H162V186L167 185V186L165 187V189H166L167 191H163V190H162V192L160 191V194L162 193V195L157 194L158 192H157L156 194H155V192L153 193V191H159V190H161V189L158 188V190H157V189L154 188V190L152 191V188H150V187H149V184H148V183L152 184L151 182H148V183H147V185H148V187H147V186H146V181H144L145 184H143V182H142L143 185H142V186L140 185V187L145 188V186H146V188H150L151 190H150V189H147V191H150V192L152 191V192H151V195L153 196L154 201L156 200V198H157L158 196H159L158 199H159L160 201H161V200H164V199H165V198H164L165 196H166V198H169V199H170V200L168 199V201L165 200V202H166L165 204H166V205L168 204V205H167L168 207H167L166 205H164V206H165V207H164V206H163L164 203H161L159 200H158V201H159V203H161V204H160L161 206L158 205V204H159L158 202H156V203H157L156 205H157L158 209H160L159 206H160V207L163 206V207H162V208H163V212L165 211V208H166V209L168 208L170 211L173 212V213L170 212L173 216H172L171 214H166V215L164 214L165 216H169V215H171L172 218H175V219H173L174 222H170V223H171L170 227L172 228V230H174L175 227H176V229H177V228L179 229V227H180V228H182L181 231H182V232L184 231V233L181 232V234H179L180 237H181V235L184 237V238H183V237L180 238V240H181V239H182V240H181L179 246L184 245L183 243H185L186 238H188L187 236H189V238H190L191 240H186V242L189 243V241H192V240H193L192 242H193L194 244H198V243H199V245H196V246H198V247H197V248H198V251L195 252V253H197V254L200 253V255H201V256H199L198 259H196V258L194 259V258H193V257H195V254H192V253H194V251H196L195 249H188V248H187V249H184L185 246L188 247V245H187L188 243H186V245L183 247V250H184L185 253H187L189 250H190V252H191V253L188 252L187 255L185 254V255L188 257V259L191 258V256H192V258H193L195 261H196V260L200 261L199 259H200V258H203V257H202V254H201V252H202V248H201V246H202V244H203V243H202V242H203L202 239H205V238H206V239H205L206 241L204 240V242H207V241H208V243H204V244H206V246H207L208 248H209V246H208L209 241L212 240V243L216 242V246L219 245V250L217 249V248H218V247H217L216 249H217L218 254H217V252H216V254L214 253L215 256L213 257V255H212V259H211L210 262H209V257H208V259H205V258L203 259V263H204V260H206L209 264H226V262L229 263V264H264V258H261V257H260V258L262 259V260H261L260 258H258V257L255 256V255H254V256H255L256 258H255L254 256H252V254H250L251 252H248V251H249V250H248L249 247H248L247 245H243V244H245V243L242 244V242H244L245 240L241 242V235H243L245 232H246V236L243 235V238H244V237H247L248 239H249V238H255L254 235H255V234L257 235L258 233L254 232V230H255L257 227H259V229H260V230L258 229V230H259V235L261 234V233H260L261 229L264 230V214L258 213L257 215L260 214L259 217L256 218V216H257V215H256L255 218H254V217H253L254 215L252 216V214H251V216H249V215H247V214H249V213H246V212H245L247 216H249V217H253V218H250V219H248V221H247V219H246L247 216H243V218L241 217V219L243 220L244 217H245L246 222H243V223L241 222V223H240L241 220H238V224H236V223H237V220H236L237 216H234V214L236 215V210H235V211L233 210L234 212H233L232 210H229L230 208H229V206L226 205L225 198H224V196L227 195V194L229 193V191H232V193H235L236 190H237V191L239 190L238 193H239V192H242V193H243V194H242V193H239V194H240V197H242V196H241V194H242V195H244L242 198L245 199V197H246V199H248V201L251 202V203H249V206H250V205H252V206L254 205L253 208L255 209V211L258 209V210H260V212H261V211L264 212V131H261V129L264 128V125H262V128L260 129L261 126L259 125V122H258V121H259L258 118L262 117V116H259L258 114L264 115V113H262V112H261V113H260V112H256L255 107H257V106L254 107V105H253V107L251 106V107H252V111H251V108H248V107H249ZM257 103H258V102H257ZM257 103H252V104L260 105V103H258V104H257ZM71 104H72V103H71ZM118 104H119V103H118ZM118 104H117V105H118ZM120 104L118 105V107L120 106ZM125 104L128 105L127 102H126ZM125 104H124V107H125ZM133 104H134V103H133ZM148 104H147V105H148ZM151 104H152V105H155L154 102L151 103ZM151 104H150V105H151ZM191 104H193V103H191ZM221 104H223V103H221ZM249 104H250V103H249ZM12 105H13V106H12ZM62 105H64V103H63ZM73 105H75V103H74ZM76 105H77V104H76ZM81 105H82V104H81ZM94 105H96V103L93 104L92 106H94ZM122 105H123V103H122ZM122 105H121V106H122ZM143 105H144V104H142V106H141V105H140V106L143 107ZM179 105H180V104H179ZM214 105H215V104H214ZM250 105H251V104H250ZM0 106H1V104H0ZM3 106H1V107H3ZM5 106L7 107V105H5ZM5 106H4V107H5ZM37 106H38V105H37ZM67 106H68V105H67ZM145 106H146V105H145ZM145 106H144V107H145ZM189 106H190V105H189ZM197 106H198V105H197ZM219 106L222 107L223 109L220 108ZM237 106H238V105H237ZM262 106H264V105H262ZM262 106H261V107H262ZM1 107H0V110L3 109V110L1 111V112H3V114H1V112H0V114H1V115H0V118L2 117V119H0V121H2L3 119H5V120H3L4 123H6V124H10V126H11V122L8 121V119L11 120V117H13V116L16 115V110H17V109H15V107H14V108H10V107L8 106V107H7L8 109L10 108V109H13V110H11V111H13V112L15 111V113H13V112H10V109L8 110V109L6 108L7 110H5L4 107H3L2 109H1ZM17 107H18V106H17ZM19 107H20V106H19ZM64 107H65V106H64ZM77 107H78V105H77ZM81 107H84V106H81ZM90 107H91V106H90ZM112 107H113V108H112ZM152 107H153V106H152ZM183 107H184V105H183ZM211 107H213V105H212ZM211 107H210V108H211ZM24 108H25V107H24ZM26 108H27V107H26ZM36 108H37V107H36ZM39 108H40V107H39ZM42 108H43V107H42ZM65 108H66V107H65ZM190 108H191V107H190ZM226 108H227V107H225V109H226ZM253 108L255 109L254 111H255L257 114L253 111ZM14 109H15V110H14ZM44 109H45V108H44ZM44 109H43V110H44ZM47 109H48V108H47ZM47 109H46V110H47ZM68 109H69V108H68ZM74 109H76V108H74ZM74 109H73V110H74ZM88 109H89V108H88ZM93 109H95V108L92 107V110H93ZM117 109H120V108H117ZM122 109H123V108H122ZM140 109H141V111H140V110H139V111L142 113V109H143V108H140ZM4 110H5V111H4ZM24 110H25V109H24ZM29 110H30V109H29ZM46 110H45V112H48V111H46ZM52 110H53V109H52ZM59 110H60V109H59ZM81 110H82V111H81ZM83 110H84V111H83ZM120 110H121V109H120ZM125 110H127V109H125ZM131 110H132V109H130L129 112H130ZM195 110H196V109H195ZM213 110H214V109H213ZM257 110H258V108H257ZM8 111H9V112H8ZM18 111H20V110H18ZM18 111H17V113H18ZM35 111H36V110H35ZM55 111H56V110H55ZM55 111H54V112H55ZM65 111L67 112V110H65ZM74 111H75V110H74ZM93 111H94V110H93ZM107 111H108V112H107ZM117 111H118V110H116V113H117ZM165 111H166L167 113H166ZM190 111H191V112H190ZM217 111H218V110H217ZM259 111H262V110L260 109ZM4 112H5V113H4ZM26 112H27V111H26ZM43 112H44V111H43ZM43 112H42V113H43ZM68 112H69V111H68ZM100 112H101V113H100ZM106 112H107V113H106ZM123 112H124V110H123ZM129 112H127V114H128L129 116H131V114L133 115V114L135 113V112L133 113V111H131L132 113L130 112V114H129ZM156 112H157V113H156ZM172 112H174V111H172ZM213 112H214V111H213ZM223 112H224V113H223ZM251 112H254V113L257 115L256 118H255V114L252 115ZM7 113H10V115L7 114ZM73 113H74V112H73ZM86 113H87V112H86ZM88 113H87V114H88ZM137 113L139 114V112H137ZM141 113H140V114H141ZM144 113H145V112H144ZM152 113H153V110H152ZM163 113H164V114H171V115H173V116L167 115V117H166V116H163ZM204 113H205V112H204ZM225 113H226L227 115H226ZM6 114H7V116H9L10 118L6 117ZM13 114H15V115H13ZM21 114H23V113L20 112V115H21ZM46 114H47V113H46ZM56 114H57V113H56ZM61 114H62V113H61ZM61 114H60V115H61ZM66 114H68V113H66ZM70 114H71V113H70ZM75 114L78 115L77 110H76V113H74L73 115H75ZM87 114H86V115H87ZM100 114H101V115H100ZM110 114H111V113H110ZM110 114H109V116H110ZM117 114H118V113H117ZM117 114H116V115H117ZM127 114H126V115H127ZM140 114H139V115H140ZM221 114H220V115H221ZM228 114H229V115H228ZM12 115H13V116H12ZM30 115H31V114H30ZM50 115H51V114H50ZM58 115H59V114H58ZM68 115H69V114H68ZM107 115H108V114H107ZM111 115H112V114H111ZM128 115H127V116H128ZM136 115H137V114H136ZM248 115L251 116V119H253V118L257 119L258 121H257V120H256V121H257L258 123L256 122L257 124H254L255 121H253V120H255V119H253L252 121H251V119L249 120L250 117H248ZM24 116H26V115L23 114V117H24ZM38 116H39V115H38ZM87 116H88V115H87ZM119 116H120V115H119ZM133 116H134V115H133ZM201 116H202V115H201ZM213 116H214V115H213ZM252 116H254V117L252 118ZM3 117H4V118H3ZM15 117H16V116H15ZM15 117H14V118H15ZM20 117L22 118L21 120L23 121V117H22V116H20ZM20 117H19V119H20ZM41 117H42V116H41ZM45 117H46V116H45ZM65 117H67V116H65ZM113 117H114V115L112 116V119H113ZM117 117H118V116H117ZM117 117H115V119H116ZM137 117H138V116H137ZM142 117H143V116H142ZM142 117L139 116V119H142ZM243 117H244V118H247L249 121H248L247 119H244ZM257 117H258V118H257ZM24 118H25V121H24V122L27 121L26 124L29 126V123H30L29 121L31 120V118H28V117H27V118L29 119V121L26 120V119H27L26 117H24ZM39 118H40V117H39ZM52 118H53V120H55V115H54ZM52 118H51V121H50L51 123H48V124H50L51 126H52V123L55 124V121L58 122L57 118L59 119V121L61 120V118H59V116H58V117H56V120L53 122V121H52ZM87 118H88V119H87ZM102 118H103V119H102ZM135 118H136V117H135ZM157 118L159 119V120H158L159 122H156V119H157ZM211 118H212V116H211ZM241 118H242V121H243V119L246 120V122H245V121H243V122H245V123H251V124H248V125L245 124V126H249V125H250V126H249V127H250V130H248L249 127H245V126L243 125L244 123L242 124V122L240 121ZM16 119H17V117H16ZM16 119H15V120H16ZM74 119H76V118H74ZM95 119H96V120H95ZM109 119H110V118H109ZM127 119H128V117H127ZM129 119H130V122H131V121L134 120V117H133V119H132V118H129ZM131 119H132V120H131ZM213 119H214V118H213ZM216 119H215V120H216ZM13 120H14V119H12V121H13ZM15 120H14V121H15ZM34 120H35V119H34ZM39 120H40V119H39ZM62 120H63V119H62ZM86 120H88L87 123H86ZM91 120H93L94 123H93V121H91ZM110 120H111V119H110ZM136 120H137V119H136ZM195 120H196V121H195ZM207 120H208V119H207ZM215 120H214V121H215ZM224 120H223V121H224ZM260 120H262V121L260 122V123L262 124V122H264V117L260 118ZM3 121L0 122V124H4ZM6 121H8V122H10V123H7ZM16 121L18 122V120H16ZM16 121H15V122H16ZM22 121H21V122H22ZM36 121H37V120H36ZM113 121H115V120H113ZM137 121H138V120H137ZM137 121H136V122H137ZM148 121H151V122H153L154 124L152 123V125H151V124L148 123ZM236 121H237V124L235 123ZM239 121H240V122H239ZM15 122H13V123L15 124ZM24 122H22V123L24 124ZM28 122H29V123H28ZM39 122H40V121H39ZM46 122H47V120H46ZM57 122H56V123H57ZM75 122H76V121H75ZM110 122H111V121H110ZM126 122H127V121H126ZM195 122H196V123H195ZM208 122H209V121H208ZM211 122H212V121H211ZM13 123H12V125H14ZM33 123H34V122H33ZM59 123L61 124L62 122H59ZM68 123H69V122H68ZM73 123H74V122H73ZM107 123H108V122H107ZM124 123H125V122H124ZM128 123H129V122H128ZM206 123H207V121H206ZM209 123H210V122H209ZM238 123H241L243 126H242V125H238ZM31 124H32V123H31ZM75 124H76V123H75ZM132 124H133V123H131V124H129V125H131L132 130H135V129H133ZM137 124H138V123H137ZM213 124H214V123H213ZM213 124H212V125H213ZM220 124H219V126H220ZM252 124H253V126L256 125V127H255L256 129L252 126ZM15 125H18V124L16 123ZM15 125H14V126H15ZM68 125H69V124H68ZM72 125H73V124H72ZM207 125H208V123H207ZM207 125H205V127H206V128H209L210 126L207 127ZM227 125H226V126H227ZM257 125H259L260 127L257 126ZM2 126H3V125H0V128H1ZM24 126L27 127L26 125H24ZM36 126H37V124H36ZM53 126H55V125H53ZM56 126H60V125L58 124V125H56ZM69 126H70V125H69ZM76 126H77V125H76ZM97 126H96V127H97ZM103 126H104V125H103ZM127 126H128V125H127ZM136 126H137V125H136ZM241 126L244 127V128H242ZM3 127H4V126H3ZM11 127H12V126H11ZM17 127H19V126H16V129H17ZM25 127H24V128H25ZM34 127H35V124H34ZM84 127H83V128H84ZM128 127H129V126H128ZM131 127H130V128H131ZM211 127H212V129H213V126H211ZM9 128H10V127H9ZM12 128H13V127H12ZM20 128H21V127H19L18 130H19ZM44 128H45V127H44ZM71 128H74V127H71ZM76 128H77V127H76ZM114 128H115V127H114ZM126 128H127V127L125 126V128H123V129L126 130ZM206 128H205V129H206ZM241 128H242V129H241ZM246 128H247V129H246ZM251 128H252V130H253L254 133L257 131L258 135H259V133H260V131H261V133H260L261 135H259V137H258V135H256V136H255L256 138L254 137V134H252V133L249 135V132L252 131ZM1 129H2V128H1ZM6 129H8V126H7ZM6 129H5V131H6ZM26 129H27V128H26ZM61 129H63V128H61ZM79 129H80V128H79ZM115 129H116V128H115ZM209 129H210V128H209ZM243 129H244V130L246 129V130L248 131L247 136H248V135H249V136L252 135V137H254V139L251 138V137H245V135H246V134H245V131H244V132H241V131H243ZM259 129H260V131H259ZM2 130H3V129H2ZM9 130H10V129H9ZM9 130H8V131H9ZM21 130H22V129H20V131H21ZM27 130H30V128H28ZM35 130H37V129H35ZM58 130H59V129H58ZM66 130H67V129H66ZM70 130H71V129H70ZM111 130L113 131L114 129L112 128ZM116 130H118V129H116ZM262 130H264V129H262ZM13 131H14V129H13ZM16 131H17V130H16ZM32 131H33V130H32ZM32 131H31V132H32ZM59 131H60V130H59ZM71 131H72V130H71ZM90 131H91V130H90ZM121 131H122V130H121ZM127 131H128V128H127ZM127 131H126V132H127ZM139 131H138V132H139ZM207 131H209V133H210V130H207ZM217 131H220V130H217ZM258 131H259V132H258ZM25 132H26V131L24 130L23 133L20 132V133H19L20 135H19V134H18V135H19V136H22L21 134H24ZM28 132H29V131H27L26 133H28ZM31 132H30L29 134H31ZM55 132H56V131H55ZM62 132H63V131H62ZM82 132H83V131L81 130V133H82ZM113 132L116 133L117 131H116V132L113 131ZM130 132L133 133V131H130ZM222 132H220V134H222ZM238 132L241 133V134L239 133V134L241 135V137L243 136V138H245V139H246V138L251 139V140L249 141V143L247 142V139H246V140H245V139H241V137L239 136V134H237ZM8 133H9V132H8ZM15 133L17 134V132H15ZM15 133H13V135H14ZM26 133H25V134H26ZM36 133H37V132H36ZM46 133H47V132H44V134H46ZM57 133H58V132H57ZM72 133H73V132H72ZM110 133H111V132H110ZM136 133H137V132H136ZM243 133H244V134H243ZM10 134H12V133H10ZM40 134H41V133H40ZM64 134H65V133H64ZM64 134H63V135H64ZM96 134H97V136H96ZM120 134H121V133H119V135H120ZM126 134H128V133H126ZM233 134H234L235 136L238 135V137H239L240 139H237V140H236ZM255 134H256V133H255ZM18 135H16V136H17V138H16L17 141H19V140H20V142L23 141V136H22V138L20 137L21 139H19V138H18ZM59 135H60V134H59ZM85 135H86V136H85ZM119 135H117V136H119ZM137 135H139V134H137ZM137 135L135 134V136H137ZM206 135H208V133L204 130V134H202V136H206ZM1 136H4V134H2ZM1 136H0V137H1ZM9 136H10V135H9ZM16 136H14V137H16ZM26 136H27V137H26ZM26 136L24 135V140H25L26 138H27V140H28L29 138L31 139V137H33L32 134H31V137H29L28 134H27ZM36 136H39V135H36ZM40 136H41V135H40ZM47 136H48V135H47ZM73 136H74V135H73ZM75 136H76V135H75ZM84 136H85V137H84ZM94 136H96V137H94ZM126 136H127V135H126ZM220 136H221V137H220ZM48 137H49V136H48ZM50 137H49V138H50ZM113 137L115 138V136H113ZM156 137H157V138H156ZM94 138H95V139L98 138V139H96V141H95ZM117 138H119V137H117ZM117 138H116V139H117ZM126 138H128V136H127ZM159 138H160V139H159ZM185 138H186L187 140H190L192 144H193V141H194V142H198V143H195V144H197L196 146H199L202 142H205V143H206V147H205V144H204V143H202L204 146L201 144V147H200V146H199V147H193V146H191V147H193V148H197L196 150L194 149L195 151L193 150V151H194V152H192V153L194 154V155H193L192 153H189V152H191V150H192L193 148L190 149V151H189L188 149L191 148V147H189V148L186 147V145L190 143L189 141L186 140L185 143H183V142L181 141V142H179L178 144H175V143L178 142V141H175V140H182V139H185ZM225 138H226V140H228V138H229L230 143H233V144H231V146H229V147H226V145H223L224 142L226 141ZM1 139H2V137H1ZM12 139H14V142H16V139H15V138H12ZM18 139H19V140H18ZM45 139H47V137H46V138L44 137V141H46ZM75 139H76V138H75ZM75 139H74V140H75ZM138 139L140 140V138H138ZM138 139H137V140H138ZM155 139H154V142H155ZM161 139H162V140H161ZM252 139H253V140H252ZM255 139L257 140V142H256ZM31 140L33 141L34 139H31ZM31 140H30V143H29V144H31L32 146H31V147H29L30 145L28 146V147L30 148V149L28 148V152L23 151V155H24V152H25L26 157L24 158L23 155H20V154H19V155H20L19 157L22 156L25 160H24L22 157L19 158V160L21 159L20 161H19V160L17 161V160H15V159L11 158V159H10V164L7 165V166L10 165V169H8L9 167L6 169L7 166L5 167V169L3 168V166H2V167L0 166V168H1L2 170L4 169V171H6V170H7V171L9 170L10 172L13 171L14 174H15V177H16L15 180H18L17 178H18V177L20 178L19 175H21V174L23 173V174L21 175V176H22L21 180H22V179H24V180L26 179L27 183H30V182H31V181H30V180H31V175H29V174H31L32 172H31V168H30V167H34L35 169L38 167V168L36 169V171H37V170H39V171H40V170L44 171L45 173L42 172L41 174L44 173V176H45V174H46V181H47V176H51V175H53V176H54V175H55V176L57 175V176H58V172H60V173L62 172L61 174H59V176H58L57 179H60V175L63 174L64 176H62V177H63V178L65 177V178H64V179H60V180H63L64 183H65V186H63V187H68L69 185L67 186L66 183H69V179H70L69 177H70V175H69V173H65V174H64V172H63L64 169L66 170V169H68V168L65 167V166H64V168H63V167L61 168V165H62V164H61V165L59 164V166H57V167H59V169H61V171L54 172L53 169L55 168V171H56V165H55V163H54V159L52 158V156H51L50 152L48 151V149L46 148V150L49 152L48 154H50V155H47V154H46V152H45V148H43V145H44V144H43V145H42V143L39 144V147L36 149V147L34 148V147H33V144H32L34 141L31 142ZM38 140H40V139L38 138ZM38 140H37V141H38ZM42 140H43V139H42ZM83 140H85V139H83ZM86 140H87V139H86ZM102 140H104V141H105V140H108V141L110 142V144H104L106 141L102 143ZM112 140H113V139H112ZM127 140H125V141L128 142ZM167 140H168V141H170V140L173 141V140H174V141H173V144H171L172 141H170L171 143H169ZM221 140H222L223 142H222ZM224 140H225V141H224ZM231 140H233V142H232ZM63 141H64V140H63ZM89 141L91 142V139H89ZM93 141H95V142H94L95 144L93 143ZM98 141H99V143H98ZM159 141H160V142L162 141V142H161L160 144H157V142L159 143ZM164 141H165V142H164ZM166 141H167L168 143H166ZM219 141H220V142H219ZM10 142H11V141H10ZM12 142H13V141H12ZM20 142H19V143H20ZM23 142H25V141H23ZM28 142H29V141H27V145H28ZM42 142H43V141H42ZM46 142H47V141H46ZM46 142H45V144H46ZM48 142H47V143H48ZM58 142H59V141H58ZM73 142H74V141H72V143H69V145H70V144L73 145ZM144 142H146V141H144ZM150 142H151V144H149ZM163 142H164V144H162ZM188 142H189V143H188ZM199 142H201V143H199ZM207 142H208V143H207ZM242 142L244 143L243 145H245V146H249V148H250V144H251V147H252V144L254 145L255 143H258V145L260 144V146H258L257 144H255V145L258 146V149H259L260 147H261V148H260V150H258L256 147H254V148L257 149V151H255V154L246 155V154H245L246 152L244 151V148H245V147H244L243 145H241ZM34 143H35V142H34ZM122 143H123V144H122ZM131 143H132V144H131ZM182 143H183V149H182V147H181ZM191 143L189 144V146L191 145ZM221 143H222V144H221ZM228 143H229V142H228ZM230 143L227 144V143L225 142V144H227V146L230 145ZM15 144H16V143H15ZM87 144H89V146H88ZM130 144H131V145H130ZM154 144H155L156 146H157V145H160V146H161V144H162L163 146H164L165 144H169V146H170V145L173 146V149H175V148H177V147L180 146L181 149H180V147H179V149H178V148H177V149H178L179 151H180V150H182V151L184 150L185 152H186V148H188L187 150H188L189 152L187 151L186 154L191 155V156L193 155V156L190 158L191 160L189 159V160H190V164H189V161H188V160H186L187 162H186V161L184 162L187 166H190V167L188 168V170H187V166H185L186 169L184 168V169H185V171H184V170H183V167H184L183 165H184V164L181 165L180 163H177V158H175V156H172V155H174L173 152L176 151L177 149H176V150H171V151H173L172 153H171V151H170V153H167V152H169L170 149H172L171 146H170V148L168 147L169 150H168V148L165 146V148L167 149V150H166V149H165V150H166L167 152H166L165 150H162V151L164 152V154L162 153V151H160V152H161V156H162V154H163V156H164L165 154H166L167 156H166V157L164 156V159H163V156H162V157H161L162 159H159L158 161H156V160H157V159H156L157 157H156V155L154 154V152H156ZM174 144H175V146H177V147H175ZM184 144H186V145L184 146ZM1 145H2V144H1ZM67 145H68V144H67ZM75 145H73V146L75 147L74 149H77V147H76ZM85 145H87V146L85 147ZM232 145H233V147H232ZM9 146H10V145L8 144V147H9ZM34 146H35V144H34ZM47 146H48V145H47ZM47 146H46V147H47ZM49 146H50V144H49ZM49 146H48V148H50ZM163 146H162V147H163ZM187 146H188V145H187ZM194 146H195V145H194ZM14 147H15V146H14ZM17 147H19V146H17ZM21 147H22V145L20 144V150L22 149ZM23 147H24V146H23ZM68 147H69V146H68ZM84 147H85V148H84ZM157 147H158V146H157ZM157 147H156V149H157ZM162 147H161V148L158 147V148L163 149ZM24 148H25V147H24ZM24 148H23V149H24ZM65 148H66V147H65ZM86 148H87V149H86ZM142 148H143V147H142ZM246 148H247V147H246ZM16 149H17V148H16ZM23 149H22V150H23ZM63 149H64V148H63ZM85 149H86V151H85ZM160 149H157V150H160ZM252 149H253V148H252ZM24 150H27V149H24ZM178 150H177V151H178ZM246 150H247V149H246ZM248 150H250V149H248ZM52 151H51V152H52ZM61 151H60V152H61ZM11 152H12V153H13V152L15 153V151L10 150V152H7L8 155H10ZM19 152H20V151H19ZM70 152H72V153H70ZM149 152H150L151 154H150ZM160 152L158 151V152H156V154L159 155ZM185 152H184V153H185ZM251 152H252V151H251ZM253 152H254V151H253ZM2 153H3V152H2ZM2 153H0V154H2ZM7 153H6V154H7ZM12 153H11V154H12ZM14 153H13V154H14ZM20 153H21V152H20ZM27 153H29L28 156H27ZM139 153H140V154H139ZM147 153L150 154V156H148ZM175 153H176V152H175ZM178 153H180V152H178ZM181 153L183 154V152H181ZM181 153H180V155H182ZM248 153H249V152H248ZM6 154H2L1 157H3V155H6ZM15 154H16V153H15ZM21 154H22V153H21ZM69 154H71V155H69ZM170 154H171V155H170ZM186 154H185V155H186ZM66 155H69V156H66ZM139 155H140V156H139ZM146 155H147V157H146ZM175 155H178V154H175ZM188 155H187V156H184V155H183V157H185V158H186V157H190V156H188ZM252 155H253V156H252ZM47 156H49V158H50V156H51V159H53V160H50L49 158H47ZM133 156H135V157H133ZM138 156H139L140 158H138ZM171 156H172V157H171ZM6 157H7V156H6ZM10 157H11V156H10ZM10 157H7V158H10ZM14 157H15V158L18 157V153H17L16 156L14 155ZM60 157H61L62 159H61ZM65 157H66L67 161H66ZM128 157H132V158H134V160L137 158V160L134 161V160L131 158V159H132V160H131L132 162H131L130 159H129ZM158 157H159V156H158ZM173 157H174L175 159H174ZM176 157H177V156H176ZM181 157H182V156H181ZM183 157H182L181 159H184ZM7 158H5V160H7ZM172 158H173L174 160H176V161L173 162L174 160H170V159H172ZM179 158H180V156H179ZM2 159L4 160V157H3ZM2 159H1V160H2ZM17 159H18V158H17ZM26 159H28V160L30 159V160L28 161V163H27ZM73 159H71V160H73ZM151 159H152V158H151ZM155 159H156V160H155ZM181 159H180V160H181ZM1 160H0V161H1ZM62 160H64L65 162H62ZM71 160H70V161H71ZM21 161H24V163L22 162L23 165H19L18 162H20V164H21ZM25 161H26V162H25ZM133 161H134V162H133ZM140 161H141V163H140ZM182 161H183V160H182ZM182 161H180V162H182ZM29 162H30V163H29ZM57 162H58V163H57ZM73 162H74V163H73ZM0 163H1V164L4 163V164L6 165V162H3V161H2V162H0ZM70 163H71V164H70ZM151 163H152V161H151L150 163L148 162L149 165H150ZM156 163H153V164H155V165H153V166L156 167ZM165 163H166V165H165ZM187 163H188V164H187ZM1 164H0V165H1ZM73 164H74V165H73ZM136 164H135V165H136ZM178 164H179V166H180L179 169L182 168V171H181V172H180V170L178 169V167H179ZM5 165H4V166H5ZM53 165H55L54 168H53ZM131 165H132V164H131ZM35 166H37V167H35ZM62 166H63V165H62ZM136 166H137V165H136ZM158 166H159V165H158ZM158 166H157V167H158ZM161 166H162V165H161ZM161 166H160V167H161ZM176 166H178L177 169H178L179 171L176 169ZM182 166H183V167H182ZM21 167H23L24 169H21ZM141 167H143V166L141 165ZM141 167H139V168H141ZM146 167H147V166H145V168H146ZM155 167H152V168H151V165H150V168H151V169H153V168H155ZM29 168H30V169H29ZM34 168H33L32 171L35 170ZM52 168H53V169H52ZM133 168H135V166H133ZM43 169H44V170H43ZM136 169H137V168H136ZM156 169H157V168H156ZM156 169H154L155 171H153V172H155L154 174H156V173H160V172H161V170H159V168H158L157 170H159L160 172H158ZM160 169H161V168H160ZM165 169L169 171V169H167V168H165ZM2 170H0V171H2ZM29 170H30V173L28 172ZM45 170H46V171H45ZM133 170H134V169H133ZM145 170H146L147 173H145ZM147 170H148V171H147ZM174 170H175V171H174ZM4 171H3V173H4ZM137 171H138V170H137ZM139 171H140V170H139ZM141 171H140V173H141ZM156 171H157V172H156ZM171 171H170V173H172ZM183 171H184V173H183ZM20 172H21V174H20ZM27 172L29 173L28 175H27ZM40 172H41V171H40ZM53 172H54L55 174H53ZM65 172H66V171H65ZM127 172H128V171H127ZM127 172H126V173H127ZM153 172H152V175H153ZM164 172H165V171H164ZM164 172H163V173H164ZM6 173H7V172H6ZM24 173H26V174H24ZM36 173H37V175H38V172H36ZM70 173H71V172H70ZM74 173H73V174H74ZM126 173H125V174H126ZM132 173H135V172H132ZM163 173H160V174H159V175L162 174V180H163V179H166V177H168V178L170 177V176H169V174H170L169 172H167L168 176H167L166 173H165L166 175H163ZM179 173H180V174H179ZM185 173H186V174H185ZM8 174H9V173H8ZM66 174L69 175V176H67V177H68V180L66 179V178H67V177H66ZM141 174H142V173H141ZM2 175H3V174H2ZM5 175H6V174H5ZM12 175H13V174H12ZM25 175H26V178H23ZM37 175H36V176H33V180H37V181L35 182V184H34V185L37 187V189H39V190L42 189V191H44V190H43V186H42V185H43V182H45V185H47V184L50 182V186H51V184H52L51 180H52L53 178H52V179H49V181H48V183H47V182L45 181V179H44V181H42V179H43V178H42L43 175H40V177L42 176L41 179H40ZM71 175H72V174H71ZM77 175H75V176L77 177ZM133 175H134V174H133ZM136 175H137V174H136ZM136 175H135V177H136V179H137V176H136ZM171 175H172V176H175V175H173V173H172ZM183 175H184V176H183ZM13 176H14V175H13ZM13 176H12V179H11V180H13ZM53 176H52V177H53ZM75 176H74V177H75ZM79 176H78L77 178H80ZM126 176H127V175H126ZM154 176H155V175H154ZM154 176L151 177V178L153 179ZM165 176H166V177H165ZM180 176H179V177H180ZM1 177H2V176H1ZM9 177H11L10 174H9ZM15 177H14V178H15ZM37 177H38L39 180L37 179ZM62 177H61V178H62ZM74 177L72 176L71 178H74ZM139 177H140V175H139ZM139 177H138V178H139ZM148 177L150 178V176H148ZM159 177H161V176H159ZM159 177H158V178H159ZM163 177H165V178H163ZM176 177H175V178H176ZM182 177H181L180 179H182ZM186 177H187V178H186ZM2 178H3V177H2ZM55 178H56V177H55ZM132 178H133V177H132ZM151 178H150V179H151ZM156 178H157V177H156ZM156 178H155V181L157 180ZM168 178L166 179L167 181H168ZM171 178H173V177H171ZM259 178H261V179H259ZM5 179H6V178H4V179H2V180H5ZM9 179H10V178H9ZM145 179H146V178H145ZM145 179H144V180H145ZM2 180H1V181H2ZM21 180H18L17 182L19 183ZM53 180H54V179H53ZM147 180H148V179H147ZM185 180H184V182H185ZM65 181H66V182H65ZM67 181H68V182H67ZM76 181H77V182H76ZM136 181H137V180H136ZM136 181H135V182H136ZM158 181H159V180H158ZM160 181H161V179H160ZM3 182H4V181H3ZM3 182H1V185L5 186V189H6V187L8 188V185H7V186H6V184L4 185ZM22 182H23V183H22ZM24 182H25V181L22 180V181L20 182V183H22V184H18V183H16L15 186L12 185V187H15V188L10 189V191H13V194H14V195H15L16 192H19L21 195H22V194H26V193L24 192V190H25V189H29V188H27V187L25 188V185H24L25 183H24ZM153 182H154V181H153ZM156 182H157V181H156ZM2 183H3V184H2ZM14 183H15V182H14ZM41 183H42V184H41ZM46 183H47V184H46ZM60 183H61V182H60ZM62 183H63V182H62ZM79 183H80V182H79ZM111 183H113V184H111ZM30 184L32 185V183H30ZM30 184H29V185H30ZM69 184H70V183H69ZM135 184H136V185H135ZM153 184H154V183H153ZM153 184L151 185V187H152V186H157V185H153ZM155 184H156V183H155ZM175 184H176V183H175ZM31 185H30V186H31ZM62 185H63V184H62ZM125 185H129V186H127V188H126V187H124ZM137 185H138V186H137ZM26 186H27V185H26ZM30 186H28V187H30ZM41 186H42V188H41ZM50 186H49V187H50ZM70 186H71V185H70ZM70 186H69V187H70ZM162 186H161V188L163 189ZM174 186H176V185H174ZM218 186H221V187H218ZM44 187H46V186H44ZM47 187H48V186H47ZM51 187H52V186H51ZM55 187H56V186H55ZM63 187H62V189H63ZM122 187H124V188H122ZM1 188H2V186H1ZM30 188L33 189L32 187H30ZM40 188H41V189H40ZM175 188H176V187H175ZM231 188H232V189H231ZM5 189H4V190H5ZM45 189H46V188H45ZM234 189H236V190H234ZM34 190H35V188L33 189V192H35ZM195 190L197 191V193H198V192H199V193L201 192L202 194H203V193H206V200H205V202L207 201V202H206L207 205H205L206 203L203 201V198H202L203 195H201V193H200V195H199V193H198V195H197V194L195 193ZM233 190H234V191H233ZM0 191H1V190H0ZM5 191H8V190H5ZM25 191H26V190H25ZM63 191H64V190H63ZM63 191H62V192H63ZM65 191H64V192H65ZM138 191H140V190H138ZM138 191H137V193L135 192V193H136V196H134V197L138 200L137 203H140V205H137V206L140 207V208L137 209V210H140V209L143 208V211H146L147 213H149V216H150V217H152L153 219H155V218H154V217H156V213H155L156 211H154L155 208H153L152 210H150V212L153 211V214L150 213V212H148V211L146 210V208H147V209H150V208H149V207H146V206L144 205V203H146V202H144V203L141 202V201H143L144 196H143V194L138 193ZM142 191H143V193H145V192L147 193L146 189H145V192H144V190H142V188H141V192H142ZM30 192H31V191H30ZM37 192H38V191H37ZM37 192H36V193H37ZM132 192H133V191H132ZM132 192H131L130 194H132ZM150 192H148V194H146V195H149V197H151ZM169 192H170V191H169ZM172 192H173V191H172ZM1 193L4 194V195H1V196H3V197L6 196L5 193H4L3 191H1ZM1 193H0V194H1ZM6 193H7V192H6ZM9 193H10V192H9ZM9 193H8L7 195H9ZM38 193H39V192H38ZM54 193H55V194H54ZM96 193H97V194H96ZM135 193H134V194H135ZM174 193H175V192H174ZM232 193L230 192V197H231V194H232ZM238 193L236 192L235 194H232V195H236V196H234V197H235L234 199H236ZM17 194H18V193H17ZM28 194H29V193H28ZM41 194H42V193H41ZM57 194H58V195H57ZM68 194H69V193H68ZM92 194H91V195H92ZM126 194H127L128 196H127ZM153 194L156 196V198L154 197ZM163 194H164L165 196H163ZM171 194H172V193H171ZM171 194H169V195H171ZM239 194H238V195H239ZM29 195L31 196V193H30ZM39 195H40V194H39ZM39 195H38V196H39ZM45 195H46V194H45ZM53 195H54V198H56V199H57V198H61L63 202H62L60 199H58V200H59L58 202L56 201V199L53 200V199H54V198L52 197ZM55 195H56V196H60V197H56ZM62 195H63V194H62ZM132 195H133V194H132ZM169 195H168V196H169ZM197 196H198V197H197ZM199 196H201V198H202V199H199L201 203H199L198 200H197L198 198H200ZM3 197H1V198L3 199ZM31 197H32V196H31ZM43 197H44V195H43ZM48 197H49V198H48ZM116 197H119L120 199L117 198V201H116ZM131 197H132V196H130V199L132 200V198H134V197H132V198H131ZM160 197H162V198H164V199H160ZM225 197H227V196H225ZM16 198H17V196H16ZM22 198H23V197H22ZM39 198H40V200H39V202H40L42 198H41L40 196L37 197V199H39ZM52 198H53V199H52ZM135 198H134V199H135ZM153 198H151V199H153ZM2 199H1L0 201H2ZM4 199H5V197H4ZM6 199H7V197H6ZM19 199H21V198L19 197ZM19 199H18V200H19ZM33 199H34V198H33ZM43 199H44V198H43ZM43 199H42V201H43ZM65 199H67L68 201L65 200ZM72 199H73V200H72ZM89 199H88V201H89ZM93 199H94V197H93ZM95 199H94V200H95ZM130 199H129V200H130ZM151 199H150V200H151ZM232 199H233V197H232ZM239 199H240V198H239V196H238V200H234L235 202H233L232 204H234V203L237 204V202L239 201ZM246 199H245V202L247 203L246 205L248 206V201H247ZM8 200H9V199H8ZM21 200H22V199H21ZM23 200H24V199H23ZM35 200H36V197H35ZM70 200H71V201H70ZM94 200H93L92 204H94ZM108 200H109V202L107 203ZM121 200H120V201H121ZM144 200H146V199H144ZM174 200H173V201H174ZM176 200H178V201H176ZM201 200H202V201H201ZM12 201H13V197H12V199H11V202H12ZM15 201H17V200H15ZM15 201H14V202H15ZM30 201H31V200H30ZM42 201H41V202H42ZM52 201H51V202H52ZM55 201H56V202H55ZM73 201H74V202H73ZM82 201H83V202H82ZM84 201H86V203H84ZM91 201H92V199H91ZM91 201H89V204L91 203ZM124 201H123V200H122L121 202L118 201V203H116V204H119V205L116 206L115 209H114L115 204L113 203L114 206H112V205H113V204H112V205H111V206H112L111 208H113V209L115 210V212L111 209L113 212H110V215L108 214L109 216H107V217H105V218H104V216H103L104 214H103V215L101 214V217L103 216L104 219L101 218V219H102L101 221H99V222L96 223V224H93V223H92L93 225H91V226H89V223H87L89 227L87 226V227H85V228H84V225H85L84 223L89 222V221H92V219H93L94 217H92L91 214L95 215V213H96V211H97V210H95V206H96L95 204H94L95 206L93 207V208H94V209H93L94 211H90V212H93V213H89V216H91L92 219H89L88 221H86V220H87V219H86V220H85L86 222H84V223H83L82 220H81L80 223H77V222H76V221H78V220H77L78 218L80 219V217H79L80 214H79V216H77V211H76V214H75V212H73V214H67L66 211L69 210V208H67V210H63V208L61 209V207H60V209L63 210L62 212H65V213H64L65 215H66V214L68 215V216H67L68 218H66V219H67V224H72V222H70L71 220H69V219L71 218V217H69L70 215H76V218L78 217L77 219L74 218L75 216L72 217V218H74V220L76 219V220L73 221V222H74L77 226H76L74 223H73L74 225H73V224H72V225H73V227L75 226L74 228L78 227V228H76L77 230L73 228L74 230H76V231H78V232H82L83 236H82V234H80V233L78 234V232H77L76 234H78V236L81 235V236H82V239H83V237H85V238L82 240V239L80 238V236H79L80 240L83 242V241H86L85 239H87V242L92 241V242H94V244H95V242H96V243H102V240H100V239L105 238L106 236H107V238H108V236L111 235V233H112V237L114 236V235H113V234H114V231L111 230V227H113L114 225L116 226V224H118L119 221H121V219H120L121 214H119V212L121 213V211L123 212V210H126V208H124V207L126 206V204H129L128 202H131V205H132V203H133V200H132V201H128V202L126 201L127 203L124 202ZM135 201H136V200H135ZM139 201H140V202H139ZM227 201H228V200H227ZM242 201H243V199H242ZM2 202H4V201H2ZM2 202H0L1 205H2ZM19 202H20V201H19ZM19 202H18V203H19ZM41 202H40V203L37 202V203H38L39 206H41L42 208H43V206H44L43 210H42L40 207L38 208V204H37V206H36V205H33V206H34V207L36 206L39 210H42V211H39V212H42L41 215H40L39 212H38V213H39L40 216H43V211H44V209H45L46 206L43 205V204H41ZM123 202H124V203H123ZM149 202H150V201H149ZM162 202H164V201H162ZM168 202H169V203H168ZM202 202H203V203H202ZM239 202H240V201H239ZM21 203H22V202H21ZM31 203H32V201H31ZM31 203H30V205L28 206L27 211H29V214L33 216V213L31 214L30 212H31V211H35V212H36V210H33L34 207L31 206ZM34 203H35V202H34ZM42 203H43V202H42ZM49 203H50V202H49ZM49 203L47 204V202H46V205H49ZM76 203H79L80 205H79V204H76ZM83 203H84V204H83ZM111 203H112V201H111ZM121 203H122L123 205H125V206H122ZM125 203H126V204H125ZM150 203H151V205H152V200H151ZM174 203H175V204H174ZM204 203H205V204H204ZM252 203H255V204H252ZM8 204H10V206H9ZM8 204H7L6 201H5V204H3L4 206H3V205H2V206L5 208V205H8L9 207H7V208L11 209L10 207H12L13 204H12V205H11V203H8ZM40 204H41V205H40ZM50 204H51V206H52V203H50ZM89 204H88V205H89ZM201 204H203L202 207H201ZM228 204L230 205L231 203H229V201H228ZM240 204H241V203H240ZM242 204H243V203H242ZM242 204H241V205H242ZM42 205H43V206H42ZM56 205H53V206L56 207ZM77 205H78V206H77ZM99 205H98V207H100ZM131 205H128V206H130L131 208H133ZM170 205H171V206H170ZM241 205H240V206H241ZM2 206H0V207H2ZM24 206H25V204L23 205V207H24ZM53 206H52V208H51V211H52V212H54V209H55ZM66 206H67V205H66ZM89 206H90V205H89ZM109 206H110V203H109V205H108V209H107L106 206L102 207V208L106 211L105 213L108 212V210H109ZM120 206H122V207H120ZM135 206H136V205H135ZM143 206L146 207L145 210H144V207H143ZM244 206H245V205H244ZM244 206H243V207H244ZM252 206L249 207L248 209L252 208ZM3 207H2V209H4ZM36 207H35V208H36ZM48 207H49V206H48ZM67 207H68V206H67ZM69 207H70V206H69ZM130 207H129V211H131V208H130ZM169 207H170V208H169ZM203 207H205V208H203ZM206 207H207V208H206ZM232 207H233V205H232ZM241 207H242V206H241ZM7 208H5L6 211H7ZM53 208H54V209H53ZM71 208H72V207H71ZM73 208H74V207H73ZM89 208H92V206L89 207ZM122 208H123V209H122ZM127 208H128V207H127ZM136 208H137V207H136ZM208 208H209V209H208ZM2 209H0V211H1ZM15 209H16V207H15ZM19 209H20V207L18 208V211H19ZM74 209H75V208H74ZM98 209H99V208H98ZM100 209H101V208H100ZM100 209H99V210H100ZM201 209H202V210H201ZM205 209H207L210 213L212 212L211 214H213V216H214L213 219H211L212 217L209 218V219L211 220V222H214V223H211V222H210V223L208 224V227H210V230H209V228L206 229V227H207V226H206V225H207L206 223H205L206 225L204 224V226H206V227H204L203 229H201L202 226L200 225V223H202L200 220H203V216H205V215H207V214L204 213L205 215H204V214L201 215V214H199V213H200V211L202 212L203 210H204V212H206L207 210H205ZM233 209H234V207H233ZM24 210H25V209H24ZM47 210H48V209H47ZM127 210H128V209H127ZM127 210H126V211H127ZM169 210H167V211H169ZM190 210L193 211V212L196 211L194 214H195L196 217L198 216L197 219H196V217H195L194 214H193V216H194V218H195L196 220H195L194 218H192V216H191L192 213H189ZM252 210H253V209H251V211H252ZM11 211H12V210H11ZM13 211H14V209H13ZM18 211H17V212H18ZM21 211H22V216H23V215H24V213H23V208L20 210V212H21ZM37 211H38V210H37ZM69 211H71V213H72V209L69 210ZM73 211H74V210H73ZM100 211H102V210H100ZM126 211H125V212H126ZM129 211H128V213H129ZM132 211H133V210H132ZM132 211H131V212H132ZM143 211H141V210L138 211V212H142V215H141V216L138 215V213L135 214V212L133 213V216H132V217H133V220H135L134 222H136V227H137L138 232H139V233H138V235H139V240L141 241V245H142V246L139 247V244H137V243H139V241H138V236L135 237V236H136V234H135V233H136V232H135L136 230H135V228H134L135 231H134V230L132 231V223H131L132 221H130V223H131V224L129 223V224L131 225L130 227H126V226H128V225H126V226H124V225H118L119 227H118V228L116 227V229H118V230H117L118 232H116V233H118V235L115 233L116 235H115L114 237H117V239H119L120 241H123L124 239L121 240V236H124L123 238H125V241L128 240L129 242H130L132 239H133V240L136 239V241L134 240L135 243H134V241H132L133 244H130V243H124L125 245L128 244L127 246H125L124 244H123L124 246H123V245H120V243H118L117 245H115V244L117 243V239H116L115 241H113V240H114V237H113V239H111L112 237H110V238H108V239H110L111 241L116 242V243H115V244H112L114 247L111 245L112 248H109V247H111V246H108V247H107V250H105V252L108 251V255L111 253V255H112L111 258L114 257V259L116 260L115 264H126V263H127V264H147L148 262H149V263H150V262H153V259H154V258H155V260L158 259V258H159L158 255H159V254H161V255H159V256H161V257L159 258L160 260H159V259L157 260L158 264H162L163 260H165V257H167V258H166V260H165V262H164L163 264H165V263H166V264H168V263L173 264L174 261H175L174 264H178V263H180V262H179V261H180V258H178L179 256H178V257L176 256L177 253H176V254H173V253L176 252V251L174 252V248H172V247H173L172 245H174V244L171 245L172 241H173V243H174V238H173V240H172V239L170 240V238H171L173 235L170 236V234L167 233V231L170 230V229H167V228H166L167 225H166L165 227L163 226V225H165L166 223H165V222H162V221L160 222V220L158 219L159 222L162 223V226H158V227H157V224H158L159 222L155 223V220H156V219L153 220V219L151 218V220H150V219H147V218H149V217H147V218L145 217V218H146V221H147V220H150L151 222L154 221V222H152V223H154L153 226L156 225V228L154 227V229H155V230H154V234L152 235L151 233H153V232H152L153 228H151V224H150V225L148 224V227H144V225H147V224L145 223V220H143V218H144L143 215L145 214V213H143ZM159 211H161V210H159ZM159 211H158V212H159ZM167 211H166V213H167ZM229 211H230V212H229ZM248 211H249V210H248ZM251 211H250V212H251ZM7 212H8V211H7ZM24 212H25V211H24ZM45 212H47V211L45 210ZM45 212H44V216H46V217L43 216L44 218H43V217H39V218H43L42 220L45 219L46 222H47V218H48V216L46 215L47 213H45ZM56 212H58V211L56 210L55 213H56ZM59 212H60V211H59ZM67 212H68V211H67ZM97 212H99V211H97ZM197 212H199L198 214L201 215L202 218L197 214ZM258 212H259V211H258ZM68 213H69V212H68ZM100 213H104V211H102V212H100ZM108 213H109V212H108ZM111 213H112V214H111ZM126 213H127V212H126ZM126 213H125V214H126ZM147 213L145 214L146 216L148 215ZM182 213H183V214L185 213V215H188V214H189V217L191 216L190 218H192V220H194V221L190 220L191 223L196 221V226L193 227V232H192L191 229H190V230H191V231H190V230L188 229V227L186 228V226H188L190 222L188 221V222H187L188 225H187V224H186V221H187V220H186V219H185V221L182 220V219L185 217V216H182ZM187 213H188V214H187ZM202 213H203V212H202ZM206 213H207V212H206ZM210 213H209V215H210ZM237 213H238V212H237ZM242 213H244V212H242ZM242 213H241V214H242ZM245 213H244V214H245ZM256 213H257V212H256ZM256 213H254V214H256ZM0 214H3V212H0ZM14 214H15V213H14ZM51 214H52V213H51ZM58 214H59V213H58ZM58 214H57V216H58ZM125 214H124V215H125ZM150 214H152V215H150ZM154 214H155V215H154ZM244 214H243V215H244ZM19 215H21V213H20ZM39 215H36V216H39ZM48 215H49V214H48ZM62 215H63V213H62ZM65 215H64V216H65ZM96 215H97V214H96ZM127 215H128V214H127ZM209 215H207V217L205 216V218L207 219ZM238 215H240V213H239ZM10 216H12V213H11L8 217L10 218ZM34 216H35V214H34ZM59 216L61 217L60 214H59ZM99 216H100V214H98V217H99ZM165 216H164V217H165ZM171 216H170V217H171ZM174 216H175V217H174ZM180 216L183 217V218L181 219V220L183 221V223H180V224H183L184 226H185V224H186L185 227H184V226H180V225H178L179 222H182V221L179 220V219L181 218ZM6 217H7V216H6ZM52 217H53V219H54L55 215H52V216L49 217V218H52ZM65 217H66V216H65ZM129 217H131V215H130ZM159 217H162V215H161L160 213H159ZM159 217H158V218H159ZM170 217H169V218H170ZM179 217H180V218H179ZM199 217H200V218H199ZM228 217H229V218H228ZM9 218H8V219H9ZM12 218H13V216H12ZM12 218H11V219H12ZM14 218H15V216H14ZM17 218H20V217L18 216ZM17 218H15V219H17ZM61 218H62V217H61ZM72 218H71V219H72ZM86 218H87V215H86ZM95 218H96V217H95ZM95 218H94V219H95ZM125 218H127V217L125 216ZM156 218H157V217H156ZM169 218H167V219H165V220H169ZM172 218H171V220H172ZM177 218H179V219L177 220ZM8 219H7V220H8ZM11 219H10V220H11ZM21 219H22V218H21ZM21 219H20V220H21ZM53 219H52V223H53V221H58L57 218H56V220H55V219L53 220ZM66 219L63 218V220H61V219H59V220H61V222L64 221L63 223H66ZM82 219H85V218H83V216H82ZM94 219H93V220H94ZM97 219H98V218H97ZM162 219H164V218H161V220H162ZM206 219H204V220L206 221ZM12 220H13V219H12ZM23 220H24V221H23ZM30 220H31V221H30ZM95 220H96V219H95ZM95 220H94V221H95ZM99 220H100V219H99ZM127 220H128V219H127ZM129 220H131V218H130ZM129 220H128V221H129ZM175 220H176V221H179V222H175ZM210 220H208L207 222H209ZM212 220H213V221H212ZM16 221H17V222H20L19 226H20V225H25V224L27 225V224L30 223V222H31V224H32V223H35V222L32 221L31 216H28V218L25 217V218L22 219L21 221H19V219L16 220ZM37 221H38V220H37ZM37 221H36V223H38ZM68 221H69L70 223H68ZM79 221H80V220H79ZM169 221H170V220H169ZM205 221H204V222H205ZM9 222H10V221H8V223H9ZM48 222H49V221H48ZM48 222H47V224H48ZM50 222H51V219H50ZM121 222H122V221H121ZM166 222H167V221H166ZM184 222H185V223H184ZM0 223H1V225H2V224L4 225L3 228H0V229H1V230H0V240L3 239V237H5L4 239H5V240H8V241H10V238H12L13 241H14V239L16 240V241H15V242H16L15 245L13 244V241H12V244L14 245V247L12 246V244H9V245L7 244V247L9 246L8 248H10V249H7V250H5V251H4V248H3V247L1 246V244H0V264H17V259L20 260V258L22 257L21 255H22L24 252L26 253V251L23 252V250H24V249H23V250H21L23 253H22L21 251H20V253H17V254L14 253V254H16V255L20 254V256L18 255L20 258H18L16 255H15V257H13V256H14V255H13V252L17 249V246H18V247L20 246V248L22 247V246H21V241H19L20 237L18 238V237H17L18 234L16 233V231H18L17 229H19L21 226L18 228L17 224H14L13 227H16V226H17L16 228H12V230L14 229V231H15V233H16V236H15V235H13V234H10V233L13 232V231L11 230V228H10L11 225H7V222H6L3 218H2V220L0 219ZM11 223L13 224L14 221H11ZM24 223H25V224H24ZM124 223H125V222H124ZM147 223H148V222H147ZM149 223H150V222H149ZM163 223H164V224H163ZM170 223H169V224H170ZM174 223H176L179 227H178L176 224H174ZM49 224H50V223H49ZM56 224H57V222H56ZM78 224H80V225L78 226ZM82 224H84V225H82ZM133 224H134V223H133ZM173 224H174V225H173ZM192 224H194V223H192ZM192 224H191V226H192ZM239 224H242V225H241L242 227H243V226H244V227H245V226L247 227L246 231H245L243 234H242V232L245 230L246 227H245V228L243 227L244 230L240 231V229H239L240 226L238 227ZM6 225H7V226H6ZM28 225H29V224H28ZM36 225H37V224H36ZM41 225H42V223H41ZM57 225H58V224H57ZM57 225H56V226H57ZM59 225H60V224H59ZM175 225H176V226H175ZM198 225L200 226V229H201V230L199 229V226H198ZM209 225H212V226H209ZM213 225H215V228H213ZM257 225H258V226H257ZM5 226H6V229H7V230L4 229ZM50 226H51V224H50ZM50 226H49V229H50ZM53 226H54V224H53ZM60 226L62 227V225H60ZM60 226H59V227H60ZM69 226H70V225H69ZM85 226H86V225H85ZM149 226H150V229H149ZM153 226H152V227H153ZM172 226H173V227H172ZM256 226H257V227H256ZM0 227H2V226H0ZM23 227H24V226H23ZM28 227H29V226H28ZM30 227H32V226L30 225ZM38 227H39V225H38ZM38 227H36V228H38ZM41 227H42V226H40V229H38V232H37V233H38V234H39V232L41 233V230H46V231H42V232H47V233H44V236H43V234H42V235L40 234L41 236L39 235V236H37V237H40V238H43L44 240H46V243L48 244V246H50L49 244L52 242V241L50 240L51 238L49 237L50 235H49V236H46V234L48 235V234L50 233V232L48 233L49 229H48V231H47V229H46L45 227H42V229H41ZM61 227H60V228H61ZM70 227H71V226H70ZM79 227H80L81 229H79ZM133 227H134V225H133ZM161 227H162V228H161ZM195 227H197L198 230L201 231V232L196 231V232H199V234H201L202 232L204 233L205 231H202V230H204V229H206V232H207V230H208V232H211V231L213 232V229H214L213 234H212V232L209 233V235L211 234V238H212V239H211V238H210V239H207V238H209L210 236H209V237H204V236L200 237V238H201L200 241H201V243H202L201 246H200V242H199V239H198V236H197V235H199V234L197 233V235H196V232L194 231V228H195ZM33 228H34V226H33ZM44 228H45V229H44ZM55 228H56V227H54V229H55ZM60 228H59V229H60ZM144 228H145V229H144ZM163 228H164V229H163ZM173 228H174V229H173ZM185 228H186V230L188 229L187 232H185V230H184ZM189 228H191V227L189 226ZM197 228H196V230H197ZM212 228H213V229H212ZM20 229H21V228H20ZM20 229H19V230H20ZM26 229H27V228H26ZM30 229L33 230L32 228H29L28 230H30ZM73 229H72V230H73ZM78 229H79V230H78ZM166 229H167V230H166ZM178 229H177V231H178ZM31 230H30V231H31ZM35 230H36V229H35ZM61 230H62V229H60L59 231H61ZM69 230H70V229H69ZM113 230H115V229H113ZM56 231H57L59 234H61V232H63V231L59 232L58 230H56ZM70 231H71V230H70ZM76 231H72V232H76ZM145 231H146V232H145ZM25 232H26V231H23V232L20 231L21 234H23V233H25ZM35 232H36V231H35ZM64 232H65V231H64ZM64 232H63V233H64ZM72 232H71V233H72ZM134 232H135V233H134ZM148 232H150V233H148ZM175 232H176V230H175ZM194 232H195V234H194ZM208 232L205 233V234H202V235L208 236ZM257 232H258V231H257ZM18 233H19V232H18ZM30 233H31V232H30ZM30 233H29V234L27 233V235H26L27 238H28V235H30ZM58 233H57V234H58ZM130 233H133L131 236H133L134 238H132V237L129 235ZM179 233H180V229H179ZM186 233H187V234H186ZM254 233H255V234H254ZM33 234H34V233H33ZM69 234H70V233H69ZM73 234H74V233H73ZM119 234H121V236H120ZM134 234H135V235H134ZM150 234H151L152 236H151ZM183 234H184V235H183ZM185 234H186V236H185ZM240 234H241V235H240ZM262 234H264V231H262ZM262 234H261V237L264 238V235H262ZM23 235H25V234H23ZM34 235L36 236L37 234H34ZM64 235H65V234H64ZM64 235L57 236L56 238H58V237L60 238L61 236H63V237H61V239L64 238V239L62 240V242H63V241L65 242V236H64ZM125 235L130 236V237H129L130 240L127 238L128 236L126 237ZM195 235H196V238H197V239H195ZM18 236H19V235H18ZM31 236H32V235L29 236V240H28L27 238H26V239L22 238V239H23L22 241H26V240L30 241ZM42 236H43V237H42ZM45 236H46L47 238H48V237L50 238V239H48L49 242H47L48 240L46 239ZM66 236H67V235H66ZM74 236H75V235H74ZM74 236H73V238H75ZM118 236H119V238H118ZM176 236H178V234H177ZM176 236H175V237H176ZM199 236H200V235H199ZM212 236H213V237H212ZM68 237H69L70 239H73V238H71L72 236L70 237V236L68 235ZM152 237H153V239H151V240H153V241L150 240V238H152ZM203 237H204V238H203ZM261 237H260V238H261ZM32 238H33V236H32ZM69 238H67V240H66L68 244L65 242V243H66L65 246H66L67 248H69V247H70V244H72V243H71L72 240H70ZM79 238H76V241H77ZM88 238H89V239H88ZM126 238H127V239H126ZM258 238H259V237H258ZM4 239H3V240H4ZM43 239H39V240L42 241ZM108 239H107V240H108ZM154 239L157 241V244H158L157 247L154 246V245H155V242H154L155 240H154ZM175 239H176V238H175ZM177 239H178V237H177ZM3 240H1V241H2V245L4 246L3 243H7L8 241L5 242V240H4V241H3ZM56 240H57V239H56ZM69 240H70V243L68 242ZM80 240H79V243H78V244H79V245H78L79 247H78V248H75V250L78 249V251H76L77 256H73V257L66 256V258L64 259V261H62V259H60V261H58V258H57V254H58V253L55 255L57 260H53L55 256L53 257L54 254L52 255L50 252H48V251L50 250V248H49V250H48V249L45 247V246H46V243H45V242H44V243H45V246H44V245L42 244L43 242H41V241L38 242L37 239H36V240H35V239L31 240L32 244H30V242L26 241L25 243L28 242V243H27V244H28V247L31 246V249H29V248H28L29 250L27 249V251H28V255H29V258L27 257L28 255L26 256V257L28 258V260H29V263H28V264H48L49 262H50L49 264H55V263H56V264H106V263L108 264V263H109V262L107 261V259H110L109 257H107V259H106L107 262H106V263H103L102 260H104L105 257H104V259H103V257H100L101 255H100V256H96V255H94V254H97V253H94V252L97 251V250H95V249H96V248L98 249V248H99L98 246H96V248L93 247L94 249H91L93 245H91L90 243H87V242H83V243L90 244L91 247H89L90 245H88L89 249H87L88 247L84 246L85 244H83V248L80 249V246H81ZM88 240H90V241H88ZM97 240H99V241H97ZM119 240H118V242H119ZM169 240H170V241H169ZM194 240H196V241L198 240V242H196V241H194ZM259 240H260V239H259ZM17 241H19V242H17ZM35 241H36L38 244H41L42 246H44L45 251L47 250L46 252L49 253L48 255H50V254L52 255V257L48 256V259H49V258H52V263H51V259H50V260L47 259L46 253H44V251L42 252L43 247H42V249H41V248H38V247L36 246L37 244H36V245L34 244ZM58 241H60L59 243H61L60 245H62L61 240H58ZM74 241H75V239H74ZM76 241H75V244H76ZM100 241H101V242H100ZM128 241H127V242H128ZM150 241H151V242H150ZM182 241H183V242H182ZM40 242H41V243H40ZM53 242H54V241H53ZM64 242H63V244H64ZM77 242H78V241H77ZM92 242H91V243H92ZM149 242H150V243H149ZM153 242H154V243H153ZM169 242H171V243L169 244ZM249 242H251V239L249 240ZM258 242H259V241H258ZM0 243H1V242H0ZM22 243H23V242H22ZM59 243H58V244H59ZM105 243H106V242H105ZM121 243H122V242H121ZM175 243H176V241H175ZM181 243H182V244H181ZM246 243H247V239H246ZM27 244H25L26 247H27ZM33 244H34V245H33ZM53 244H55V243H53ZM53 244H52V245H53ZM75 244H74V245H75ZM103 244H104V243L100 244V246L102 245V247H104ZM106 244H107V243H106ZM135 244H136V245H135ZM150 244H151V246H149ZM167 244H168V245H171L172 247H171V246H168ZM247 244H248V243H247ZM249 244H250V243H249ZM249 244H248V245H249ZM251 244H252V242H251ZM251 244H250V251H252V248H251V247H253V245L251 246ZM255 244H256V242H255ZM255 244H254V245H255ZM260 244H262V242H260ZM32 245L34 246V249L37 247L38 250L41 249V251H36V252L34 251V252H35V253L33 252L34 255H32V254L30 255V254H29V251H30V253H31V250H34ZM60 245H59V246H60ZM67 245H68V246H67ZM74 245H71V246H74ZM130 245H131V246H130ZM137 245H138V248H137L136 250H138V251H137L138 254H137L136 250H135V251H132V250H134L133 248L137 247ZM209 245H211V243H210ZM11 246H12V248H11ZM35 246H36V247H35ZM65 246L63 245L62 248L65 249L67 252H68V250H69V253H71V250H70V249H72V247L69 248V249H66ZM121 246H123V247H121ZM133 246H134V247H133ZM179 246L177 245V247H179ZM192 246H193V245H192ZM196 246L194 245L195 248H196ZM199 246H200V248H199ZM203 246H204V245H203ZM206 246H205V247H206ZM256 246H258V245H256ZM4 247H5V246H4ZM7 247H6V248H7ZM23 247H24V243H23ZM23 247H22V248H23ZM39 247H41V246H39ZM50 247H51V250H50V251H51V252H52V251L54 252V250H53L54 245H53V246H50ZM60 247H61V246H60ZM128 247H129V248H128ZM151 247H152V248H151ZM166 247H167V248H166ZM170 247L172 248V250H169ZM177 247H175V249H176ZM186 247H185V248H186ZM190 247H191V244L189 243V248H190ZM205 247H203V248H204V252H205L204 255H205V256H206V255L208 256V254H207V252H206V251H207V250H206L207 247H206V248H205ZM254 247H255V246H254ZM254 247H253V248H254ZM258 247H259V246H258ZM260 247H262V246H260ZM22 248H21V249H22ZM37 248H36V250H37ZM55 248H57V247H54V249H55ZM149 248H151L152 251H150ZM154 248H155V249H154ZM179 248H180V247H179ZM213 248H214V247H213ZM246 248H247L248 251L246 250ZM102 249H103V251H104V248H102ZM131 249H132V250H131ZM200 249H201V252H199ZM211 249H212V247L210 248V251H211ZM254 249H255V248H254ZM254 249H253V250H254ZM259 249H261V248H259ZM18 250H19V248L17 249V252H19ZM60 250H61V249H60ZM60 250H59V252H62V251H60ZM94 250H95V251H94ZM98 250L102 251L101 249H98ZM168 250H169L170 252L172 251V254L166 253V252H169ZM187 250H188V251H187ZM192 250H193V251H192ZM212 250H213V249H212ZM214 250H215V249H214ZM244 250L247 251L248 253H246ZM257 250H258V248L255 249V251H256L257 253H254V254H256V255H258V254H259V251H260V250H259V251H257ZM262 250H264V248H262ZM55 251H56V250H55ZM72 251H73V249H72ZM93 251H94V252H93ZM109 251H110V253H109ZM153 251H154V252H153ZM37 252H39V253L37 254L38 256H37V255L35 256V254H36ZM57 252H58V250H57ZM63 252H64V251H63ZM130 252H131V253H130ZM135 252H136L135 255H137V257H134V253H135ZM156 252H157V253H156ZM158 252H159V253H158ZM180 252H181V251H180ZM182 252H183V251H182ZM184 252H183V253H184ZM198 252H199V253H198ZM208 252H209V251H208ZM214 252H215V251H214ZM253 252H254V251H253ZM260 252H261V251H260ZM25 253H24V254H25ZM43 253H44V254H43ZM69 253H68V254H69ZM103 253H104V252H103ZM153 253H154V254H153ZM155 253H156V254H155ZM165 253H166V254H165ZM202 253H203V252H202ZM262 253H264V252H262ZM24 254H23V257H22V261L25 260ZM26 254H27V253H26ZM59 254H60V253H59ZM68 254H67V255H68ZM83 254H84V255H83ZM178 254H179V253H178ZM190 254H192V255H190ZM212 254H213V253H212ZM260 254H261V253H260ZM260 254H259L258 256H264V255H260ZM62 255H63V254H62ZM72 255H73V254H72ZM104 255H106V254L104 253ZM139 255H140V256H139ZM155 255H157V256L155 257ZM183 255H184V254H183ZM185 255H184V257H185ZM188 255H190V256H188ZM193 255H194V256H193ZM210 255H211V252H210ZM33 256H35L36 258H33ZM63 256H65V255H63ZM63 256L60 255L61 258H63ZM80 256H83V258H86L87 260H86V259H83V258H80L79 260H77V262H75L76 259H77V257L79 258ZM106 256H107V255H106ZM109 256H110V255H109ZM138 256H139V257H138ZM153 256H154V257H153ZM170 256H173V259H172V257L170 258ZM175 256H176L177 258H176ZM16 257H17V258H16ZM187 257H185V258H187ZM196 257H198V256H196ZM23 258H24V260H23ZM100 258H101V260H100ZM151 258H153L152 261H150ZM181 258H182V255H181ZM185 258H184V259H185ZM188 259H187V260H188ZM193 259H189L188 261L193 260ZM254 259H255V260H254ZM256 259H258V260L256 261ZM259 259H260V262H259ZM83 260H86V261L83 263ZM155 260H154V261H155ZM170 260H172L173 262L170 261ZM201 260H202V259H201ZM54 261H56V262H54ZM104 261H105V260H104ZM109 261H110V264L113 263V262L111 263V260H109ZM112 261H113V259H112ZM168 261H169V262H168ZM24 262H26V261H24ZM46 262H47V263H46ZM184 262H185V260H184ZM201 262H202V261H201ZM201 262H200V263L198 262V263H199V264H203V263H201ZM207 262H206V264H207ZM18 263H19V262H18ZM185 263H187V261H186ZM190 263L193 264L192 261H191ZM198 263L195 262V264H198ZM19 264H20V263H19ZM25 264H26V263H25ZM150 264H152V263H150ZM180 264H181V263H180Z\"/></svg>",
  "mask_w": 264,
  "mask_h": 264
}]
</instances>
